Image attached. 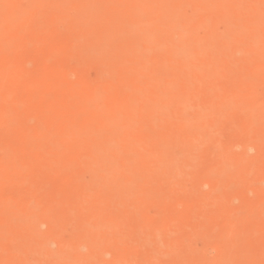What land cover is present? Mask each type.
I'll return each mask as SVG.
<instances>
[{
    "label": "rangeland",
    "instance_id": "obj_1",
    "mask_svg": "<svg viewBox=\"0 0 264 264\" xmlns=\"http://www.w3.org/2000/svg\"><path fill=\"white\" fill-rule=\"evenodd\" d=\"M1 1H3V0H1ZM7 1H9V0H7ZM7 1L6 0H4V2H3V4L2 3H0V16L2 15V14H4V15H9L10 16V18L11 17H13V20L14 19H16V20H14V22H13V20H11L9 17H6V19L4 20V18L3 19H1L4 15H2L1 17H0V43L3 41L4 43L3 44H0V92H1V97H0V107L1 108H3V106H2V103L1 102H3L2 100L3 99H5V101H10L11 103H9V105H10V107H8L9 105H6V106H4V109H6V110H1V108H0V110L3 112H1L0 111V118L3 116V114H4V111H5V114H7L5 117L8 119H6L5 117H2L1 119H0V121L2 122H0V165H1V163H3V168L5 167V166H7L8 167V169H6L5 168V171L4 172H0L1 174H0V191L2 192H0L1 194H0V198H1V202H2V200H3V203L5 204V207H4V204L2 203H0V211H1V213H0V217H3V215L7 218L6 220H5V218H3V221L5 220V225H3V224H1L0 223V225H2V226H5V228L4 227H2L1 228V226H0V233L3 235V233L4 234H7V235H1L0 234V237H3V238H0V259L3 257L4 258V260L3 259H1V262H0V264H18L23 258H31L32 256H29V254H31V252L30 251H32L33 250V247H36L37 246V243H42V241H43V244L42 245H46L47 247H49L53 252H57L58 250H59V248H60V245H61V242L63 243H65V240L63 241V239H62V233H66L67 232V234L65 235V238L67 237V235L69 236L70 235V237L68 238V239H66V243L65 244H67V246H66V250L63 252V255L61 256V257H63L64 258V260H66V258L67 257H71L72 256V254H73V249H71V247H69L70 246V244L71 243H69L68 244V242H67V240L68 241H70L71 239L70 238H72L73 236H75L76 235V233L75 234H73L72 235V233L74 232V230H75V232L77 231L76 229H72V227H74V226H80V224H82L81 225V227L83 226L84 228L86 227L87 228V232L85 231L84 232V234L83 233H81L82 231H83V227L81 228H79L80 230H82V231H80V232H78V233H80L81 234V236H82V234L85 236V233H87V235L85 236V238H87V240H89V239H92L93 237H94V235H93V237H91L92 235V233L94 232L95 233V230L91 227L90 229L92 230H89V228L87 227V226H89V224L92 222V220H94V218H96L97 219V217H99L100 215V219H103V221H100V219L98 218L97 220H99L98 221V225L97 224H94V225H97V228H98V226H99V228H101V229H99L98 228V230H96V233L95 234H97L96 235V237H97V239L99 238L98 236H100V235H102L101 234V230L103 229V227H101V226H103V224H104V227L105 226H107V228H112L113 229V231L112 232H114L115 233V231L114 230H116L117 232H120V233H118V235L120 236L119 237V239H118V236L116 235V233H115V235L117 236V239L118 240H120V238L123 236V238L125 239V241H126V239H127V242L128 243H126L124 240H120V241H118L119 242V244H120V242L122 243V244H120L121 246L120 247H122V245H125L126 246V244H127V246H130L129 248H131L132 247V249H134L135 247V249H137L138 248V250H137V254H135V249L132 251V249H130L129 250V248L126 246V247H124V248H120V252L117 250V252H116V248H119V247H116L115 249H112L111 250V246L115 243V241H116V239H115V237L116 236H114V239L112 240V239H107V237L108 236H110L109 238H112L111 237V235L112 234H110L111 233V229H106V231H109V234H108V236H105L106 234H104V236L106 237L105 238V241H109V243L108 242H106V244L108 245V247H105V248H108V250L107 251H105V255H103V256H100V255H98L99 253H100V251H102V249L101 250H99V253L97 254V255H95V257H96V259H94L95 257H93L94 255H92V253H91V251H90V246L88 245L89 243L87 242V240H85L84 239V242L81 240V244H79V246H78V248H79V250L80 251H84V253L86 252V253H91L90 255L88 254V256H89V262H90V260L92 259L91 257H93V260H92V264L94 263V262H96V263H98V264H100L99 262L103 259H105V261L106 260H108V262L109 261H116V259H118L117 261H116V263L115 264H119V259H120V264H122L123 262V264H132V263H130L131 261H129V263H128V260L130 259V260H133V258H136L135 260H134V263L133 264H210V262L212 261L213 262V264H264V222H263V220H264V177H261V179H259V177L260 176H262V174L260 175L259 173H263L264 174V152H260V149H262L263 147V145H264V142H262V139H264V138H262V139H260L261 140V142H262V145H261V148L259 147L258 148V146H257V142L258 141H260L259 140V137L261 138V136L263 137L264 136V132L262 133V134H259V131H260V128H259V123H260V125L262 124V123H264L263 121V119L261 120V118H262V116H260V120L262 121H258V120H256V119H258V118H256L255 120V122H259L258 123V127H257V129L256 128H253L254 126H257V123L256 124H254V123H252L253 121H252V118L254 117L255 118V115L256 114H258L259 112H263L264 110V105H263V107L262 106H260V105H262V104H264L263 102V100H264V72H263V70H264V52H263V49H262V51H259L260 50V48H262L261 47V45H262V42H263V44H264V41L262 40V39H264V25H262V24H264L263 22V20H264V10H263V8H264V0H249V2L248 1H245V0H242V2L244 3V1L246 2L245 4H247V6H243V5H245V4H243L242 2V4H240V0H237V1H233V0H199V2H201L200 4H201V6L199 5V7H200V11L198 12V1L197 0H177V2H176V0H174L175 1V3H177V4H179L178 2L180 1V2H182L183 3V7H185L184 9H186V7H187V9H188V12H187V10L185 11L184 9H182V4L180 5H177V6H179V7H177V10H176V8L174 7V6H176L175 5V3L173 2V0H167L166 2L164 1V0H157V1H159V4L161 5H159V4H154L153 3V5L152 4H150V3H152V2H149V0H140L141 1V4L139 3V0H127V1H129V3L126 1V0H100V2H99V0H90V2L91 3H89L90 4V6H89V4H85L86 6H88V7H84V8H88V9H90L89 11H90V13L88 14V12H87V9H83V10H86V12H87V14H88V16L85 14V13H83V12H81L82 10H80V9H82L83 7H80L79 8V6H83V5H80V4H84L83 2H85L86 1V3L87 2H89V0H67V1H65V0H18L19 2H21V3H17V2H13V4H15L16 6V8L19 10V13H21L20 14V16L22 15V13L24 12V14L23 15H25V13L28 11V12H30V14H28L27 13V16H25V17H22L21 16V18H16L17 16H15V14H17V13H12L11 11H9V9L10 10H13V12H15V9L16 8H14V9H12V8H10L9 6L11 5L10 4V2L9 3H7ZM11 2L13 1V0H10ZM35 1V2H34ZM94 1H96V2H94ZM103 1V2H102ZM107 1V2H106ZM150 1H152V0H150ZM156 1V0H155ZM161 1V2H160ZM164 1V2H163ZM169 1V2H168ZM173 2V4H172V2ZM228 1V2H227ZM30 2H32V4L30 3ZM45 2V3H44ZM60 2H62V3H60ZM67 2H68V6H66L67 5ZM79 2H81V3H79ZM94 2V3H93ZM196 2V3H195ZM227 2V3H226ZM230 2H232V3H230ZM234 2V3H233ZM252 2V3H251ZM256 2V3H255ZM258 2H259V4H258ZM24 3H25V5H24ZM29 3V4H28ZM36 3V4H35ZM47 3V4H46ZM69 3H72L71 5L69 4ZM99 3V4H98ZM107 3H108V5L109 6H107ZM144 3H145V5H144ZM155 3H157V2H155ZM219 3H220V5H219ZM229 3V4H228ZM238 5H237V4ZM1 4H2V6H1ZM9 6H8V5ZM18 4H22V5H18ZM27 4H28V9L25 7V6H27ZM30 4H31V6H32V8L34 7V10H33V12L31 13V11H29V9H31L32 10V8H31V6H30ZM66 4V5H65ZM168 4H170V8L172 9V11H170L171 9L169 8V11H165V9H166V7H167V9L166 10H168V5L166 6V5ZM205 4H207L206 5V7L204 6ZM210 4V5H209ZM231 4V5H230ZM236 4V5H235ZM256 4V5H255ZM34 5V6H33ZM52 5V6H51ZM55 5V6H54ZM62 5H64V7L62 6ZM84 5V6H85ZM94 5V6H93ZM143 7H142V6ZM150 5L152 6V8L150 7ZM159 7H158V6ZM165 7H164V6ZM171 5H173L172 7H171ZM191 5V6H190ZM197 5V6H196ZM212 5V6H211ZM225 5V6H224ZM258 5H259V7H258ZM6 6V7H5ZM7 6L9 7V9H8V13H7ZM36 6V7H35ZM51 6V7H50ZM71 6V7H70ZM72 6H75L74 8L76 9V10H74L73 9V7ZM95 6H97V7H95ZM110 6H112V7H110ZM136 6V7H135ZM153 6H154V11H153ZM190 6V7H189ZM204 7L203 9H201V7ZM209 6H210V8H209ZM230 6H236V10H235V12L233 11V9L230 7ZM239 6L241 7L240 9H242L241 11H238L239 10ZM256 6V7H255ZM12 7V6H11ZM23 7H25L26 9H23ZM39 9H38V8ZM53 7H57L56 9L55 8H53ZM58 7H60V8H58ZM148 7V9H145V8H147ZM156 7H158V8H160V11H161V8H164L163 10H164V12H162L161 11V13H160V11H159V9H155ZM196 7H197V12H196ZM220 7H222V10L225 12V14H224V12L221 10V8ZM242 7H244V8H242ZM246 7H248V8H250V9H248L247 8V10L246 11H244V9L246 8ZM258 7V8H257ZM2 8V9H1ZM64 8V9H63ZM68 8V9H67ZM140 8V9H139ZM179 8L180 9H182V11H183V13L182 12H180V10H179ZM190 8V9H189ZM207 8H209V10H205V9H207ZM211 8H216L217 9V11H219V13L215 10H211V12H210V9ZM220 8V10H218ZM229 8H230V10H231V12H230V10H229ZM237 8H238V10H237ZM259 8H261V9H259ZM16 9V10H17ZM37 11H36V10ZM144 9V10H143ZM152 9V10H151ZM192 9V10H191ZM252 9V13H253V15L255 14L256 15V17H255V15H254V17H253V15H250V14H252V13H247L248 15H246L245 13L249 10H251ZM258 9V10H257ZM3 10V11H2ZM20 10H21V12H20ZM25 10V11H24ZM27 10V11H26ZM39 10V11H38ZM127 10H129V11H127ZM136 10H137V12H136ZM139 10L141 11L140 13H139ZM145 10L147 11L148 10V12L149 13H147V14H149V15H151V17H157L158 19L160 18L159 16H161L162 15V17L163 18H160V20L161 21H158L157 19H155V18H153V19H155V20H157L156 22H152L151 23V27H153V24L154 23H156L157 24V26H155V29L154 30H156V28L158 27V26H160V25H158V24H161L162 26H160L159 28H166V29H164L163 30V28L162 29H160V30H162L161 32L159 31L158 32V30H159V28L157 29V33L155 32V34H157L158 35V33H159V35H160V38L164 41V38H165V35H167V34H165V33H167V31H169L168 32V34H169V36H171V37H169L168 35V38H170V40H172V41H176L174 44H173V42L170 44V43H167V41L168 42H170V40H165V42L163 43L162 41L160 42V40H159V42H158V40H156L155 41V39H157V38H155L154 40H152L151 42H150V39H153L154 38V36H155V34L153 33L154 32V30H153V28H152V31H149L150 29L148 28L149 26H150V24H148V22L150 23V21L149 20H151V17L150 18H148V16H147V18H146V20H144L143 18L145 17V14H144V12H145ZM175 10V12H176V14H174V13H172L173 11ZM259 10L261 11V12H259ZM263 10V11H262ZM23 11V12H22ZM76 11L78 12V11H80V12H78V13H76ZM107 11V12H106ZM132 12V14H131V12ZM156 11V12H155ZM157 11H159V13L161 14H157ZM180 12V14H179V12ZM184 11H185V13H184ZM223 12L222 14L223 15H221V16H219L218 14H220L221 12ZM236 11H238L237 13L238 14H240V15H244V16H242V19H240L239 21H238V19L236 20L235 19V16H233L232 17V15L231 16H229V17H227V14H229V13H232L233 14V12L234 13H236ZM11 12V13H10ZM18 12V11H17ZM66 12H67V15H66ZM85 12V11H84ZM101 12V13H100ZM111 12V13H110ZM155 12V13H154ZM172 13V14H174V15H171L172 16V19L173 20H175V21H172V19H171V16L170 17H168V15H167V13ZM186 12L187 13H189L188 14V16H190L188 19L186 18L187 16L185 15L186 14ZM243 12V14H241V13ZM245 12V13H244ZM251 12V11H250ZM84 14L85 15V17L87 16V19L84 17V15L82 16L81 14ZM105 13V14H104ZM128 13H130L131 14V16H132V18H133V16H135L134 17V19H136V20H133L131 17H128L127 18V16H128ZM191 13H193V14H191ZM217 13V14H216ZM236 13V14H237ZM15 16V18H14V16ZM70 14H72V15H70ZM80 14V15H79ZM155 14H157V15H155ZM182 14H184L185 16H183V17H185L186 19H184L181 15ZM194 14H195V17H194ZM215 14V15H214ZM235 14V15H236ZM236 15V17L237 16H239V15ZM12 15V16H11ZM17 15H19V14H17ZM74 15V16H73ZM77 17H76V16ZM109 15V16H108ZM126 15V16H125ZM138 15V16H137ZM144 15V16H143ZM159 15V16H158ZM170 15V14H169ZM217 15V16H216ZM225 15V16H224ZM75 17L74 19L72 18V17ZM92 16V17H91ZM126 17V19H128V20H130L129 18H131V21H128V20H126V19H124L123 17ZM136 16H137V18H136ZM174 16H175V18H174ZM179 16H181L182 17V19H181V17L179 18ZM201 16H205L204 18H206L207 17V19L205 20L203 17H201ZM253 17V21H257V23L256 24H254L251 20H249V19H251V18H249V19H246V17ZM262 16V17H261ZM42 17V18H41ZM105 17V18H104ZM109 17V18H108ZM139 17H141L140 18V21H138L139 20ZM166 17V18H165ZM217 17V18H216ZM232 17V18H231ZM240 17V16H239ZM239 17H237V18H239ZM260 17V18H259ZM23 18L25 19V20H23ZM40 18V19H39ZM67 18V19H66ZM70 18V19H69ZM78 18V19H77ZM90 18H91V21H89L90 20ZM103 18V19H102ZM124 20H123V19ZM179 18V19H178ZM193 20H192V19ZM196 20H199V21H195V19ZM203 18V19H202ZM241 18V17H240ZM8 19H10L12 22H10ZM20 21H19V20ZM73 19V20H72ZM111 19V20H110ZM122 19V20H121ZM141 19H143L142 21H141ZM166 19V21H164V20ZM202 19V20H201ZM218 19H220V21L218 20ZM245 20V22H243V23H246V24H250L249 26L247 25V27L249 28L248 30H251V29H253V27L252 26H254L255 27V29L256 30H258V29H260V31H258V33L256 34V36L255 37H253L254 35V33H256L257 31L256 30H251V32H249L250 33V35H246V36H244V35H240L241 34V32L239 31V33L237 32L236 33V31H238V29L240 28V30L242 29V27L243 26H241L242 24V21H244ZM5 22H4V21ZM29 20V21H28ZM36 20V21H35ZM66 20H67V22H66ZM81 20V21H80ZM98 20H99V22H98ZM163 20V21H162ZM180 21V22H178V21ZM181 20H182V23L184 24V21L186 20V21H189L190 22V24H188L187 22H185V24L183 25L182 23H181ZM203 20H205V22H207V21H209V24H208V22H207V25H204V24H206ZM211 20V21H210ZM225 20V21H224ZM226 20H227V22H226ZM262 20V23L260 24V21ZM40 21V22H39ZM89 21V22H88ZM135 21H138L137 22V24L138 25H136V22ZM151 21H154V20H151ZM193 21V22H192ZM230 21H232V22H230ZM241 21V22H240ZM259 21V22H258ZM8 22V23H7ZM70 22V23H69ZM84 22V23H83ZM92 22V23H91ZM119 22V23H118ZM124 22V23H123ZM134 22V23H133ZM175 22L177 23V24H175ZM192 22V23H191ZM194 22H197L196 24L194 23ZM202 22V23H201ZM203 22H204V24H203ZM210 22H211V24H210ZM220 22V23H219ZM230 22V23H229ZM237 22L238 23H240L239 25L240 26H238V24H237ZM10 23H11V25L13 24H17L16 26H15V28H11L12 26L10 25ZM83 23V24H82ZM108 23V24H107ZM130 23V24H129ZM140 23H143L142 25L140 24ZM218 23L219 24H222V26L220 25H218ZM223 23H224V26H226V24L225 23H227L228 25H231L230 26V29H229V26H227L228 28H226L225 29V27L223 26ZM10 25V27L8 26V28H7V25ZM85 24H86V26H85ZM91 24V25H90ZM114 24H118V25H120V26H115ZM144 24H148L149 26L147 27V25L145 26ZM156 24H154V25H156ZM165 24V25H164ZM181 24V25H180ZM187 24H188V26H187ZM197 24H199L200 25V28H202L201 26H204V27H208L207 28V30H212V31H215V35H217L219 32V30H221L222 32H223V30L225 29V31L224 32H226L227 31V29H229V30H233V27H236V29H235V31H231V33L232 34H234V32H235V37H236V39H237V37H238V35H239V37L242 39V37L244 36V39H246L247 40V38H249L248 36H250L251 37V39L249 38L248 40L250 41H247L248 42V46H246L247 45V42H245V40L244 39H240L239 37H238V39L237 40H240L241 42L242 41H244V46L242 45V43H240L241 44V46H243V49H245V50H242L241 51V49H242V47L241 48H237L238 46L235 44V43H238V42H235L234 41V39H233V35L229 32V31H227L226 33L227 34H225L226 36H223V38L224 37H226V38H224V41H221V39L222 38H220L222 35H224V33L223 34H220L221 36L220 37H218V35H217V38H219L220 40L218 41V39L216 38H214V34H213V38H214V40H216V42L217 43H214V44H218V45H220L219 47L217 46V45H215V46H217L218 47V49L219 48H221V47H223V42H224V45L226 46V44L225 43H228V42H230V41H234L235 43V45H233L232 44V50H230L231 48H226V49H228L227 51H225L224 52V50H226L224 47V50L221 48V49H219V51L217 50V48H214L213 46H210V44L209 45H207V43L209 42V40L207 41V43L205 42V39L207 40V38H208V35H210L211 34V32H209V31H207V33H210V34H207V36H206V30H205V28L203 27V29H197ZM235 24V25H234ZM262 25V26H260V25ZM79 25H81V27H82V30H81V28H80V26ZM113 25L116 27L115 29H116V32L114 31V27H113ZM130 25V26H129ZM167 25V26H166ZM177 25V26H176ZM194 25H196V26H194ZM209 25H211V26H209ZM244 26H245V24H243ZM26 26V27H25ZM97 26H99V27H97ZM126 26H127V28H126ZM143 26V28H141V29H144V31L143 30H139V29H137V28H140V27H142ZM177 28H176V27ZM182 26V28H183V26H184V28H183V33H185L186 35H184V36H186L185 38H184V36H183V33H182V37H181V34L179 35L178 33L177 34H173V32H181V27ZM193 26V28H195L196 27V30H194V29H192V31L194 30V32H191L190 30V28ZM94 27V28H93ZM122 27V28H121ZM137 27V28H136ZM148 28L147 30H146V28ZM150 27V28H151ZM176 28V30L175 31H173L175 28ZM239 27V28H238ZM247 27H246V32H248L247 31ZM250 27H252L251 29H250ZM11 28V29H10ZM28 28V29H27ZM79 28V29H78ZM98 28H100V30L98 29ZM103 28V29H102ZM118 28V29H117ZM187 28H189V30L188 31H190V33L189 34H191L192 33V37L190 38V40H191V43H189L188 44V42L190 41L189 40V37H190V35H189V37L187 36V32H186V30H187ZM198 28H199V26H198ZM238 28V29H237ZM10 29L11 31H9V32H7L8 30ZM39 29V30H38ZM107 29H108V31H109V35H107ZM120 29V34L117 32L118 30ZM130 29H131V31L132 32H130ZM170 29V30H169ZM184 29H186L185 31H184ZM98 30H99V32L101 31V32H103L102 30H104V37L102 36V35H100V33L98 32ZM112 30V31H111ZM201 30H203V32H205V36L207 37H204V34H203V32L201 31ZM115 32L114 33V35H117V33H118V35H119V40L118 39H116V40H118V41H116L115 40V36L113 35V33L112 32ZM140 31H143V32H139L140 34H138V32ZM172 31V33H170ZM195 31H196V34L198 33V35H201L203 38H204V42H203V39H202V41L199 39V37H198V35H194L193 33H195ZM200 31V32H199ZM242 31H244V30H242ZM254 31H256V32H254ZM36 32V33H35ZM87 32H88V34H87ZM165 32V33H164ZM175 32V33H176ZM218 32V33H217ZM221 32V33H222ZM228 32H229V35H228ZM260 32V33H259ZM261 32H263V33H261ZM78 33V34H77ZM85 33V34H84ZM92 33L93 34H96L97 35V38L98 39H96V35H92ZM99 33V34H98ZM129 33V34H128ZM147 33L148 34H150V36H149V38H148V36H147V38H145V36L147 35ZM164 33V34H163ZM212 33H214V32H212ZM243 33V32H242ZM244 33H245V31H244ZM88 36H87V35ZM102 34V33H101ZM133 34V35H132ZM134 34L137 36L138 35V37H136L135 38V36H134ZM117 35V36H118ZM124 35H125V37H124ZM130 36V37H133V39L136 41V42H134V40L132 39V41L134 42V43H132L131 42V40H129V39H131L130 37H128V36ZM143 36L144 35V39H142V38H139L140 36ZM151 35H153V36H151ZM77 36H79V37H77ZM85 36H87V37H85ZM101 36V37H100ZM116 36V37H117ZM174 36V37H173ZM175 36H176V38H178L179 37V39H176L175 38ZM211 37H212V35H210ZM229 36H230V38H231V40H230V38H229ZM242 36V37H241ZM81 37V38H80ZM91 37H92V41H91ZM197 37V39L200 41H198L197 43H194L195 41H197V39L195 40V38ZM234 37V38H235ZM259 37V38H258ZM80 38V39H79ZM86 38H88L89 39V42L91 41V44H89L88 43V41L86 42ZM94 38V39H93ZM122 38L124 39L125 38V40H124V43L125 42H127L128 44H130V48L133 46H135V48H137L135 51L133 50V48H131L130 49V51L133 53V54H138L137 55V57L135 56V55H133L132 53H129V51H126L127 50V48H123V46H126V45H124L123 43L120 45V42H122ZM140 39V43H145V45L144 44H142V45H144L145 47H146V49H147V51H150V53L149 52H147V51H144V50H146V49H143V50H141L142 48H144V46L143 47H141V45H140V43L137 41V39ZM160 38H158V39H160ZM167 38V37H166ZM167 38V39H168ZM181 38H182V40H181ZM194 40H193V39ZM201 38V37H200ZM210 38V37H209ZM213 38L211 39L210 38V40H213ZM229 38V39H228ZM87 39V40H88ZM147 39V40H146ZM176 39V40H175ZM15 40V41H14ZM78 40V41H77ZM101 40V41H100ZM129 40V41H128ZM143 40V41H142ZM177 40H179V41H181L180 43H184V40L185 41H187V42H185V44H182L181 46H180V43H179V41H177ZM189 40V41H188ZM226 40V41H225ZM227 40H229V41H227ZM259 40V41H258ZM7 41H8V45L9 46H7L6 44H7ZM114 41H115V43H114ZM142 41V42H141ZM149 41V45H148V48H149V46H150V49H148L147 48V42ZM233 41H232V43H233ZM253 43H252V42ZM262 41V42H261ZM84 42H86V43H88V44H86V46H81V45H83V43ZM94 42H95V44H94ZM103 42H104V45H103ZM131 42V43H130ZM157 43V44H159V46H155L157 49H159L158 47H160V48H162L160 51L158 50V51H156L157 49H155V47H154V43ZM203 44H202V43ZM210 42H212V41H210ZM218 42H221V44H222V46H221V44L220 43H218ZM261 42V43H260ZM80 43V44H79ZM99 43V44H98ZM110 43V44H109ZM127 43H125V44H127ZM179 43V44H178ZM5 44V47L6 48H3V45ZM78 44V45H77ZM84 44V45H85ZM116 44V45H115ZM153 45V47H151L152 45ZM160 44H162V46L160 45ZM165 44H167V45H171L172 46V48H169L168 50H170V51H172V52H167L166 50H167V48H165V47H167ZM177 44H178V48H177ZM197 44H199V45H207V46H204L205 48H206V50H207V52L206 51H203L202 49L204 48L203 46H202V49L200 48V46L199 45H197ZM213 44V42L211 43V45ZM239 44V45H240ZM253 44V45H252ZM257 44V45H256ZM80 45V46H79ZM97 45V46H96ZM104 46L105 47V50H104V47L102 48V47H100V46ZM176 45V46H175ZM184 45L186 46V47H184ZM187 45H188V47H187ZM194 47V49H192V50H190L191 48H192V46ZM77 46H79V47H77ZM90 46V47H89ZM128 46V45H127ZM126 46V47H127ZM140 47V48H138V47ZM171 46H169V47H171ZM197 46V47H196ZM199 46V47H198ZM209 46L211 47V50L209 49ZM230 46V44L228 45V47ZM254 46V47H253ZM259 46V47H258ZM264 46V45H263ZM85 47V48H84ZM120 47L122 48V51H120L121 49H120ZM164 47V48H163ZM174 47V48H173ZM181 47V48H180ZM249 47V48H248ZM14 48V49H13ZM77 48V49H76ZM98 48V54L95 56V55H93L94 53L96 54L97 52V49ZM99 48H101L104 52H107V53H110V54H106V53H104L101 49H99ZM110 48V49H109ZM114 48V49H113ZM129 48V47H128ZM153 48V49H152ZM177 48V49H176ZM183 48V49H182ZM186 48H188V49H185ZM205 48H204V50H205ZM215 49V53H212V52H214V49ZM234 48H237L236 49V51H234L233 49ZM3 49H4V51H3ZM89 49V50H88ZM120 49V50H119ZM155 49V50H154ZM180 49V50H179ZM182 49V50H181ZM196 49H197V51L198 50H202V51H200L201 53H198L197 51H196ZM238 49H240V51L237 53V50ZM85 50H86V54H83V52H85ZM107 50V51H106ZM110 50H112V52L110 51ZM129 50V49H128ZM143 51V53L141 52V51ZM152 50H154V51H152ZM163 50V51H162ZM174 50V51H173ZM176 50V51H175ZM186 52H185V51ZM187 50H190L189 52H187ZM196 51L195 53L193 52V51ZM218 52H220V53H218V55H217V51ZM230 50V51H229ZM10 51V52H9ZM115 51V52H114ZM131 56V58H130V56L128 57L127 55V53ZM137 51H140V53L138 52V53H134V52H137ZM164 51H165V56H169V57H171L172 58V55H173V59H169V57H168V59H169V61H171L172 60V62H170V63H168V61L166 62L165 61V59H166V57L165 56H161L163 53H164ZM180 51V52H179ZM192 51V52H191ZM208 51L210 52V53H208ZM212 51V52H211ZM82 52V53H81ZM93 52V54L91 55V53ZM100 52H101V54H100ZM118 52V53H117ZM120 52L121 53H124V55H123V57L125 58H123V63H121L122 64V66H123V68H122V66H121V64H120V62H118V60L116 59V58H119L120 57V55H122V54H120ZM146 52V53H145ZM152 52H156V53H154L155 54V57H157V59L160 61L161 60V57H164V61H158V60H156V61H158V62H153V61H151L150 59H152L153 57H154V54H153V57L151 58V56H152ZM163 52V53H162ZM176 52H177V54H176ZM191 52V53H190ZM230 52V53H229ZM262 52H263V54H262ZM157 53H159V56L158 55H156ZM162 53V54H161ZM167 53H169V54H171L172 53V55H168ZM175 53V54H174ZM179 53V54H178ZM186 53H189V54H186ZM104 54H106V55H104ZM120 54V55H119ZM140 54V55H139ZM146 54V55H145ZM151 54V55H150ZM167 54V55H166ZM182 54V55H181ZM185 54H186V56H185ZM190 54H191V56L193 57V58H195L196 59V57H198V59L200 60V62H201V64H204V62H205V64L207 65V71H209L208 70V68L209 67H211V65L208 67V65L209 64H213L214 63V66L217 68V69H215L216 70V72H214V73H216L215 75H217V74H220V70H219V73H218V69H220L221 67L223 68V66H220V68H218L219 66L218 65H220L221 63L219 62L220 61V59H224L225 60V58H226V56L227 57H229L231 60V63L230 64H228L229 66H224V70H226V69H228L229 68V70L227 71L228 72V74H227V72L226 73H224V71H223V69H222V71L223 72H221L223 75H219V78L221 79V76H222V82H221V84H220V82H218L219 81V79H214L215 81H217L218 83H216V84H213L215 81L213 80V78H212V81H210L206 76L208 75V73L206 72V66H203V65H200V66H203V68H201V67H199V65H197L198 67V69L196 68V66H195V64H193L192 65V62L195 60H193V58H190L191 56H190ZM193 54V55H192ZM219 54H221L220 55V57H219ZM223 54V55H222ZM244 54V55H243ZM248 54V55H247ZM4 55H6V56H4ZM85 55V56H84ZM100 57H99V56ZM119 55V56H118ZM164 55V54H163ZM205 55V56H204ZM226 55V56H225ZM233 55V56H232ZM91 56V57H90ZM95 56V57H94ZM102 56V57H101ZM105 56H106V58H105ZM118 56V57H117ZM145 56V58H147V59H145V58H143ZM176 56H179L180 58H179V60H174L175 58L174 57H176ZM209 56V57H208ZM215 57V61H213V60H211L210 61V58L211 57ZM225 56V57H224ZM248 56H250L249 58H248ZM122 57V56H121ZM120 57V58H121ZM127 57V58H126ZM134 57V58H133ZM140 57H141V59H140ZM160 57V58H159ZM181 57H182V59H181ZM186 57H188V60L187 59H185L184 60V58ZM205 57V58H204ZM206 57H208V59H206ZM219 58V61H217L216 59L217 58ZM263 57V58H262ZM97 58V59H96ZM102 58H104V59H102ZM150 58V59H149ZM192 59V60H190V59ZM81 59V60H80ZM101 59V60H100ZM122 59V58H121ZM128 60V59H131V63H132V65H131V63H130V61L128 60V62H126L125 63V65L127 66V64L129 65V63H130V65H131V67H128L127 69H129V68H133L132 66H133V62L136 60V65H137V67L135 68V66H134V68H135V71L134 70H132L131 71V69L129 70V71H131L132 73H134V74H138V73H142L143 74V76L141 77V76H139L138 77V80L141 78V79H145V81L144 80H139L140 82H141V84H140V82L136 79V80H134L133 78L134 77H136V75H134V74H132L131 72H127V69H124V62H125V60ZM133 59H135V60H133ZM149 59V60H148ZM154 59V58H153ZM152 59V60H153ZM156 59V58H155ZM167 59V60H168ZM198 59H197V61L195 62V63H197V62H199L198 61ZM202 59V60H201ZM212 59V58H211ZM214 59V58H213ZM228 59V58H227ZM227 59H226V62H227ZM261 59H263V60H261ZM46 60H47V63H46ZM116 61L115 63H113L112 61ZM120 60V59H119ZM139 60H141V61H139ZM163 60V59H162ZM178 61L177 63L179 64V65H175V64H177V63H175L174 61ZM187 60V61H186ZM229 60V59H228ZM3 61V62H2ZM48 61H50L49 62V64H48ZM82 61V62H81ZM84 61V62H83ZM100 61V62H99ZM104 61L106 62L105 64H104ZM148 61H150V62H153V65L150 63V62H148ZM183 61H186L187 63H182ZM192 61V62H191ZM204 61V62H203ZM230 61H228V63L230 62ZM236 62V63H239V64H236L235 65V63L234 62ZM261 61V63L260 64H262L263 65V70L260 68V72L259 71H257V70H259V69H257L258 67H260V66H262V65H259V62ZM30 62V63H29ZM93 64H92V63ZM111 62V64H112V67L113 68H115L114 70V72L117 74L116 76L114 75L115 73L114 72H110V69L112 70V68L110 67L109 69H106V68H108V65H110L109 63ZM122 62V61H121ZM138 62H139V64H138ZM140 62H143V63H140ZM145 62V63H144ZM190 62V63H189ZM199 62V63H200ZM220 64H219V63ZM225 62V61H224ZM224 62H222V63H224ZM10 63H11V65H10ZM29 63V64H28ZM117 63H119L120 64V66H118L120 69H118V67L116 66L117 65ZM146 63H147V65H146ZM168 63V64H167ZM173 64V65H175L176 67L177 66H179V68H182L181 66H184L183 67V69H180L181 71H176V70H178V67L177 68H172L171 67V69H170V65L169 64ZM183 64V65H181L180 66V64ZM207 63H209V64H207ZM32 64V65H31ZM86 64V65H85ZM104 64V66H102ZM115 64V65H114ZM118 64V65H119ZM187 64V65H186ZM190 64V65H189ZM226 64V63H225ZM13 65V66H12ZM30 65L32 66V67H30ZM81 65V66H80ZM106 65V66H105ZM139 65V66H138ZM165 65H167V66H165ZM231 65H233V66H231ZM259 65V66H258ZM8 66V67H7ZM11 66H12V68H11ZM97 66V67H96ZM125 66V67H126ZM144 66H145V68H144ZM148 66H153V67H155V68H153L152 67V69H154V71L156 72L157 71V73H156V75H155V77H153V79L154 78H157L158 76H160L161 75V77H158L157 79H155V80H157V82L155 81V80H153V79H151L152 78V76L155 74L154 72H151L150 73V70L149 69H151V67H148ZM157 66H158V68L160 69L159 71H158V69H157ZM193 66V67H192ZM256 66H257V68H256ZM28 67V68H27ZM105 67V68H104ZM117 67V68H116ZM140 67V68H139ZM141 67H143V68H141ZM163 67V68H162ZM167 69H166V68ZM188 67V68H187ZM142 70L141 72L140 71H138V73H137V70ZM162 68V69H161ZM191 68H195V69H197V73L198 74H200V72L202 73V75L200 74V75H197L196 73H195V71L193 70V69H191ZM199 68H201L200 70H199ZM235 68H238L237 70L235 69ZM254 68H256L257 70V72H259L258 74H257V77H256V71H252V69H254ZM9 69V70H8ZM12 69V70H11ZM14 69V70H13ZM16 69H17V71H16ZM137 69V70H136ZM144 69V70H143ZM156 69V70H155ZM167 71H166V70ZM173 69V71H174V69H175V71L173 72V71H171ZM203 69H204V71H203ZM251 69V70H250ZM6 70H8V71H6ZM94 70V71H93ZM104 70H106V71H104ZM148 70V71H147ZM192 70H193V74H192ZM211 70H213V67H212V69ZM210 70V77H212V76H214V74H212L213 72ZM214 70V71H215ZM255 70V69H254ZM261 70H262V72H261ZM2 71H4V72H2ZM21 71V72H20ZM147 71V72H146ZM151 71H153V70H151ZM182 71L184 72H186L187 73V75H186V73H182ZM8 72V73H7ZM12 72H15L14 74H16V75H13V73ZM109 72V73H108ZM124 72V73H123ZM145 73V75H144V73ZM150 73V75L148 74L147 75V73ZM161 72V73H160ZM162 72H163V74H162ZM164 72H166L165 74H164ZM173 73V75H172V73ZM175 72L179 75V77L178 76H175ZM189 72H191L190 73V75H188L189 74ZM244 72V73H243ZM253 72H255V73H253ZM91 73V74H90ZM101 73V74H100ZM106 73V74H105ZM111 73V74H110ZM127 73H129V74H127ZM153 73V74H152ZM168 73V74H167ZM207 73V74H206ZM262 73V74H261ZM100 74V75H99ZM109 74V75H108ZM122 74V75H121ZM141 74V75H142ZM176 74V75H177ZM182 74H184L185 75V77L182 75ZM194 74H196V75H194ZM211 74H212V76H211ZM224 74H226V76H224ZM232 74V75H231ZM251 74H254V76L253 75H251ZM8 76V77H6V78H4L5 76ZM11 75V76H10ZM75 75V76H74ZM106 75H108L109 76V78L108 79H112V77H111V75L113 76V79L115 80V78H116V80L117 81H121V80H123L122 82H124L123 84H119V82L117 83V82H113V83H111L112 81H110V83H109V81L107 80V77L108 76H106ZM125 75H129V76H127V77H125L126 78V82L124 81V79L125 78H123V76H125ZM139 75V74H138ZM147 75V77L148 78H150V79H147V77H145ZM152 75V76H151ZM167 77V78H171L172 76V78H174L175 80H174V82L171 84V82L173 81V79H172V81L170 82V78L169 79H165V76ZM169 75V76H168ZM191 75L193 76V79L194 78H196V81L194 80L193 81V79H192V77H191ZM206 75V76H205ZM249 75H251V76H249ZM259 75V76H258ZM2 76V77H1ZM13 76V77H12ZM98 76H100L101 78H98ZM106 78H105V77ZM134 76V77H133ZM183 76V77H182ZM189 76V77H188ZM194 76H196V77H194ZM201 76L202 77V79H201V77H200V79H199V77ZM209 76V75H208ZM218 76V75H217ZM226 77V79H224V77ZM244 76L245 77H247V78H244ZM71 77H74V78H71ZM117 77H119V78H117ZM164 77V78H163ZM197 77H198V80H197ZM11 78H13V79H11ZM62 78V79H61ZM103 78V79H102ZM107 80H105V79ZM137 78V77H136ZM160 78V79H159ZM178 79V81L176 82V80ZM183 78H185V79H183ZM188 78H189V80H188ZM213 84L212 86H217L218 85V87H217V89H216V92L217 91H221V90H223L222 91V93H220L219 92V94L218 93H216L215 94V96L214 97H217L218 95H220V101H216L217 100V98H214V97H212V99L213 100H215V102L213 101L212 102V99L210 98V97H208V98H205L204 99V97L205 96H203V95H206L207 96V94L209 95L210 93H212V92H206L205 90H207V91H209V89H210V87H212L211 86V84H209L210 82L208 81L207 82V84H208V87L207 88H205V86H207V85H204V84H206V80L207 79ZM216 78V77H215ZM248 78H249V80H248ZM251 78V79H250ZM255 78V79H254ZM259 78V79H258ZM112 79V80H113ZM120 79V80H119ZM162 79H163V81H162ZM206 79V80H205ZM231 79V80H230ZM6 80V81H5ZM50 80V81H49ZM104 80V81H103ZM150 80V81H149ZM180 80V81H179ZM187 80H188V82L189 83H193V85H191L190 84V86L188 85L187 87H185L186 85H185V83H187ZM192 80V81H191ZM200 80V83H202L200 86L201 87H198L197 86V84L196 83H194V82H198ZM203 80V81H202ZM225 80V81H224ZM252 80H255V82L254 81H252ZM260 80H261V82H260ZM263 80V81H262ZM3 81H5L4 83H3ZM103 81V83H105V81H106V83L109 85H107L106 84V86L105 85H102L101 84V82ZM153 81V82H152ZM160 81H162V82H160ZM166 81V82H165ZM186 81V82H185ZM224 81V82H223ZM236 81V82H235ZM238 81V82H237ZM250 81V82H249ZM135 82V83H134ZM145 82H146V84H145ZM147 82L150 84V83H154L153 85H151L150 84V86H149V84L147 85ZM156 82V83H155ZM163 82H165V83H163ZM177 84H176V83ZM235 82V84H237V83H239V85L237 84L236 86H235V84H233ZM252 82H253V84H252ZM96 83V84H95ZM121 83V82H120ZM161 83V84H160ZM169 83V84H168ZM174 83L176 84V85H174ZM199 83V84H200ZM223 83H224V85H223ZM13 84V85H12ZM75 84H76V87H77V89H76V87H75ZM77 84H78V86H77ZM100 84H101V86H104L103 88H101V86H100ZM140 84V85H139ZM145 85V87L144 86H142V85ZM161 85L160 87L159 86H157V87H159V88H156V85ZM166 84V85H165ZM169 86H168V85ZM170 84H171V86H170ZM188 84V83H187ZM196 84V85H195ZM243 84H245V85H243ZM257 84V85H256ZM54 85V86H53ZM115 86L114 88H110L111 90H113V91H111L110 89H108L109 87H111V86ZM117 85V86H116ZM131 85V86H130ZM147 85V86H146ZM165 85V86H164ZM173 85V86H172ZM219 85H220V88H219ZM234 85V86H233ZM254 85V86H253ZM1 86H2V88H1ZM5 88H4V87ZM83 86V87H82ZM153 86H155V89L157 90L158 89V91H160L159 93H158V91H153ZM167 86V87H166ZM177 86V87H176ZM181 86H183V87H181ZM191 86H195V87H191ZM221 86H223V88L224 89H221L222 87ZM244 86V87H243ZM252 86V87H251ZM13 87V88H12ZM141 87L144 89H141ZM147 87H149V88H147ZM162 87V88H161ZM172 87V88H171ZM174 87V88H173ZM188 87H191L192 89H196V91H197V93L198 92H201L200 93V97H202L201 99H198L197 97H195V94L196 95H198L196 92H195V89L194 90H192L191 88H189V90L191 89V93H190V91H188L187 89H188ZM204 87V88H203ZM253 87H255V88H253ZM98 88H99V90H98ZM126 88H129V89H126ZM167 88V89H166ZM169 88H170V90H169ZM185 88H186V90H185ZM201 88V89H200ZM216 88V87H215ZM237 88V89H236ZM2 89V90H1ZM126 89V90H125ZM139 89H141V90H143V91H146L148 94H146V92H145V95L143 96V97H141L142 95H143V91H142V95L140 94L141 93V91L140 92H138L139 91ZM152 91H151V90ZM163 89H165V90H162ZM175 89V90H174ZM245 89H247V91L245 90ZM71 90H74V91H71ZM105 90V91H104ZM109 90H110V92H109ZM129 90V91H128ZM134 90V91H133ZM136 90H138V91H136ZM167 90V91H166ZM181 90H182V93H181ZM186 92H185V91ZM214 90V88L212 89V91ZM253 90H254V92H253ZM69 91V92H68ZM78 91V92H77ZM102 92V95H103V97H102V95L101 94H96L95 92ZM103 91H104V93H103ZM132 91V92H131ZM165 91V94H162L163 92ZM174 91H175V93H174ZM240 91V92H239ZM255 91H256V93H255ZM36 92V93H35ZM70 92H72V93H70ZM76 92V93H75ZM100 92V93H101ZM105 92H107V93H105ZM112 92V93H111ZM131 92V93H130ZM153 92V93H152ZM155 92H157L158 94H156V95H153ZM162 92V93H161ZM187 92H188V95H187ZM9 93L11 94V95H9ZM35 93V94H34ZM65 93H67V94H65ZM82 93V95H80ZM135 93H137V95H138V97H137V99L134 97H132L133 96V94H135ZM149 93H152V95H153V97L151 96V94H150V97H149ZM180 93V95H178ZM207 93V94H206ZM213 93H215V92H213ZM212 93V94H213ZM234 93V94H233ZM253 93H255V94H253ZM262 93H263V95H262ZM6 94H8L7 96H6ZM38 94V95H37ZM52 94V95H51ZM74 94V95H73ZM79 94V95H78ZM94 94H95V96L96 95H101L100 97H101V99L103 100V101H101L100 100V97H98V96H96V97H94ZM106 94H108V95H106ZM169 94H171V95H169ZM212 94L210 95V96H212ZM237 94V95H236ZM257 94V96H255ZM260 95V97L261 98H257L259 95ZM58 95H61V97L60 96H58ZM63 95V96H62ZM85 95V96H84ZM88 95V96H87ZM90 95L92 96L93 95V97L95 98L94 100H96L95 102L96 103H94V100H93V98H91V100H90V102L91 101H93V104L92 103H90V104H87L86 106H85V101H88V103H89V100L88 99H90ZM130 95H132V96H130ZM136 95V94H135ZM148 95V96H147ZM162 95V96H161ZM166 95V96H165ZM176 95H177V97H176ZM217 95V96H216ZM78 96H80L79 98H78ZM87 96V99L85 98ZM127 96H129V97H131V103H130V101H128L127 102V100H130V98H128V99H126L125 100V98H127ZM145 96H147L148 98H150L151 100L152 99H156V98H158V102H160V104L162 105L163 103L162 102H164V99H165V104H168V103H171V102H173L171 99H173L172 97L174 96V99L173 100H175L173 103H174V108H173V111H171V114L169 113V109L167 110V108L166 107H163V108H161V105L160 104H158V102L156 101H154L153 102V100L151 101L150 99H148V98H146ZM158 96V97H157ZM164 96V97H163ZM171 96V97H170ZM182 96H184V98L182 97ZM189 97V98H186V97ZM12 97V98H11ZM34 97V98H33ZM77 98V100H76V98ZM144 97L146 98V104H143L144 102H142L141 104H143L144 106H142L139 102H140V99H142V100H144ZM160 97V98H159ZM161 97L162 98H164L163 100L161 99ZM193 97V98H192ZM197 98V102L196 101H194V100H196L195 98ZM198 97H199V95H198ZM199 97V98H200ZM9 98H10V100H9ZM53 98V99H52ZM60 100H59V99ZM70 98V99H69ZM75 98V99H74ZM82 98V99H81ZM97 98V99H96ZM169 98V100L167 101L166 99H168ZM232 98V99H231ZM255 98H257L258 99V101H257V99H255ZM7 99V100H6ZM73 101H72V100ZM78 99H79V102L81 103V106H80V103L78 104V102H76V101H78ZM81 99V100H80ZM86 99V100H85ZM98 99H99V101H98ZM132 99H133V101H132ZM160 99V100H159ZM187 99V100H186ZM190 101H189V100ZM226 99V100H225ZM254 99V100H253ZM85 100V101H84ZM141 100V101H142ZM192 100V101H191ZM207 100L209 101V100H211L210 102L211 103H209L210 104V106H212V107H208V105L209 104H207V105H205V107H204V105H203V107H204V109H203V107H202V104L204 103V104H206L207 103ZM84 102V104H82L83 102ZM145 101V100H144ZM151 101V102H150ZM184 101V102H183ZM204 101V102H203ZM227 102V103H229L231 106H229V108H230V110H231V112H230V110H228V109H226V108H223V106L225 105V107H227L226 105H228L227 103H224L223 105H222V102ZM230 101H232V103L230 102ZM254 102V101H257V102H259V104L257 105L256 103L255 104H251V102ZM260 101L262 102V103H260ZM73 102V103H72ZM100 103L99 104V106L98 107H100L98 110L99 111H101V109H104V106H107L105 109L107 110V111H101V113L99 112V111H97V106H96V108H95V110H94V112H99L102 116H105V114L106 115H110L111 114V112L113 113V111L111 110L110 112H109V110H108V108L110 107V108H112V109H116V107L115 106H117V109L115 110V112L119 115V114H121V113H123V112H126V113H128V110L132 113V114H134L135 116L134 117H131V119L129 120V122L127 123L128 125H126V126H123V127H125L126 129L128 128V129H130V131H128L129 132V134H130V136L129 137H131V138H129V139H127L126 137H127V135H125L124 137L123 136H119V138H120V141H119V138L118 139H116L117 137L115 136L114 137V139H115V141H114V143L118 140V143H119V146L121 145L122 146V144L124 145V146H122V149H123V147H125L124 149H126V150H123V152L122 151H119L120 149H118V148H116L117 147V145H118V143L116 142L115 144H113L112 143V146L111 147H113V146H115V147H113V148H111V149H113V150H118L120 153H122V155L118 152V151H116V153H114L111 149V151L109 150V149H107L106 150V152L105 151H102L101 152V159L105 162V164L104 165H106L109 161L106 159L107 158V156L106 155H108L107 154V151L109 150V155H108V159L110 160L111 159V157H112V162L114 163V167H115V165H117V164H119V165H117L116 166V168L118 169V167L120 166V162H122L123 160V162H122V164L123 165H126L127 166V169L129 168L128 166H129V164H130V167H132L133 169L136 167V170H137V168H138V170L136 171L135 169H134V171H132V170H130L129 169V171L125 168L126 166H122L121 168L122 169H120V170H123L124 169V175L126 176V175H129L126 179H128L129 180V182L131 181L132 183L133 182H136L137 180L139 181L138 183H139V185H140V183H142V184H144V185H138V184H135V185H137L136 187V189H133L134 187H135V185H130V183H126V184H129V185H126V184H124V185H126L127 186V188H128V190H129V188L131 187V186H134V187H131L134 191L135 190H137V191H135L133 194H132V196H131V193H129L128 191H126V192H128L130 195H128V193H126V195H128L130 198H129V200L132 202V205L130 204V201H128V199H126L125 201H127L128 202V204L127 203H125V204H127L128 206L130 205V207H132L133 206V201H132V199L134 200V198H135V201H137L138 203H137V205H136V203L134 204V206H136V207H139L138 205H140L141 204V200L143 201H145L146 200V198L147 199H149V196L150 197H152L153 195L152 194H154V192H155V194H158L159 192H161L162 194H163V198L161 197L160 199L158 198L159 196H161L160 194L158 195V197H157V195H155L154 197H152L151 199H149L148 201L146 200V203L145 204H143V202H142V204L141 205H143V206H141V207H139L140 209H142L143 208V210L141 211L140 209H138V208H135V210L133 209L134 208V206H133V208H131L130 209V207H129V209L130 210H134L135 211V214L136 213H138L137 215H132L130 212H129V210H128V206H126L124 203H122V202H119V201H117L116 199L118 198H113V196H111V198L112 199H114L115 201H116V206H113L114 204H115V201L114 200H112L111 198L110 199H108V200H112V201H114V203L112 202V201H108V204L107 205H109L108 207H106V204L103 202V200L105 201V197H104V199H103V197L101 198V193L99 194L98 193V191H100V190H97V192H96V185H98V184H101V181H102V179H98L97 177L100 175L99 173H96L95 171L92 173V170H86L85 171V169L83 168L84 166H85V162L83 161L84 159L83 158H85V160H86V158H87V156L89 155V153H90V148H92V149H94V148H96V146L98 145V142H99V140L103 137V135H105L106 133H104L103 131H106L107 132V130H105L106 128L104 127V129H103V131H102V127L103 126H99L100 125V123L101 122H91V123H93V124H96V125H94V129H92V126L91 125H93V124H91V125H89V127L88 126H86L85 124H83L85 121H84V119L89 115V116H91L92 115V113H93V115H94V112H93V109H94V107H95V105L97 104V103ZM102 102V103H101ZM106 103V105L104 104V103ZM135 102H137V104L135 103ZM152 102H153V105H152ZM187 102H189L190 104H187ZM192 102H196V106H194V104L192 103ZM220 102V103H219ZM234 102V103H233ZM249 102H250V105H249ZM16 105H15V104ZM87 103V102H86ZM156 103H157V105H156ZM185 103V104H184ZM217 103H218V105H217ZM5 104H7V103H5ZM20 104V105H19ZM92 104V105H91ZM139 104V105H138ZM18 105L20 106V107H18ZM21 105L23 106V107H21ZM25 105V106H24ZM49 105V106H48ZM61 105V106H60ZM64 105L66 106V107H64ZM69 105H70V107H69ZM78 105V106H77ZM101 105H104L103 107L101 106ZM126 105H127V107H126ZM136 105H137V107H136ZM160 105V106H159ZM254 105V106H253ZM58 106H60V107H62V108H60V107H58ZM82 106H85V107H83V108H87L88 107V109L90 108V110L92 111V113H90L89 114V112H91L90 110H88V109H86V110H88L87 111V114H84V113H86L85 112V110L82 108ZM94 106V107H93ZM133 106H135L134 108H133ZM153 106H154V108H153ZM189 106V107H188ZM213 106H215V108L217 109L218 108V110H219V108H221V110L222 109H224L225 110V112H224V110H222L221 112H224V113H221L220 111H218V110H216V112H215V108L211 111H209V110H207V111H204V110H206V107L207 108H213ZM217 106V107H216ZM246 106V107H245ZM8 107V108H7ZM44 107V108H43ZM53 107V108H52ZM73 109H72V108ZM75 107H77L76 109H75ZM92 107V108H91ZM120 107L122 108V109H120ZM142 107L145 109L144 110V112L142 111ZM158 107L160 108V109H158ZM178 107V109H176ZM195 107V108H194ZM202 107V108H201ZM243 107H245V109H243ZM253 107H255L256 108V111L254 110H252V108ZM20 108H23L22 110L20 109ZM188 108V110H185V109H187ZM194 108V109H193ZM201 110H200V109ZM251 108V109H250ZM259 108V109H258ZM21 111H20V110ZM51 109V110H50ZM139 109V110H138ZM149 109V110H148ZM174 109H176V111L174 110ZM260 110V111H258V110ZM25 110V111H24ZM82 110V111H81ZM119 110V111H118ZM140 110L143 112V114H142V112L140 113ZM147 110V111H146ZM153 110V111H152ZM155 110V111H154ZM160 110V111H159ZM252 110V111H251ZM263 110V111H262ZM50 112V113H48V114H45V112L47 113V112ZM76 111V112H75ZM162 111V112H161ZM182 111H187V113H191V114H193L194 113V111H196L194 114H195V117H196V123H199V124H202V123H204L205 121L207 122H209L208 123V127H204V128H202V131H204L205 130V132L206 133H208L209 131H211V129H212V134H210V132L208 133L209 135H215L218 139L220 138V140H221V143L219 142L220 140H218V142L217 143H215V144H217L216 146H214V148L216 147V149H213L212 150V148H213V146L212 145H204V143L203 144H196L197 146L195 147V146H193V145H189V146H184L185 148H183V150H185V151H187V154L189 155V158H191L190 156H192L191 155V151L193 152L194 150V152L196 153V152H201V149L202 148H204L205 147V149H204V152H202V154H207L205 157L207 158V161H206V163L208 164L209 162L211 163H209L210 165V167H212V168H214V169H212V168H209L208 167V165L207 164H205V161H203L204 162V165H203V162H199V163H202V167L201 166H199L198 168H197V164H195V162L197 163L198 161H200V160H198V157L199 156H201L202 154L201 153H199V154H201V155H199L198 157H197V155H195V153L193 154L194 156H193V158H191V159H189L188 158V156H187V154L184 156V157H186L185 159H184V157H183V159L184 160H186V162L184 163L185 164V166H188V163L192 160V159H194V160H192V162H194V166L197 168V170L198 171H194V169L193 168H191L190 167V163H189V166L188 167H184L183 169H185L186 171L185 172H187V171H190L191 169V172L192 171H194L195 173H194V177L192 176V175H189L188 176V174H190L189 172L185 175L184 173H182L183 171L182 170H180L181 169V167H182V165L178 168V169H176L175 170V172H172V174H171V172H169L170 173V175L172 176L173 174V176H175V175H177L178 174V172H179V174L177 175V178L178 177H180L181 178V180H179V181H181V183L182 182H184V181H182L183 179H185L186 178V176H187V180H188V183L186 182H184V183H182V184H184V185H186L187 184V186H181L180 185V191L178 192V191H176L175 190V192H172V197H170L171 195L169 194L168 195V192L170 191V193H171V190L173 191V189H171V188H173V184L174 183H179V181L178 180H176L175 178H173V176L172 177H170V178H172V179H169V177H168V179H167V177L165 178L164 176H166L167 174H164V170H166V168H167V166H168V164H166V162L169 160V158H168V160H167V157H171V146L172 145H169L170 143H166V142H168V141H166L165 140V145L166 146H164V145H162L163 144V141H164V138L165 139H167V135L169 134V133H167L168 131H170V135L172 134V131L173 132H175L176 131V129L175 128H177V127H175L174 129L173 128H171L172 126V124L174 123V124H176L175 122H176V119H178L179 117H182L183 118V115L184 116H187L186 114L187 113H183ZM7 112V113H6ZM36 112V113H35ZM73 112V113H72ZM79 112H80V114H84V115H87L86 117L83 115V118H82V115H81V117H78V115L80 116V114H79ZM104 112V113H103ZM207 112V113H206ZM213 112V113H212ZM219 112V114L222 116L221 118H220V116H217V118H216V114ZM230 112V113H229ZM254 112H255V115L253 116V114H254ZM32 113V114H31ZM36 114V115H33V114ZM59 113V114H58ZM98 113V114H99ZM108 113H110V114H108ZM149 113H151V115H150V117L148 116L149 115ZM152 113H155V114H152ZM160 113V114H159ZM198 113V114H197ZM207 114V115H205V114ZM231 116V114H232V118L231 117H229V116H227L228 114ZM260 113V114H261ZM264 113V112H263ZM263 113L261 114V115H263ZM50 114V115H49ZM75 114H76V118L78 117L79 119L80 118H82V119H80L81 120V124L79 123V121H75L76 120V118H74L75 117ZM78 114V115H77ZM97 114V113H96ZM97 114V115H98ZM114 114V113H113ZM116 114V115H117ZM139 114H142V116L141 115H139ZM219 114H217V115H219ZM9 115V116H8ZM59 117H58V116ZM71 115H73V117L72 118H70V116ZM101 115H98V118L101 116ZM159 115H162V118H163V121H164V118L166 119L167 118V123H166V125H165V123H164V125L163 126H166L165 128L164 127H162V118H161V116H159ZM166 115V116H165ZM189 115V114H188ZM202 115V116H201ZM209 115H210V118H209ZM212 115V116H211ZM23 116V117H22ZM55 116V117H54ZM67 116H69V118L68 119H70L71 120V122L73 121V118H74V121L75 122H78V124H80L81 125V127H82V124H83V126L85 125L86 127H88V128H86V130H85V126H84V128H82L81 129V127H80V125L78 126V128H77V130H76V128L71 124V122L69 121V120H66L67 119ZM112 116V115H111ZM139 116L140 117H142V120L141 119H139ZM151 116H152V118H151ZM161 118H159V117ZM173 116V117H172ZM176 117V119H174L175 117ZM189 116H194V115H189ZM215 116V117H214ZM226 116V117H225ZM253 116V117H252ZM257 117L259 116V114L258 115H256ZM264 116V115H263ZM14 117V118H13ZM64 117H66V118H64ZM97 117V116H96ZM147 117H148V119H147ZM208 117V118H207ZM218 117H219V120H218ZM4 118H5V120H4ZM13 118V119H12ZM32 118V119H31ZM55 118V119H54ZM57 118H60L59 120L57 119ZM91 118L92 119H94L95 117L94 116H91ZM110 118H112V117H110ZM109 117H108V119H110ZM133 118H135L136 120L134 121V119ZM169 118V119H168ZM203 118H205V119H203ZM228 118V119H227ZM229 118H231V119H229ZM253 118V119H254ZM22 119V120H21ZM28 119H30L29 121H28ZM57 119V120H56ZM79 119H77V120H79ZM87 119H88V117H87ZM86 119V120H87ZM89 119H90V117H89ZM88 119V120H89ZM132 119H133V121H132ZM146 119V120H145ZM150 119H152L151 121H150ZM158 119H160L159 121H160V124L161 125H159V124H157V123H159V121H158ZM171 119V120H170ZM209 119V120H208ZM213 119H217L218 121H215V120H213ZM227 119V121H229V125L227 124V123H225V124H223V122H227V121H224V120H226ZM33 120H35V122L33 121ZM48 120H54L52 123L50 122L49 123V121ZM64 121V123H63V121ZM95 120H96V118H95ZM141 120V121H140ZM144 120V121H143ZM156 120V121H155ZM170 120V121H169ZM173 120L175 121V122H173ZM212 120V121H211ZM233 120V121H232ZM33 121V123H31ZM47 121H48V123H47ZM61 121V122H60ZM74 121H73V124L75 125V124H77V123H74ZM82 121H84V122H82ZM96 121H98V120H96ZM132 121V122H131ZM148 121V122H147ZM230 121H232V123L230 124ZM12 122V123H11ZM45 122H46V124H45ZM55 122V123H54ZM57 122V123H56ZM65 122H66V124H65ZM152 122L155 124V125H153L152 124ZM217 122H219L220 124H222L221 126H222V128H224V126H225V130L224 129H220L219 128V131H218V129L216 128V125H217ZM28 123V124H27ZM42 125H47V124H52L53 125V123H54V125L52 126H46L45 128L47 129V128H49V127H54L53 129V131L54 132H57L58 134H56V133H54L55 135H53L52 137H51V135H50V142H49V146L51 145V147L49 148L48 147V142H46V144H47V149H48V152H45V153H49V152H51L52 151V149H53V147H52V145L54 144V143H56L57 142V139L59 140V142H57L56 144H60L61 143V145H56L55 146V144H54V148L56 149V152L54 153V152H52V154H53V156H52V154L50 153V155H47V154H44V151H47L46 150V148L45 147H43V145H45V142L43 141V140H45V139H48L49 137H48V135L51 133L50 131H49V133H48V135L46 134L47 132H48V129H47V131H46V129H42V130H45L46 131V133H45V131H44V134H46V135H43L42 137H41V132H40V134L38 133V135L40 136V140L41 141H43V143L42 142H39L40 140H38L39 139V137H37V136H35V135H37L36 133L38 132V128H40V126H41V124ZM63 124V125H61L62 126V128H59L60 129V132H61V134L58 132L59 131V129H57L58 127V125L59 124ZM86 123V122H85ZM141 123V124H140ZM212 123V127H214L215 126V128H216V131H214L215 130V128L213 129V128H211L210 127V124ZM218 123V126L217 127H219L220 126V124ZM2 124V125H1ZM26 124V125H25ZM57 124V125H56ZM64 124H65V126H64ZM87 125H88V123H86ZM90 124V123H89ZM97 124H99L98 126H99V128H100V130L98 129V126H97ZM144 125L145 126V128H144V130H145V133H144V130H143V128L141 129V130H143L142 132H141V134L140 135H138L139 133H138V129L140 128V126L141 125ZM146 124H147V126H146ZM173 124V125H174ZM249 124H252V125H250V126H248ZM9 125V126H8ZM101 125H103V124H101ZM138 125H140L139 126V128H138ZM143 125H142V127H143ZM148 125H149V127H148ZM11 126V127H10ZM17 126V127H16ZM60 126V125H59ZM60 126V127H61ZM69 127V129H70V132L68 131L69 129H68V127ZM77 126V125H76ZM151 126L153 127V128H151ZM155 126H158V127H155ZM159 126H161L162 128H164L165 129V131H166V133H164L166 136H164V134H163V129L162 128H160ZM177 126V125H176ZM236 126V127H235ZM135 127V128H134ZM149 129H148V128ZM210 127V128H209ZM227 127V128H226ZM249 127V128H248ZM251 127V128H250ZM262 127H263V130H264V126L262 125ZM28 128H30L29 130L30 131H32L33 129H37V130H33L32 132H34V133H32V132H29L30 134H28L27 132L29 131L28 130ZM33 128V129H32ZM41 128H42V126H41ZM65 128V129H64ZM75 131H73L74 132V134L73 135H71L72 134V129ZM137 128V129H136ZM147 128V129H146ZM208 128H209V131H208ZM11 129V130H10ZM18 129H19V131H18ZM27 129V130H26ZM32 129V130H31ZM55 129H57L56 131H55ZM81 131H80V130ZM90 129H92V130H90ZM127 129V130H128ZM131 129H132V131H133V134H134V138H132L133 137V134H131ZM136 131H135V130ZM153 129V131H151V130ZM158 129V130H157ZM173 129V130H172ZM247 129H248V131H249V129H250V131H252L250 134H249V132H246L247 131ZM253 129H256L257 130V132L255 133V131L256 130H253ZM262 129V128H261ZM41 129H40V131H42ZM50 130L52 131V129L50 128ZM83 130V131H82ZM89 130V133H92V135L90 134V135H88L86 132ZM140 129H139V131H141ZM147 130H149V131H147ZM162 130V131H161ZM168 130V131H167ZM178 130H180V132H181V134L182 135H180V137H178L177 135H178V133H177V131ZM177 131H176V134H175V136L178 138V139H180V140H182V141H184L186 138L184 137V135H186V132L187 131H184V132H182V130L181 129H178ZM207 130V131H206ZM240 130V131H239ZM37 131V132H36ZM53 131H52V133H53ZM77 131L79 132L80 131V133H77ZM94 131V132H93ZM102 131V132H101ZM135 131V132H134ZM158 132V135L156 134V132ZM224 131V132H223ZM82 132H83V134H84V136L82 135ZM96 132L98 133V134H96ZM100 132L103 134H101L100 135ZM127 132V133H128ZM148 132V133H147ZM205 132H202L203 134H205ZM222 132H223V134H222ZM228 132V133H227ZM238 132H239V134H241V133H243L244 132V135L242 134V135H240V137H241V139L242 140H240V138L238 137L239 135H238ZM245 132H246V134L248 133V136L249 135H251V136H253V137H251L253 140L251 141L252 143H253V145H252V143L250 144V143H248L249 145H251L249 148H250V152H249V150H246L244 147H246V146H241L242 145V143L243 142H241V141H244L243 140V136H245ZM254 132V133H253ZM69 135H68V134ZM77 134V139L75 138V136H76V134ZM108 133V132H107ZM147 133V134H146ZM185 133V134H184ZM253 133V134H252ZM88 135V136H86V135ZM138 136H137V135ZM145 134V135H144ZM149 134H154V135H152L153 136V138H155L156 137V135H157V137L155 138L157 141H158V137H159V145L158 144H156V145H158V147H157V152L158 153H160V154H156V151L154 152V155L156 154V157L155 156H153V152L151 153V151H153V149H154V147L152 146V144H153V142L152 141H154V140H152L153 138H151V142H150V137H152V136H147V135H149ZM174 134V133H173ZM172 134V135H173ZM226 134L228 135H230L232 138V140L230 141L229 140V138H230V136H228V137H226ZM28 135V136H27ZM132 135V136H131ZM143 135V136H142ZM261 135V136H260ZM29 136H31V137H29ZM33 136H35V139H34V137ZM45 136V137H44ZM54 136L56 137V139H55V141L53 142V140L51 139V138H53L54 139ZM90 136H92V142L90 141V139H91V137ZM102 136V137H101ZM169 136V135H168ZM181 136H183V138H181ZM205 136H207V134L205 135ZM204 136V137H205ZM256 136V137H255ZM5 137V138H4ZM83 137V138H82ZM84 137H85V139H87V138H90V139H87V141H88V144H87V141L84 139ZM122 137H123V140L121 141V139H122ZM136 137V138H135ZM208 137H211V136H207L206 138H208ZM222 137V138H221ZM226 137V139H224ZM255 137V138H254ZM30 138V139H29ZM42 138H44L43 140H42ZM185 138V139H184ZM245 139H246V136L244 137ZM249 138V137H248ZM247 138V140L249 141V139H251V138H249L248 139ZM32 139H34V141H32ZM37 139V140H36ZM66 139V140H65ZM127 139V141H125ZM134 139H135V143H134ZM184 139V140H183ZM209 139V138H208ZM37 142H36V141ZM224 140H229L228 142H230L229 144L227 143H224L223 144V142L222 141H224ZM247 140H245V141H247ZM33 143H32V142ZM47 141H49V140H47ZM63 141V142H62ZM85 141V142H84ZM124 141V142H123ZM225 141V142H226ZM240 141V142H239ZM264 141V140H263ZM77 142H79L78 144H77ZM92 143V147H90L89 148V144H91ZM122 142V143H121ZM126 142H127V144H126ZM146 142H149L150 143V146L148 145V143H147V145H148V147L147 148H145V146H147L146 145ZM155 142V141H154ZM236 142L237 143H239L238 144V147H237V145H236ZM2 143V144H1ZM51 143V144H50ZM53 143V144H52ZM75 143L77 144V146L75 145ZM138 143V144H137ZM152 143V144H151ZM219 143V144H218ZM259 143V142H258ZM27 144H29V145H27ZM35 144V145H34ZM81 144V148H82V150L84 149V151H82L80 148H79V146L78 145H80ZM117 144V145H116ZM131 144V145H130ZM132 144H134L133 146H132ZM136 144V145H135ZM215 144H213V145H215ZM244 144L246 145V143L244 142ZM243 144V145H244ZM1 145H3V146H1ZM62 145H65V146H62ZM82 145H83V147H82ZM140 145V146H139ZM154 145V144H153ZM164 146L163 148H162V146ZM220 145V146H219ZM223 145H225V146H223ZM231 145V146H230ZM46 146V145H45ZM61 146L63 147V148H65V152H63V150H61L62 148H61ZM66 146H68L67 148H70V150L68 149V151L70 152V153H67L68 151H66L67 149H66ZM121 146L119 147V148H121ZM131 146V148L132 149H130L129 147ZM135 146V147H134ZM136 146H139V147H142L143 148V146H144V150H141L139 147V149H140V151L142 152V153H140L137 149V147ZM152 146V149H150L149 150V147H151ZM155 146V145H154ZM200 146V148H198ZM201 146H204V147H202L201 148ZM206 146H208V147H210L209 149L210 150H207L208 149V147H207V149H206ZM257 146V151H256V149H255V147ZM35 147V148H34ZM76 147L78 148V150H76V152H75V150L74 149H76ZM127 147L129 148V149H127ZM168 149L169 147H170V149H168V151H169V156H167L168 154L166 153L167 152V150H166V148ZM251 147H253V148H251ZM5 148V151H3V149ZM40 148H42V150L45 148V150H43V151H41L40 150ZM52 148V149H51ZM61 148V149H60ZM115 148V149H114ZM134 148H135V150L137 151V154L135 153L136 151L134 150ZM165 148V149H164ZM224 148H226V149H228V151L226 150V149H224ZM235 148V149H234ZM238 150H241L242 152H240L239 151V153H237V149ZM241 148H243V149H241ZM247 149H249L248 148V145H247V147H246ZM51 149V151H49ZM79 149L83 152V154L86 156H84L83 154V157L81 156L80 157V160L81 159H83V160H79V157H77V155H81V154H77L78 152H79ZM121 149V150H122ZM162 149H164L166 152L165 153H163L164 152V150H163V152L161 151ZM192 149V150H191ZM196 149H197V151H196ZM219 149H221L220 150V152H219ZM54 150V149H53ZM59 151V154L61 153V151L65 154V153H67L65 156H66V158H64L65 156L63 155V154H61L62 155V157H60V155H58L57 154V152ZM72 150H73V154L71 155V153H72ZM225 150V151H224ZM231 150V151H230ZM232 150H234V151H232ZM235 150H237V151H235ZM244 150H246V151H244ZM262 150H264V149H262ZM78 151V152H77ZM128 151V152H127ZM145 151H147V152H145ZM206 151V152H205ZM225 152V154H223V155H225V156H220L222 153L221 152ZM226 151H227V153H226ZM255 151V152H254ZM82 152H79V153H82ZM105 152V153H104ZM110 152H113V153H110ZM130 152H132V153H130ZM143 152L145 153L144 155L146 156V157H144L143 155H142V158L144 157V159H143V163L145 162V164L147 165V163H149V161L150 160H148V162H147V159H149L148 158V155H149V157H150V159H152V161L153 160H155L154 162H151V164H149V165H147V166H145V164H141V166H138V165H134V162H133V160L135 161V160H137L136 158H135V156L136 155H138V156H140V154H143ZM238 154V158L236 159L235 158V155L237 156V154ZM253 152V153H252ZM2 153L3 154H9L10 156V158L11 159H9V157H8V154L6 155L5 154V156H3L2 155ZM11 153V154H10ZM118 153V154H117ZM125 153V154H124ZM134 153L136 154L135 156H134ZM139 153V154H138ZM234 155H232V154ZM248 153V154H247ZM252 155V154H254L255 155V158H256V160H255V162H253L254 160V158H251V156L249 157V155L250 154ZM57 154V155H56ZM74 154H75V156L78 158H76L75 156H74ZM117 154V155H116ZM152 154V155H151ZM167 154V155H166ZM197 154V153H196ZM217 154V155H216ZM231 154V155H230ZM244 154V155H243ZM3 157H2V156ZM47 157H46V156ZM56 155V156H55ZM119 155V156H118ZM125 155V156H124ZM214 155V156H213ZM242 155H243V157H242ZM7 156V157H6ZM67 156H69V158L67 157ZM71 156L73 157L70 161H69V159L71 158ZM133 157V158H135V159H130L131 157ZM138 156H136L137 158H138ZM217 156V157H216ZM218 156H220V157H222V159H224V170L223 171H221V170H219V169H217V166L220 164V165H223V161H221V163L219 162L218 163V161H216L217 160V158H218ZM244 156H245V158H244ZM6 157V158H5ZM16 157H17V161L15 160L16 159ZM58 157V158H57ZM104 157H105V159H104ZM116 157V159H118V157H119V159H120V161H118V163L116 164V161L117 160H115L114 158ZM141 157V156H140ZM139 157V158H140ZM152 157V158H151ZM218 158V159H220L221 160V158ZM227 157H228V161L229 162H227V163H225V159L227 160ZM230 157H233L232 159L230 158ZM253 157V156H252ZM3 158V159H2ZM76 158V159H75ZM128 158V159H127ZM138 158V159H139ZM200 158V157H199ZM201 158H204V156L202 157L201 156ZM200 158V159H201ZM230 158V159H229ZM243 158V160L244 161H242V160H239V159H242ZM248 158H251V160H252V162L250 161H248L249 159ZM5 159H9L10 161H8L7 162V160H5ZM19 159V160H18ZM51 159V160H50ZM123 159V160H122ZM190 161H189V160ZM198 161H197V160ZM205 159V158H204ZM77 160H78V162H77ZM107 160V161H106ZM126 160V161H125ZM129 160H131L130 162H132V163H130V162H128ZM142 160V159H141ZM144 160H146V161H144ZM159 160V161H158ZM162 160V161H161ZM203 160V159H202ZM206 160V159H205ZM238 160L240 161V163L238 162ZM2 161H6V165L4 164V162H2ZM16 163H15V162ZM79 161L80 162H82V165H80V163H79ZM110 161V162H111ZM115 161V162H114ZM214 161L215 162H217V164L215 163L214 164ZM258 161V162H257ZM51 162H53V163H51ZM70 162V163H69ZM104 162H102V163H104ZM111 162V163H112ZM129 163V164H126V163ZM147 162V163H146ZM169 162H170V160H169ZM168 162V163H169ZM191 162V163H192ZM236 162H238V164L236 163ZM247 162H248V167L250 166L249 164L251 163V165H252V163H254V164H256V168L254 167V164L252 165V167H251V169L253 170L254 169V171H253V173H252V171H250L248 168H245V164L247 165ZM8 163H10V164H8ZM13 163H15V165L13 164ZM51 163V164H50ZM84 163V164H83ZM111 163H108V167L107 168H109V169H107L108 171L107 172H109V170L113 167L112 166V164ZM156 163H159L160 164V166L158 165V164H156ZM198 163V164H199ZM236 163V164H235ZM245 163V164H244ZM21 165V166H17V165ZM41 164V165H40ZM72 164V165H71ZM75 164V165H74ZM77 164H78V166H77ZM109 164H111V168L109 167ZM156 164V166H154ZM182 164H183V162H182ZM183 164V165H184ZM234 164V165H233ZM13 165V166H12ZM69 165V166H68ZM71 165V166H70ZM135 167H134V166ZM165 165V166H164ZM191 165H193V163L191 164ZM205 165H207V166H205ZM212 165V166H211ZM236 165V167H233V166H235ZM243 165V166H242ZM26 166V167H25ZM138 166V167H137ZM257 166H258V169H257ZM261 166H263V167H261ZM57 167V168H56ZM70 167V168H69ZM76 167H78V169H75ZM114 167L112 168V170H114ZM124 167V168H123ZM142 167V168H141ZM158 167V168H157ZM193 167V166H192ZM204 167V168H203ZM208 167V168H207ZM247 167V166H246ZM2 168V167H1ZM2 168V169H3ZM16 168H18V170L21 172L20 174L21 175H24V178L22 179L23 180V182H21V183H19V182H17L16 183V179H17V181H20V176L18 175V177L16 176L17 175V173H19V171L18 172H16ZM21 168V169H20ZM120 168V167H119ZM189 168H191V169H189ZM228 168V169H227ZM230 168V169H229ZM232 168H234V169H232ZM250 168V167H249ZM260 168L262 169V172H260L261 170H260ZM1 169V170H2ZM27 169V170H26ZM73 169H75L76 171H77V173H79V174H82L81 175V177L84 179V181H83V183L85 184V183H88L87 181H89V180H91L92 179V181L94 180V181H97L98 182V184L96 183L95 184V186L93 185V184H90L91 182L89 181V183H88V185L87 184H85L86 185V189L87 190H89V188L91 187L90 185H92V187H91V189L89 190V192H87L85 189H84V187L82 186V188H81V185H83V183L81 182H79L80 180H81V178L80 177H78L79 175H77V176H75V177H78L77 178V180L75 179V177H74V175H71V174H73ZM158 169H160V170H158ZM207 169H212L213 171L211 172V174H210V179H208L207 177H205L204 179L203 178H201L202 176H203V174L204 175H206L205 173H207L206 171H208ZM7 170V171H6ZM8 170H10L11 171V173H10V171L8 172ZM71 170V171H70ZM73 170V171H72ZM78 170H80V172L78 171ZM126 170L128 171V172H126ZM139 170H140V172H139ZM158 170V171H157ZM196 170V169H195ZM214 170H216V173H215V171ZM230 170V171H229ZM231 170H234L233 172L231 171ZM237 170V171H236ZM256 170H257V172H256ZM63 173H62V172ZM69 171V172H68ZM111 171V170H110ZM119 171V170H118ZM134 172V173H132L133 174V176H132V174L131 173H129V172ZM182 171V172H181ZM259 171V172H258ZM22 172L24 173V174H22ZM91 173V174H94V173H96L97 175H92V177H91V175L89 174V173ZM125 172L126 173H128V174H125ZM137 172V173H136ZM146 172V173H145ZM151 172V173H150ZM158 172H160L159 173V175H157L158 174ZM168 171L166 170L165 171V173H167ZM209 172V171H208ZM230 172L232 173V176L231 177H229L231 174H230ZM235 172V173H234ZM239 172V173H238ZM8 173V174H7ZM12 174L13 173V176L12 175H10V174ZM64 173H66V174H64ZM75 173V172H74ZM76 173V174H77ZM106 173V172H105ZM119 173H121V172H119ZM218 173V174H217ZM224 173V174H223ZM250 175H249V174ZM251 173H252V175H251ZM257 173V174H256ZM85 174V175H84ZM162 174H164V176L161 175ZM191 174H193V173H191ZM209 174V173H208ZM208 174H207V176H208ZM228 174V175H227ZM230 174V175H229ZM233 174L234 175H236V176H233ZM256 174V175H255ZM260 176H259V175ZM9 175V176H8ZM121 175H122V177L120 176V179L122 180V179H124V177L125 176H123V172L121 173ZM136 175V176H135ZM169 175V176H170ZM201 175V176H200ZM238 175V176H237ZM257 175H258V177H257ZM8 176V177H7ZM13 177V179L11 178V177ZM72 176L74 177V179H72ZM93 176L96 178V179H93ZM132 176V178H130ZM140 176V177H139ZM150 176V177H149ZM161 176V177H160ZM190 176H192V178H191V180L189 181V179H190ZM214 176H217V178L216 177H214ZM223 176H224V180H223ZM241 177V178H238V177ZM264 176V175H263ZM16 179H15V178ZM91 177V178H90ZM99 177H101V176H99ZM133 177H135V179L133 178ZM149 177V178H148ZM176 177V176H175ZM183 177V178H182ZM185 177V178H184ZM204 177V176H203ZM232 177H236V179L237 180H240V179H243V180H247L246 182L245 181H243L242 182V184H241V182H239V181H237L236 179H234V178H232ZM20 178V179H19ZM85 178H86V181H85ZM137 178V179H136ZM151 178V179H150ZM180 178H178V179H180ZM244 178H246V179H244ZM248 178H249V180H248ZM79 179V180H78ZM119 179V180H120ZM125 179V182L127 181ZM141 179V180H140ZM144 181H143V180ZM150 179V180H149ZM153 179V180H152ZM173 179H175V181L173 180ZM216 179H218V181L216 180ZM227 179H228V182H227ZM21 180V181H22ZM74 180H76L77 182H79V184H81V185H79V188L77 187L78 186V184H77V186H76V184H74L73 182H75ZM209 180L211 181V183L209 184ZM93 181V182H94ZM123 181V180H122ZM141 181V182H140ZM147 181V182H146ZM174 181V182H173ZM224 181H226L227 182V184H226V182H224ZM229 181L231 182V185H229ZM241 181V180H240ZM76 182V183H77ZM125 182H123V183H125ZM172 182V183H171ZM205 182V183H204ZM233 182H234V184H236L235 185V187L237 188H235L234 187V184H233ZM254 182V183H253ZM37 183H41V185H39V184H37ZM137 183V182H136ZM146 183V184H145ZM176 183V184H177ZM181 183H179V184H181ZM222 183V184H221ZM258 183V184H257ZM14 184V185H13ZM19 184H21V185H19ZM29 184V185H28ZM36 184V186L38 187V186H41L40 188H37V190L39 189V191H36L34 188H33V185H35ZM72 184H74V187L76 186L77 188H74V190L76 189H78L77 191H78V193L79 194H81V195H79L78 194V197L80 198H78V197H74V195L71 193V189H72V187H73V185ZM122 183L120 182V184L119 185H121ZM134 184V183H133ZM175 184V185H176ZM207 184V185H206ZM233 184V185H232ZM241 184V185H240ZM254 184V185H253ZM84 185V186H85ZM178 185V184H177ZM206 185V186H205ZM215 185H217L216 186V188H215ZM218 185H223V188H222V186H221V188L222 189H220L221 190V192H223L224 191V193L225 192H227L228 190H230V191H228L225 195H224V197L226 198V199H223L224 197L222 196V194H221V192L219 193V188H218ZM36 186H34V187H36ZM130 186V187H129ZM172 186V187H171ZM208 186V187H207ZM226 186H228V187H230V189H227L228 187H226ZM231 186H232V188H231ZM259 186V187H258ZM87 187H89V188H87ZM94 187H95V189H94ZM175 187H178V188H176L177 190L179 189V185L178 186H175ZM175 187H174V189H175ZM205 189H204V188ZM126 188V189H127ZM131 188H130V190H131ZM201 188V189H200ZM206 188H207V190H209V189H213L214 191H216V192H213V194H212V192H210V190L209 191H207L206 190ZM235 188V189H234ZM28 189V192H29V194H31V196L32 197H34L36 194V196L33 198L34 200H32L31 198L32 197H30L29 199L30 200H26V203H23V202H25V201H23L22 200V198H24V197H29L30 195L28 194L27 196H24V194H26V190ZM79 189L80 190H83L82 192L83 193H81V192H79ZM189 189V190H188ZM202 189H204L205 191H207V192H210V193H207L206 194V192L205 193H201L203 190ZM33 190H35L36 192L34 193V194H32V191ZM43 190V191H42ZM74 190H72L73 192H74ZM129 190V191H130ZM132 190V191H133ZM194 190V191H193ZM231 190L233 191V193L231 192ZM249 190V191H248ZM259 190H261V191H259ZM84 191H86L85 193H84ZM131 191V192H132ZM152 191V192H151ZM257 191L258 192H260V194H258L257 193ZM190 192V193H189ZM199 192L201 193V194H205V195H207L208 196V198H207V196H206V198L208 199V200H204L205 198H204V195L203 196H201V195H199V197L201 196V198H199L198 197V194H199ZM238 192H239V194H238ZM240 192L242 193V196H243V194L245 193L246 194V198H247V200H246V198H242V199H240L241 197L239 196L238 198H237V196L238 195H241L240 194ZM74 193H76L77 194V192H74ZM165 193H167V195H165ZM176 193H178V194H176ZM190 194V197H194V198H197L196 200H193V202H190V204H189V207L188 208H191V207H195V205H196V207H195V209L197 210V207L198 208H202L201 210L202 211H200L199 209L197 210L198 212H196V211H194L193 209H190V211L189 210H187L188 208H187V204L189 203V200H187V199H184V197H185V195L187 196V197H189V194ZM193 195H192V194ZM216 193H218V197H216L217 199H219V200H212L213 198L215 199V195L214 194H216ZM96 194H98L99 195V197H98V195H96ZM173 194H175V195H173ZM208 194H212V195H210V196H212V198L208 195ZM220 194H221V197H220ZM236 194H238L236 197H235V195ZM249 194H251V195H249ZM256 194H258V195H256ZM192 195V196H191ZM76 196V195H75ZM217 196V195H216ZM228 196H230V197H228ZM245 196V195H244ZM251 196V197H250ZM76 199V201L74 200H71V198L72 199H74V198ZM155 197H157L158 198V200L157 201H154L155 199H157V198H155ZM209 197L211 198L210 199V202H211V205L209 204ZM234 198L235 200H230L232 203H230V204H228L227 202L229 201V199L230 198ZM19 198H21V200L19 199ZM26 198H24V199H26ZM97 198V199H96ZM100 198V200H101V202H103V204L105 205L104 206V208L102 207V209L99 207V206H103L102 204L100 205V200H98ZM136 198H137V200H136ZM155 198V199H154ZM186 198V197H185ZM229 198V199H228ZM250 198V199H249ZM18 199H19V201H18ZM28 199V198H27ZM83 199L85 200V201H83ZM190 200H191V198H189ZM240 201H239V200ZM13 200H17V205H13L14 204V202H13ZM80 200V201H79ZM97 200L100 202H98L99 203V205L98 204H96V202H97ZM220 200H223L224 202H225V200H226V203L228 204V206L227 207H229V205H231V207H232V209L233 208H235V207H239V206H242V207H239L238 209H235V212H234V209L233 210H231V209H229V208H231V207H229L228 209L226 208V203L224 204L222 201H220ZM246 200V201H245ZM10 201V203H8ZM23 201V202H22ZM94 201H96L95 203H93ZM106 201H107V199H106ZM105 201V202H106ZM134 201V202H135ZM192 201V200H191ZM213 201H215V203L212 205V203H213ZM245 201V202H244ZM88 202V203H87ZM109 202L112 204V206H111V204H109ZM238 203V204H236V205H234V203ZM240 202V203H239ZM13 203V204H12ZM19 203V204H18ZM78 203V204H77ZM85 203V204H84ZM119 203V204H118ZM193 203V205L191 206V204ZM223 203V204H222ZM15 204H16V202H15ZM30 204H32V206H30ZM118 204V205H117ZM125 205L126 207L125 208H123L122 206H120V205ZM241 204V205H240ZM95 205H96V207H97V205H98V207L96 208L95 207ZM3 206V207H2ZM31 207V208H28V207ZM111 206V207H110ZM120 206V207H119ZM205 206V207H204ZM215 208H214V207ZM225 206V207H224ZM244 206V207H243ZM10 207V208H9ZM113 207H116V209L115 208H113ZM193 207V208H194ZM204 207V208H203ZM208 207V208H207ZM247 207V208H246ZM12 208V209H11ZM33 208H36V210H38L37 208H39L40 210L39 211H35V209H33ZM92 208V209H91ZM95 208V209H94ZM117 208H118V210H117ZM123 208V209H122ZM207 208V209H206ZM212 208V209H211ZM17 209H18V211H17ZM31 209L33 210V212H38L36 215H31L30 217L32 218H30V217H28L29 215H30V213H32V212H29L28 213V216H27V219L26 220H28V221H26L25 220V216L27 215L26 213H27V211L26 210H30L31 211ZM80 209H82V210H80ZM119 209H120V211H119ZM127 209V210H126ZM136 209H138L139 211L137 212V210ZM219 209V210H218ZM239 209H241V211H239ZM5 212H4V211ZM49 210V211H48ZM68 210H70V212H69V214H67V212H68ZM76 210H80V211H77V212H74V214L77 216V213L78 212H90L89 214L90 215H87V214H85V215H87V217H86V220H85V217L83 218V214L84 213H78V214H81L82 215V220L80 219L81 218V216L80 215H78V217H80L79 219L82 221L81 223H80V221H78L79 222V224L77 225V222H75L76 223V225H72V223L76 220L77 221V219H75L76 217H74V221L72 222V220L73 219H71V221H70V223L69 222H67L66 220H68V218L67 217H73V211H76ZM83 210H85V211H83ZM101 210V211H100ZM117 210V212L118 213H116L115 211ZM132 210V211H133ZM192 210L195 212V213H193L192 212ZM237 210L240 212H238V214L239 215H237ZM242 210L244 211V212H242ZM248 210V211H247ZM65 211H66V213H65ZM231 211H233V212H231ZM262 211V212H261ZM15 212V213H14ZM41 212H46V214L44 213H42V216L44 217V218H47V217H45L46 215L48 216V218H50V216L49 215H52L53 217H51L50 218V220H55V222H56V220H59V222H61V223H64V224H61V227L59 226L60 225V223L58 222L57 223V225H56V223H53V221H52V223H51V221H48L49 223H47V222H45V221H43L44 220V218H42V216L40 215L41 214ZM49 212V213H48ZM52 212V213H51ZM203 212V213H202ZM222 212V213H221ZM257 212V213H256ZM4 213V214H3ZM21 213H24L25 215H23V214H21ZM40 213V214H39ZM49 215H48V214ZM65 213V214H64ZM70 213H72L73 215H70ZM133 213V212H132ZM230 213V214H229ZM244 213V214H243ZM3 214V215H2ZM22 216H21V215ZM193 214V215H192ZM228 214V215H227ZM237 215V217H236V215ZM64 216V219H63V216ZM67 215V216H66ZM70 215V216H69ZM84 215V216H85ZM231 215V216H230ZM11 216H13V218L11 217ZM19 216V217H18ZM33 216H35V217H33ZM40 216H41V218L43 219H41L40 218ZM54 216H56V218H54ZM182 216V217H181ZM11 217V218H10ZM71 217V218H72ZM102 217V218H101ZM243 217V218H242ZM18 218H20L19 220H18ZM23 218V219H22ZM54 218V219H53ZM62 218V219H61ZM240 218V219H239ZM78 219V220H79ZM88 219V220H87ZM118 219V220H117ZM123 219V220H122ZM8 220V221H7ZM12 220V221H11ZM46 220V219H45ZM47 220H49V219H47ZM61 220H63V221H61ZM70 220V219H69ZM68 220V221H69ZM122 220V221H121ZM2 221V220H1ZM0 221V222H1ZM21 221V222H20ZM24 221H25V223H26V225L24 224ZM33 221H35V222H37V224L39 225V227L37 226V224L35 223V222H33ZM85 221V222H84ZM95 221V223H97L96 222V220H94ZM93 221V222H94ZM109 221V222H108ZM174 221V222H173ZM206 221V222H205ZM229 221H231L230 222V224L232 223V225H230L229 226ZM14 222H15V224H14ZM72 222V223H71ZM84 222V223H83ZM93 222H92V224L91 225H93ZM228 222V223H227ZM40 223V224H39ZM69 223V224H68ZM74 223V224H75ZM111 225H110V224ZM226 225V226H229V227H226V226H224V224ZM227 223V224H226ZM7 224V225H6ZM23 224V225H22ZM37 226V228H38V230H39V234H40V236H42V238L43 237H45V238H43L42 240H38V239H41V237L39 236V237H37L38 239H37V241H35L34 240V238H36V236L35 237H32L33 239V241L31 240V239H29L31 242H29V240H28V238L26 239V237L27 236H30V232H29V234H27L28 232H25V230L27 229L28 230V225H29V229H31L33 226ZM67 224V225H66ZM119 224V225H118ZM25 225V226H24ZM173 225V226H172ZM223 225V226H222ZM42 228H41V227ZM62 226H64L63 228H62ZM108 226H111V227H108ZM220 226H222V227H220ZM235 226H238V227H236V229L234 228ZM24 227V228H23ZM27 227V228H26ZM45 227V228H44ZM48 227H50V229L48 228ZM115 227H117V228H115ZM189 227V228H188ZM231 227V228H230ZM10 228H11V230H10ZM26 228V229H25ZM57 229V231L56 230H54V231H56L57 233V237H56V235H55V237L54 236H52V234H51V232L49 233L48 231H50L51 229ZM62 230H61V229ZM106 228V227H105ZM222 228V229H221ZM223 228H225V229H227L226 231H228V229L229 230H231L230 232L228 231V233H231L232 234V232H234V230H236L235 232V234H234V236L236 235V237H233V235H231V234H229V235H231L232 236V238L231 237H227L226 235H228V233L226 232V234H222V233H224L223 232ZM5 229H8V230H6L8 233H6V231L5 232H3ZM25 229V230H24ZM40 229H41V231H42V233H41V231H40ZM49 229V230H48ZM59 229H60V232H59ZM63 229L65 230V231H63ZM131 231H130V230ZM141 229V230H140ZM159 229V230H158ZM218 231H217V230ZM255 229V230H254ZM22 230H24V231H22ZM46 232H45V231ZM69 230H73V231H69ZM119 230V231H118ZM128 230L130 231V233H128ZM141 232H140V231ZM216 230V231H215ZM220 230H222V232H219ZM30 231V230H29ZM52 231V230H51ZM54 231H53V233H54ZM103 231H105V230H102V232ZM124 231H126L125 232V234L123 233V235H122V233L121 232H124ZM167 231H168V234H167ZM173 233H172V232ZM51 235V237L52 238H54L53 240H51V241H49V242H45V240L48 238L49 239V236L50 235H48V233ZM92 232V233H91ZM100 234H99V233ZM134 233V234H131V233ZM170 232V233H169ZM177 232V234H175V233ZM211 232H212V237L210 238V234H211ZM214 232H219L218 234L217 233H215V234H213ZM13 233V234H12ZM69 233V234H68ZM105 233V232H104ZM106 233H108V232H106ZM114 233H113V235H114ZM158 233H160V234H158ZM210 233V234H209ZM126 234L129 236L130 234L131 235H133L132 236V239H131V235L129 236V237H127L126 236ZM173 234V235H172ZM206 234H208V235H206ZM217 234V235H216ZM25 235H27V236H25ZM122 235V236H121ZM160 236V237H158V236ZM168 235H170V236H168ZM15 236H16V238H15ZM104 236L102 237V236H100V237H102V238H104ZM157 236V237H156ZM5 237V238H4ZM50 237V238H51ZM64 237V236H63ZM127 237V238H126ZM206 237V238H205ZM225 237V238H224ZM51 238V239H52ZM61 238V239H60ZM95 238V237H94ZM130 238V239H129ZM157 238V239H156ZM158 238H160L159 240H160V242H159V240H158ZM227 238H231L232 240L233 239H235V242H237L236 244H233V246H231L232 247V249L231 250H234V253H233V255L231 254V250L229 249V248H231V247H229L227 250L225 249L224 250V245L226 246V245H229L230 244V239H228L227 240ZM236 238H237V240H236ZM48 239H47V241H48ZM56 239V243L54 244V240ZM100 239V238H99ZM98 239V240H99ZM150 239V240H149ZM11 240V241H10ZM19 240V244L17 243V241ZM26 240H27V242H26ZM102 240V239H101ZM104 240V239H103ZM110 240L111 241H113L114 243H112V242H110ZM161 240H163V242L161 243ZM169 242H168V241ZM34 241H35V243H34ZM60 242V244H58V242ZM100 241V240H99ZM105 241H102V242H105ZM170 241L173 243H171V247L173 246L174 247V244H176L178 247L177 248H180V250L178 249L177 251L179 252H181V255H180V252L178 253L179 254V256L180 257H177V256H175L173 253H175V251H173L172 252V250H173V248L172 249H170ZM228 241H229V244H227L228 243ZM234 241V240H233ZM233 241H231V244L232 243H234ZM13 244H12V243ZM33 242V243H32ZM52 242V243H51ZM102 242H101V244H102ZM117 242V243H118ZM31 245H30V244ZM40 243V244H41ZM46 243V244H45ZM47 243H48V245H47ZM112 245H111V244ZM123 243H125V244H123ZM135 243V244H134ZM160 243V245H158ZM168 243V244H167ZM51 244V245H50ZM116 244V243H115ZM114 244V245H115ZM119 244H116L117 246L119 245ZM152 246H151V245ZM163 244H165V245H169V246H167V249H165V247L164 246H161V245H163ZM14 245V246H13ZM19 245V246H18ZM27 245V246H26ZM36 245V246H35ZM39 245V244H38ZM58 245H59V248H58ZM86 245H87V247L89 246V248L87 249V247H86ZM102 245H104V243L102 244ZM101 245V246H102ZM107 245H104V246H107ZM111 245V246H110ZM157 247H156V246ZM180 245V246H179ZM6 246V247H5ZM40 246V245H39ZM103 246V247H104ZM145 246V247H144ZM154 246H155V248H154ZM159 246H161V247H159ZM221 246H222V248H221ZM230 246V245H229ZM53 247H54V249H53ZM163 247V249H161L160 251H159V249L158 248H162ZM236 247V248H235ZM15 248H16V250H15ZM58 248V249H57ZM104 248V249H105ZM113 248H114V246H113ZM128 248V249H127ZM176 247H174V249H175ZM220 248H221V250H220ZM18 249V250H17ZM27 249L29 250V251H27ZM71 249V250H70ZM81 249H83V250H81ZM85 249H87L88 251H86ZM104 249H103V252H101V253H104ZM124 249H127V250H125L124 251ZM155 249V250H154ZM156 249H157V252L158 253H156ZM197 250L196 252H198V253H191V251L192 250ZM13 250V251H12ZM68 250H70V252H69V254H67L66 252H68ZM115 250V254H117V255H115L114 253L112 254V253H110V255L107 253V255H106V252H111V251H114ZM169 250V251H168ZM170 250H171V252H170ZM3 251H4V253H3ZM19 251V252H18ZM24 252V253H22V252ZM154 251H155V253H154ZM168 251V252H167ZM176 251V252H177ZM5 252H6V255H4L5 254ZM21 252V253H20ZM119 252V253H118ZM139 252V253H138ZM211 252V253H210ZM228 252V253H227ZM236 252V253H235ZM2 253V254H1ZM66 253V254H65ZM94 253V252H93ZM167 253V254H166ZM184 253L186 254V253H188V254H186L187 256L189 255V254H191V257L193 256V255H195V254H197V256H195V258H194V260L193 259H187V256H185L184 255ZM13 254V255H12ZM64 254L65 255H67V256H65L64 257ZM95 254V253H94ZM122 254V255H121ZM132 254H134L135 256H133ZM165 256H164V255ZM184 256H183V255ZM227 254H228V256H227ZM237 254V255H236ZM74 255V254H73ZM92 255V256H91ZM132 255V256H131ZM154 255H156V257L154 256ZM168 255V256H167ZM226 255V256H225ZM55 256H57L56 254H55ZM85 256H86V254H85ZM105 256V258H103ZM130 256H131V258H130ZM155 258H154V257ZM214 256V257H213ZM217 256V257H216ZM61 257H59V256H57V257H55V259L54 260H49V259H46V260H44V261H42V262H40V263H36V264H59V263H63L62 261H64L63 260V258H61ZM87 257V256H86ZM86 257H84V260L85 261H87V262H84V260L82 259V260H79V261H77L76 262V264H86V263H88V264H91V263H89L88 262V258H86ZM151 257H153V259H151ZM184 257H185V259H184ZM139 258V259H138ZM142 258V259H141ZM149 258V259H148ZM222 258V259H221ZM12 259V260H11ZM121 259H124V261H121ZM207 259H208V261H210V262H208L207 261ZM58 260V261H57ZM98 260V261H97ZM151 260V261H150ZM228 260H231V261H228ZM51 262V263H48V262ZM53 261H57V263H55V262H53ZM138 262V263H135V262ZM183 261H184V263H183ZM188 261V262H187ZM53 262V263H52ZM64 262H66V261H64ZM70 262V261H69ZM68 262V263H69ZM107 262V261H106ZM106 262H101L102 264H105ZM122 262V263H121ZM133 262V261H132ZM186 262V263H185ZM215 262V263H214ZM112 263V262H111ZM28 264H30V262L28 263ZM32 264H35L33 261H32ZM70 264V263H69ZM71 264H72V262H71ZM73 264H75V263H73ZM95 264V263H94ZM108 264V263H107ZM113 264H114V262H113Z\"/></svg>",
    "mask_w": 264,
    "mask_h": 264
},
{
    "label": "bare ground",
    "instance_id": "obj_2",
    "mask_svg": "<svg viewBox=\"0 0 264 264\" xmlns=\"http://www.w3.org/2000/svg\"><path fill=\"white\" fill-rule=\"evenodd\" d=\"M6 1H7V0H6ZM14 1L17 2V3L19 2L18 0H13L12 2H11L10 0L7 1V3L10 2V4H11L10 6H9L8 4H7V5H8L10 8H12V9L16 8V7H15L16 5L13 4ZM29 1H30V0H29ZM44 1H45V0H44ZM47 1H48V0H47ZM65 1H67V0H65ZM68 1H69V0H68ZM84 1H85V0H84ZM107 1H108V0H107ZM107 1H106V2H107ZM126 1H127V0H126ZM161 1H162V0H161ZM161 1H160V2H161ZM164 1L166 2L167 0H164ZM164 1H163V2H164ZM184 1H185V0H184ZM197 1H198V4H197L198 6H197V5H196V6L198 7L199 10H198L197 7H196V12H197V10H198V12H199V11H200V7H199V5L201 6L202 3L199 2V0H197ZM205 1H206V0H205ZM211 1H212V0H211ZM233 1L235 2V1H237V0H233ZM245 1H248V2H249V0H245ZM245 1H244V3L242 2V0H240L239 2H240V4H242V3L245 4V3H246ZM3 2H4V0H3V1L0 0V3L3 4ZM15 2H14V3H15ZM34 2H35V1H34ZM94 2H96V1H94ZM94 2H93V3H94ZM99 2H100V0H99ZM102 2H103V1H102ZM127 2L129 3V1H127ZM149 2H152V3H150V4H152V5H153V3H154L155 5H156V4H159V1H157V0H156V1H155V0H152V1L149 0ZM155 2H157V3H155ZM168 2H169V1H168ZM171 2H172V1H171ZM173 2L175 3L174 0H173ZM173 2H172V4H173ZM176 2H177V0H176ZM227 2H228V1H227ZM227 2H226V3H227ZM234 2H233V3H234ZM237 2H238V1H237ZM239 2H238V3H239ZM241 2H242V3H241ZM19 3H21V2H19ZM30 3L32 4V2H30ZM44 3H45V2H44ZM60 3H62V2H60ZM79 3H81V2H79ZM83 3H84V4H80V5H83V6H79V8H80V7H83L82 9H80V10H82L81 12L85 13V14L88 16V14L90 13V11H89L90 9H88V8H84V7H88V6H86L85 4H89V3H91V2H90V0H89V2L86 3V1H85V2H83ZM139 3L141 4V1H140V0H139ZM178 3H179L180 5L182 4V5H181V6H182V9L185 8V7H183L184 5H183L182 2L179 1ZM195 3H196V2H195ZM200 3H201V4H200ZM230 3H232V2H230ZM251 3H252V2H251ZM255 3H256V2H255ZM2 4H1V6H2ZM28 4H29V3H28ZM28 4H27V6H25L27 9H28ZM31 4H30V6H31ZM35 4H36V3H35ZM46 4H47V3H46ZM69 4L71 5L72 3H69ZM98 4H99V3H98ZM179 4L175 3L176 6H174V7L176 8V10H177V7H179V6H177V5H179ZM228 4H229V3H228ZM236 4H237V3H236ZM236 4H235V5H236ZM258 4H259V2H258ZM263 4H264V3H263ZM18 5L20 6V5H22V4H18ZM24 5H25V3H24ZM65 5H66V4H65ZM84 5H85V6H84ZM144 5H145V3H144ZM159 5H160V4H159ZM165 5H166V4H165ZM167 5H168V4H167ZM167 5H166V6H167ZM203 5H204V4H203ZM206 5H207V4H205L204 6L206 7ZM209 5H210V4H209ZM219 5H220V3H219ZM230 5H231V4H230ZM237 5H238V4H237ZM255 5H256V4H255ZM8 6H7V9H6V10H7V13H8L9 11H11L12 13H17V14H19V15L15 14V16H17L16 18H18V17L21 18V16H22V17H25V16H27V13L30 14V12H28V11L26 10L27 12L25 13V15H23L24 12L22 11L23 13H22V15L20 16L21 13H19V10H18L19 8H18V9L16 8L17 10L15 9V12H13V10H10ZM11 6H12V7H11ZM22 6H23V5H22ZM33 6H34V5H33ZM51 6H52V5H51ZM51 6H50V7H51ZM54 6H55V5H54ZM62 6L64 7V5H62ZM66 6H68V2H67V5H66ZM89 6H90V4H89ZM93 6H94V5H93ZM107 6H109L108 3H107ZM141 6H142V5H141ZM157 6H158V5H157ZM160 6H161V5H160ZM163 6H164V5H163ZM172 6H173V5H171V7H172ZM190 6H191V5H190ZM190 6H189V7H190ZM211 6H212V5H211ZM224 6H225V5H224ZM243 6L245 7V6H247V4H245V5H243ZM5 7H6V6H5ZM13 7H14V8H13ZM25 7H23V9H26ZM35 7H36V6H35ZM70 7H71V6H70ZM72 7H73L74 10H76V9L74 8L75 6H72ZM95 7H97V6H95ZM110 7H112V6H110ZM135 7H136V6H135ZM142 7H143V6H142ZM150 7L152 8L151 5H150ZM158 7H159V6H158ZM158 7H156L155 9H159V11H160V8H158ZM164 7H165V6H164ZM230 7H231V8L233 9V11L235 12V10H236V6H235V7H234V6H233V7L230 6ZM244 7H242V8H244ZM255 7H256V6H255ZM258 7H259V5H258ZM258 7H257V8H258ZM31 8H32V6H31ZM37 8H38V7H37ZM53 8L56 9L57 7H53ZM58 8H60V7H58ZM169 8H170V4L168 5V10H166V9H167V7H166L165 11H169ZM203 8H204V7L202 6L201 9H203ZM209 8H210V6H209ZM209 8H207V9H205V10L207 11V10H209ZM220 8H221V10H222V7H220ZM220 8H219L218 10H220ZM240 8H241V7L239 6V10H238V8H237V10H238V11H241L242 9H240ZM247 8H248V7H246V8L244 9V11H246ZM1 9H2V8H1ZM8 9H9V11H8ZM38 9H39V8H38ZM63 9H64V8H63ZM67 9H68V8H67ZM83 9H87L88 14H87L86 10H83ZM139 9H140V8H139ZM145 9H148V7L145 8ZM163 9H164V8H161V11H162ZM170 9H171V8H170ZM182 9L179 8L180 12L183 13ZM189 9H190V8H189ZM212 9H213L214 11H215V10L217 11L216 8H211V9H210V12H211ZM232 9H231V10H232ZM248 9H250V8H248ZM259 9H261V8H259ZM33 10H34V7L32 8V10L29 9V11H31V13L33 12ZM35 10H36V9H35ZM143 10H144V9H143ZM151 10H152V9H151ZM184 10H185V11L187 10V12H188L187 7H186V9H184ZM191 10H192V9H191ZM203 10H204V9H203ZM223 10H224V9H223ZM223 10H222V11H223ZM229 10H230V8H229ZM231 10H230V12H231ZM257 10H258V9H257ZM263 10H264V8H263ZM263 10H262V11H263ZM2 11H3V10H2ZM17 11H18V12H17ZM24 11H25V10H24ZM36 11H37V10H36ZM38 11H39V10H38ZM84 11H85V12H84ZM127 11H129V10H127ZM153 11H154V6H153ZM159 11H157V14H160V13H161V11H160V13H159ZM170 11H172V9H171ZM185 11H184V13H185ZM238 11H236V13H237ZM250 11H251V12H250ZM250 11L248 10L246 13H245V12H244V13H245L246 15H248L249 13H252V9H251ZM11 12H10V13H11ZM20 12H21V10H20ZM78 12H80V11H78ZM78 12L76 11V13H78ZM106 12H107V11H106ZM130 12H131V11H130ZM136 12H137V10H136ZM140 12H141V11L139 10V13H140ZM146 12L149 13L148 10H147V11L145 10L144 14H145ZM155 12H156V11H155ZM155 12H154V13H155ZM162 12H164V10H163ZM174 12H175V10H174L172 13H174ZM178 12H179V11H178ZM180 12H179V14H180ZM187 12H186L185 15L187 16L186 18L188 19L191 15L188 16L189 13H187ZM217 12L219 13V11H217ZM220 12H221V11H220ZM223 12H224V11H223ZM223 12H221V13L218 14V15H219V16L223 15V14H222ZM234 12H233V14H232V13L227 14V17H229V16L232 15V17L235 16V19H236V20L238 19V21H239L240 19H242V16H244V15H240V14H238V13H239V12H238L237 14H238L241 18H240L239 16H237V17H239V18H237V17H236L237 14L234 13ZM259 12H261V11L259 10ZM83 13L81 14L82 16L84 15ZM100 13H101V12H100ZM110 13H111V12H110ZM147 13L145 14V17L143 18L144 20H146L147 16H148V18L151 17V15H149V14H147ZM164 13H165V12H164ZM172 13H171V12H170V13H167L168 17H170L171 15L176 14V12H175L174 14H172ZM240 13H241V12H240ZM247 13H248V14H247ZM104 14H105V13H104ZM131 14H132V12H131ZM131 14L128 13L127 18H128V17H131V18H132ZM157 14H155V15H157ZM161 14H162V13H161ZM161 14H160V15H161ZM169 14H170V15H169ZM191 14H193V13H191ZM216 14H217V13H216ZM224 14H225V12H224ZM230 14H231V15H230ZM235 14H236V15H235ZM241 14H243V12H242ZM2 15H4V14H2ZM2 15H1V16H2ZM12 15H13V14H12ZM12 15H11V16H12ZM30 15H31V14H30ZM66 15H67V12H66ZM70 15H72V14H70ZM79 15H80V14H79ZM185 15L182 14L181 16L183 17V16H185ZM214 15H215V14H214ZM250 15H253V13L250 14ZM254 15H255V14H254ZM254 15H253V17H254ZM1 16H0V17H1ZM5 16L10 18L9 15H4L1 19L4 18V20H5V19H6ZM13 16H14V15H13ZM15 16H14V18H15ZM73 16H74V15H73ZM75 16H76V15H75ZM87 16L85 17V15H84V17H85L86 19H87ZM108 16H109V15H108ZM125 16H126V15H125ZM125 16L123 17L124 19H126ZM137 16H138V15H137ZM137 16H136V18H137ZM143 16H144V15H143ZM158 16H159V15H158ZM181 16H179V18H180ZM216 16H217V15H216ZM224 16H225V15H224ZM71 17H72V16H71ZM76 17H77V16H76ZM91 17H92V16H91ZM134 17H135V16H133L132 19H133V20H136V19H134ZM159 17H160V18H163L164 16L162 17V15H161V16H159ZM182 17H181V19H182ZM194 17H195V14H194ZM201 17L204 18L205 16H201ZM232 17H231V18H232ZM253 17L251 18V17H248V16H247L246 19L251 18V19H249V20H251L254 24H256L257 21H253V20L255 19V18L253 19ZM255 17H256V15H255ZM261 17H262V16H261ZM41 18H42V17H41ZM72 18L74 19L75 17H72ZM104 18H105V17H104ZM108 18H109V17H108ZM123 18H122V19H123ZM131 18H129L130 20H128V19H126V20L131 21ZM140 18H141V17H139V20H138V21H140ZM153 18L157 19L158 21H161L160 18L158 19L156 16H155V17H151V20H154V21L149 20L150 23L148 22V24H150V26H149L148 24H144L145 26L147 25V27L149 26V27H148V28L150 29L149 31H152V28H153V27H154V28H153V30H154V29H155V26H157V24L154 23V24H156V25L153 24V27H151V23L157 21V20H155V19H153ZM165 18H166V17H165ZM174 18H175V16H174ZM179 18H178V19H179ZM183 18L186 19L185 17H183ZM195 18H196V17H195ZM195 18H194V19H195ZM203 18H202V19H203ZM216 18H217V17H216ZM259 18H260V17H259ZM1 19H0V20H1ZM10 19L13 20V17H11ZM10 19H8V20H9L10 22H12ZM39 19H40V18H39ZM66 19H67V18H66ZM69 19H70V18H69ZM73 19H72V20H73ZM77 19H78V18H77ZM102 19H103V18H102ZM122 19H121V20H122ZM124 19H123V20H124ZM137 19H138V18H137ZM143 19H141V21H142ZM171 19H172V16H171ZM191 19H192V18H191ZM202 19H201V20H202ZM204 19L206 20L207 17L204 18ZM252 19H253V20H252ZM4 20H3V21H4ZM14 20H16V19H14ZM14 20H13V22H14ZM18 20H19V19H18ZM23 20H25V19L23 18ZM110 20H111V19H110ZM163 20H164V19H163ZM163 20H162V21H163ZM192 20H193V19H192ZM205 20H203V21L205 22ZM207 20H208V19H207ZM218 20L220 21V19H218ZM243 20H244V19H243ZM19 21H20V20H19ZM28 21H29V20H28ZM35 21H36V20H35ZM80 21H81V20H80ZM89 21H91V18H90ZM89 21H88V22H89ZM138 21H135V22H136V25H138V24H137ZM158 21H157V22H158ZM164 21H166V19H165ZM172 21H175V20L172 19ZM177 21H178V20H177ZM195 21H199V20H196V19H195ZM210 21H211V20H210ZM224 21H225V20H224ZM263 21H264V20H263ZM4 22H5V21H4ZM39 22H40V21H39ZM66 22H67V20H66ZM98 22H99V20H98ZM178 22H180V21H178ZM185 22L188 23L189 21H186V20H185V21H184V24H185ZM192 22H193V21H192ZM192 22H191V23H192ZM204 22H203V24H204ZM207 22H208V24H209V21H207ZM207 22H205L206 24H204V25H207ZM226 22H227V20H226ZM230 22H232V21H230ZM230 22H229V23H230ZM240 22H241V21H240ZM243 22H245V20L242 21V23H241L242 25H241L240 23H238V22H237V24H238V26L241 25V26H243V27L246 29V27H247L248 24L243 23ZM255 22H256V23H255ZM258 22H259V21H258ZM7 23H8V22H7ZM69 23H70V22H69ZM83 23H84V22H83ZM83 23H82V24H83ZM91 23H92V22H91ZM118 23H119V22H118ZM123 23H124V22H123ZM133 23H134V22H133ZM138 23H139V22H138ZM181 23H182V20H181ZM194 23L196 24L197 22H194ZM201 23H202V22H201ZM219 23H220V22H219ZM219 23H218V25H219V26H220V25L222 26V24H219ZM227 23H228V22H227ZM227 23H225L226 26H224V23H223V26L225 27V29L228 28L227 26H229V29H230V26H231L232 24H231V25H228ZM261 23H262V20L260 21V24H261ZM263 23H264V22H263ZM107 24H108V23H107ZM129 24H130V23H129ZM140 24L142 25L143 23H140ZM175 24H177V23L175 22ZM182 24H183V23H182ZM184 24H183V25H184ZM188 24H190V22H189ZM188 24H187V26H188ZM210 24H211V22H210ZM239 24H240V25H239ZM243 24H245V26H244ZM260 24H259V25H260ZM10 25H11V23H10ZM10 25L8 24V25H7V28H8V26L10 27ZM14 25L16 26L17 24H14ZM14 25L12 24V25H11V26H12L11 28H15ZM90 25H91V24H90ZM114 25L117 26V27L120 26V25H118V24H117V25L114 24ZM114 25H113V27H114V31L116 32V29H115L116 27H115ZM158 25L162 26L161 24H158ZM164 25H165V24H164ZM180 25H181V24H180ZM234 25H235V24H234ZM249 25H250V24H249ZM249 25H248V26H249ZM262 25H264V24H262ZM262 25H260V26H262ZM79 26H80V28H81V30H82L81 25H79ZM85 26H86V24H85ZM129 26H130V25H129ZM160 26H158V27L156 28V30H154V32H153L154 34H155V32L157 31V29H158ZM166 26H167V25H166ZM176 26H177V25H176ZM176 26H175V27H176ZM194 26H196V25H194ZM198 26H199V28H198ZM209 26H211V25H209ZM232 26H233V25H232ZM250 26H251V25H250ZM25 27H26V26H25ZM97 27H99V26H97ZM150 27H151V28H150ZM175 27H174V28H175ZM196 27H197V29H203L204 26H201L202 28H200V25L197 24ZM196 27L193 28V26H192V27L190 28V29H191L190 31H191V32H194V30H196ZM243 27H242L241 30H240V28L238 27L239 29L237 28L238 31H236V33H237V32L239 33V31H240V32H241L240 35H244V36H246L247 34L250 35L249 32H251V30H253V29L256 30L255 27L252 26L253 29H251L252 27H250L251 30H248L249 28L247 27V31H248V32H246V30H245ZM11 28H10V29H11ZM93 28H94V27H93ZM118 28H119V27H118ZM118 28H117V29H118ZM121 28H122V27H121ZM126 28H127V26H126ZM136 28H137V27H136ZM141 28H143V26L140 27V28H137V29H139V30H143V31H144V29H141ZM145 28H146V27H145ZM148 28H146V30H147ZM162 28H163V27H162ZM162 28H159L158 32H159V31L161 32L162 30H160V29H162ZM176 28H177V27H176ZM176 28H175L173 31H175ZM180 28H181V32H178V31L176 32V31H175L176 33L173 32V34H177V33H178L179 35L181 34V37H182V33H183L182 31H183L184 26H183V28H182V26H181ZM204 28H205V30H206V36H207V34H210V33H207V31L211 32L212 30H211V29H210V30H207V28H208L207 26L204 27ZM234 28L236 29V27H233V30H232V29H231V30L227 29V31H229V32L231 33V31H235ZM10 29H9V30L7 29V30H8L7 32L11 31ZM27 29H28V28H27ZM78 29H79V28H78ZM98 29L100 30V28H98ZM102 29H103V28H102ZM164 29H166V28H163V30H164ZM192 29H194V30L192 31ZM225 29L223 30V32H222L221 30L218 31L219 33L217 32V33H218V34H217L218 37L221 36L220 34H223V33H224V35H222V36L220 37V38H222L221 41H224V38H226V37L223 38V36H226L225 34H227V33H226L227 31L224 32ZM38 30H39V29H38ZM99 30H98V32H99ZM169 30H170V29H169ZM185 30H186V29H184V31H185ZM188 30H189V28H187L186 32H187V36H188V37H189V35H190V37H189V40H190V38L192 37V36H191L192 33L189 34L190 31H188ZM242 30H244L245 33H244V31H242ZM102 31L104 32V30H102ZM111 31H112V30H111ZM114 31L112 32L113 35H114V33H115ZM143 31H141V32H143ZM164 31H165V30H164ZM201 31L203 32V30H201ZM256 31H257V32H256ZM256 31H254V32H256V33L253 34V35H254L253 37L256 36V34L258 33V31H260V29H258V30H256ZM100 32H101V31H100ZM100 32H99V33H100ZM103 32H101L102 34L100 33V35H102V36L104 37V33H103ZM117 32L120 34V32H121L120 29H119ZM130 32H132L131 29H130ZM137 32H138V31H137ZM139 32H140V31H139ZM139 32H138V34L141 33V32H140V33H139ZM144 32H145V31H144ZM168 32H169V31H167V33H165V32H164V33L167 34V35L169 36ZM188 32H189V33H188ZM199 32H200V31H199ZM212 32H214V33H212ZM212 32H211V34H210V35H212V37H211L210 35H208V38L205 36V32H203L204 37L207 38V40L205 39V42L207 43V41L209 40V42L207 43V45L210 44V46H213L214 48H217V50L219 51V49H221V48L224 50L225 47H226V48H231L230 50H232V47H231L232 44H233V45L236 44V45L238 46L237 48H241V47H242L241 51H242V50H245V49H243V46H244L246 43L244 44V41L241 42L240 40H237L238 37H239V35H238V37H237V39H236V37H235V35H236L235 32H234V34H232L233 32H232L231 34L233 35V39H234V41H235V42H238V43H235V42L232 40L233 43H232V41H230V42H228V43H225V44H226V46H225V45H224V42H223L222 44H223V47H224V48L221 47V48L218 49V47H219L220 45H218V44H214V43H217L216 40H214L215 37L217 38V35H215V34H216L215 31H212ZM221 32H222V33H221ZM229 32H228V35H229ZM242 32H243V33H242ZM35 33H36V32H35ZM99 33H98V34H99ZM106 33H107V35L110 34L109 31H108V29H107V32H106ZM118 33H117V35H118ZM156 33H157V32H156ZM161 33H162V32H161ZM164 33H163V34H164ZM170 33H172V31H171ZM251 33H252V32H251ZM259 33H260V32H259ZM261 33H263V32H261ZM77 34H78V33H77ZM84 34H85V33H84ZM87 34H88V32H87ZM87 34H86V35H87ZM128 34H129V33H128ZM193 34H194V35H198V33L196 34V31H195V33H193ZM213 34L215 35L214 38H213ZM0 35H1V34H0ZM92 35H96V34H93V33H92ZM117 35H114V36H115V40H116V39L119 40V35H118V36H117ZM132 35H133V34H132ZM148 35L150 36V34L147 33V35L145 36V38H147ZM167 35H165L164 41L162 40L163 38H162V39L160 38L159 33H158V35L155 34V36H154L153 39H150L151 37L149 38V36H148V38L150 39V42H151L152 40H154L155 38L158 37V38H160V39L157 38V39H155V41L158 40V42H159V40H160V42L162 41V42L164 43L165 40H170V38H168ZM184 35H186V34L183 33V36H184ZM87 36H88V35H87ZM87 36H85V37H87ZM116 36H117V37H116ZM127 36H128V35H127ZM134 36H135V38L138 37V35L136 36L135 34H134ZM151 36H153V35H151ZM156 36H157V37H156ZM244 36H243V37L241 36L242 39H244ZM250 36H251V35H250ZM250 36H248V37L251 39ZM77 37H79V36H77ZM100 37H101V36H100ZM124 37H125V35H124ZM128 37H130V36H128ZM166 37H167L168 39H167ZM169 37H171V36H169ZM173 37H174V36H173ZM185 37H186V36H184V38H185ZM198 37H199V39H200L201 41H202V39H203V42H204V38H203L201 35H198ZM200 37H201V38H200ZM209 37H210L211 39L213 38V40H210ZM234 37H235V38H234ZM80 38H81V37H80ZM80 38H79V39H80ZM125 38H126V37H125ZM125 38H124V39L122 38V42H120V45H121L122 43H123L124 45H126V46L128 45L127 47H126V46H123V48H124V49L127 48L126 51H129V53H132V52L130 51V49L133 48V50L135 51L137 48H135V46H134V47L132 46V47L130 48V44H128L127 42H125V43H127V44H125V43H124ZM130 38H131V39H129V40H131L132 43L136 42V41L134 40L135 38H134V39H133V37H130ZM139 38L144 39V35H143V36L141 35ZM139 38L137 39L138 42L140 41ZM148 38H147V39H148ZM175 38H176V36H175ZM186 38H187V37H186ZM194 38H195V37H194ZM216 38H215V39H216ZM229 38H230V36H229ZM229 38H228V39H229ZM239 38H240V37H239ZM249 38H247V40L244 39L245 42L249 41V40H248ZM258 38H259V37H258ZM87 39H88V38H86V42L88 41V43L91 44L92 37H91V41H90V42H89V39H88V40H87ZM93 39H94V38H93ZM96 39H98V38H97V35H96ZM132 39L134 40V42L132 41ZM147 39H146V40H147ZM176 39H179V37L176 38ZM176 39H175V40H176ZM187 39H188V38H187ZM192 39H193V38H192ZM196 39H197V37L195 38V40H196ZM217 39H218V41L220 40L219 38H217ZM226 39H227V38H226ZM240 39H241V38H240ZM242 39H241V40H242ZM118 40H116V41H118ZM129 40H128V41H129ZM181 40H182V38H181ZM189 40H188V41H189ZM193 40H194V39H193ZM230 40H231V38H230ZM262 40L264 41V39H262ZM14 41H15V40H14ZM77 41H78V40H77ZM100 41H101V40H100ZM125 41H126V40H125ZM142 41H143V40H142ZM142 41H141V42H142ZM177 41H179V40H177ZM198 41H199V40L197 39V41H195L194 43H197ZM210 41L213 42L212 45H211L212 42H210ZM225 41H226V40H225ZM227 41H229V40H227ZM258 41H259V40H258ZM86 42H84L83 45H81V46H86V44H88V43H86ZM131 42H130V43H131ZM172 42H173V44H174L176 41H172V40H170V42L167 41V43H170V44H171ZM180 42H181V41H179V43H180ZM185 42H187V41L184 40V43H180V46H181L182 44H185ZM199 42H200V41H199ZM249 42H250V41H249ZM251 42H252V41H251ZM253 42H254V41H253ZM253 42H252V43H253ZM261 42H262V41H261ZM261 42H260V43H261ZM3 43H4V42L2 41L0 44H3ZM85 43H86V44H85ZM114 43H115V41H114ZM139 43H140V42H139ZM148 43H149V41L146 43V44H147V48H148V45H149ZM153 43H154V42H153ZM179 43H178V44H179ZM189 43H191V40L188 42V44H189ZM201 43H202V42H201ZM218 43L221 44V42H218ZM234 43H235V44H234ZM240 43H242V45H243V44H244V45L241 46ZM79 44H80V43H79ZM84 44H85V45H84ZM89 44H88V45H89ZM94 44H95V42H94ZM98 44H99V43H98ZM109 44H110V43H109ZM142 44L145 45V43H140L141 47L144 46V45H142ZM170 44H169V45L165 44V45L167 46V47H165V48H167V50H166L167 52H168V51H169V52H172V51L168 50L169 48H172V46H171ZM175 44H176V43H175ZM178 44H177V48H178ZM186 44H187V43H186ZM186 44H185V45H186ZM202 44H203V43H202ZM222 44H221V46H222ZM229 44H230V46L228 47ZM239 44H240V45H239ZM6 45L9 46V45H8V41H7V44H6ZM77 45H78V44H77ZM103 45H104V42H103ZM115 45H116V44H115ZM151 45H152V44H151ZM153 45H154V47H155V46H159V44H157V43H154ZM153 45H152L151 47H153ZM160 45L162 46V44H160ZM185 45H184V47H186ZM197 45H199V44H197ZM207 45L205 44V45H199V46H200V48L202 49V46L204 47V46H207ZM215 45H217L218 47L215 46ZM252 45H253V44H252ZM256 45H257V44H256ZM263 45H264V44H263V42H262V45H261L262 48H260L259 51H262V49H263V52H264V46H263ZM1 46H2V45H1ZM1 46H0V47H1ZM7 46H6V47H7ZM79 46H80V45H79ZM79 46H77V47H79ZM96 46H97V45H96ZM99 46H100V45H99ZM145 46H146V45H145ZM145 46H144V48H142V49H141L140 47H138V46H137V47L140 48L141 50H143V49H146ZM169 46H171V47H169ZM175 46H176V45H175ZM191 46H192V45H191ZM193 46H194V45H193ZM193 46H192V48H191L190 50L194 49ZM199 46H198V47H199ZM210 46H209V49L211 50V47H210ZM246 46H248V42H247V45H246ZM6 47H5V44H4V45H3V48H6ZM89 47H90V46H89ZM100 47L103 48L104 46H100ZM128 47H129V48H128ZM154 47H153V48H154ZM187 47H188V45H187ZM196 47H197V46H196ZM253 47H254V46H253ZM258 47H259V46H258ZM7 48H8V47H7ZM84 48H85V47H84ZM153 48H152V49H153ZM158 48H159L160 50L162 49V48H160V47H158ZM163 48H164V47H163ZM173 48H174V47H173ZM177 48H176V49H177ZM180 48H181V47H180ZM204 48H205V47H204ZM204 48H203L202 50L207 52L206 48H205V50H204ZM214 48H213V49H214ZM226 48H225V49H226ZM237 48H234L233 50L236 51ZM248 48H249V47H248ZM0 49H1V48H0ZM13 49H14V48H13ZM76 49H77V48H76ZM99 49H101V48H99ZM109 49H110V48H109ZM113 49H114V48H113ZM120 49H121V50H120ZM120 49H119V50L122 51V48H121V47H120ZM128 49H129V50H128ZM148 49H150V46H149ZM155 49H157V48L155 47ZM155 49H154V50H155ZM159 49H157L156 51H158ZM182 49H183V48H182ZM182 49H181V50H182ZM184 49H185V48H184ZM186 49H188V48H186ZM186 49H185V50H186ZM6 50H7V49H6ZM6 50H5V51H6ZM88 50H89V49H88ZM96 50H97V51H96L97 53H96V54H95V53L93 54V52H92V53L90 52L91 55L93 54V55L96 56V55L99 53V52H98V51H99L98 48H97ZM101 50H102V49H101ZM104 50H105V47H104ZM131 50H132V49H131ZM137 50H138V49H137ZM141 50H140V51H141ZM154 50H152V51H154ZM160 50H159V51H160ZM179 50H180V49H179ZM185 50H184V51H185ZM190 50H187V52H189ZM202 50H198V51H199V52H198L197 49H196V51H197L198 53H201L200 51H202ZM217 50H216V51H217ZM227 50H228V49L224 50V52L227 51ZM230 50H229V51H230ZM3 51H4V49H3ZM5 51H4V52H5ZM102 51H103V50H102ZM106 51H107V50H106ZM110 51L112 52V50H110ZM126 51H125V52H126ZM140 51H137V52H134V53H138V52L140 53ZM144 51H147V49L144 50ZM162 51H163V50H162ZM173 51H174V50H173ZM175 51H176V50H175ZM196 51L194 50L193 52L195 53ZM203 51H202V52H203ZM218 51L216 52L217 55H218V53H220V52H218ZM239 51H240V49L237 50V53H238ZM9 52H10V51H9ZM103 52H104V51H103ZM114 52H115V51H114ZM141 52L143 53V51H141ZM147 52L150 53V51H147ZM179 52H180V51H179ZM185 52H186V51H185ZM191 52H192V51H191ZM191 52H190V53H191ZM197 52H196V53H197ZM211 52H212V51H211ZM227 52H228V51H227ZM263 52H262V54H263ZM81 53H82V52H81ZM104 53H106V54H110V53H107V52H104ZM117 53H118V52H117ZM126 53H127V52H126ZM145 53H146V52H145ZM154 53H156V52H152V53H151V54H152L151 58L153 57V54H154ZM162 53H163V52H162ZM162 53H161V54H162ZM172 53H173V52H172ZM172 53H171V54L167 53V54H168V55H172ZM203 53H204V52H203ZM208 53H210V52L208 51ZM212 53H215V49H214V52H212ZM225 53H226V52H225ZM229 53H230V52H229ZM83 54H86V50H85V52H83ZM100 54H101V52H100ZM106 54H104V55H106ZM120 54H122V55H120ZM120 54H119V55H120V57L122 56V57H121L122 59H121L120 57H119V58H116V59H117L118 62H120V64H121V63H123V58H124L123 55H124V53H121V52H120ZM127 54H128V53H127ZM132 54H133V53H132ZM143 54H144V53H143ZM151 54H150V55H151ZM163 54H164V55H163ZM163 54H162L161 56H165V51H164ZM167 54H166V55H167ZM174 54H175V53H174ZM176 54H177V52H176ZM178 54H179V53H178ZM186 54H189V53H186ZM186 54H185V56H186ZM226 54H227V53H226ZM101 55H102V54H101ZM119 55H118V56H119ZM130 55H131V54H130ZM130 55L128 54L127 56L129 57ZM133 55H135V56L137 57L138 54H137V55H136V54H133ZM139 55H140V54H139ZM145 55H146V54H145ZM156 55L159 56V53H157ZM181 55H182V54H181ZM192 55H193V54H192ZM220 55H221V54H219V57H220ZM222 55H223V54H222ZM243 55H244V54H243ZM247 55H248V54H247ZM4 56H6V55H4ZM84 56H85V55H84ZM95 56H94V57H95ZM98 56H99V55H98ZM118 56H117V57H118ZM190 56H191V54H190ZM204 56H205V55H204ZM225 56H226V55H225ZM225 56H224V57H225ZM227 56H228V55H227ZM227 56H226L225 60H224V59H220V61H219V58L216 57V58H217L216 60L219 61V62L221 63V64H220V63L218 62V63L220 64V65H218V66H219L218 68H220V66H223V68H224V66H226V65L229 66L228 64H230L231 61H232L233 59L231 60V59H230L229 57H227ZM232 56H233V55H232ZM90 57H91V56H90ZM99 57H100V56H99ZM101 57H102V56H101ZM165 57H166V59H165L166 62H167V61H168V63L172 62V60L169 61V59H170L171 57H169V56H165ZM168 57H169V59H168ZM193 57H194V56H193ZM193 57L191 56L190 58H193ZM208 57H209V56H208ZM208 57H206V59H208ZM210 57H211V56H210ZM249 57H250V56H248V58H249ZM105 58H106V56H105ZM126 58H127V57H126ZM130 58H131V56H130ZM133 58H134V57H133ZM143 58H145V56H144ZM153 58H154V59H153ZM153 58H152L153 60L150 59V58H149V59H150L151 61H153L154 63L159 61V60L157 59V57H155V54H154V57H153ZM155 58H156V59H155ZM159 58H160V57H159ZM174 58H175L174 60H179L180 57H179V56H176V57H174ZM183 58H184V57H183ZM190 58H189V59H190ZM204 58H205V57H204ZM211 58H212V59H211ZM211 58H210V61H211V60L215 61V57H214V56L211 57ZM213 58H214V59H213ZM220 58H221V57H220ZM227 58H228L229 60H228ZM262 58H263V57H262ZM96 59H97V58H96ZM102 59H104V58H102ZM119 59H120V60H119ZM124 59H125V58H124ZM140 59H141V57H140ZM145 59H147V58H145ZM149 59H148V60H149ZM162 59H163V60H162ZM167 59H168V60H167ZM171 59H173V55H172V58H171ZM181 59H182V57H181ZM185 59L188 60V57H187V58L185 57L184 60H185ZM194 59H195V58H193V60H194ZM197 59H198V57H196V59H195L194 61L196 62ZM199 59H200V58H199ZM199 59H198V61L200 62ZM226 59H227V62H226ZM80 60H81V59H80ZM100 60H101V59H100ZM117 60H116V61H117ZM128 60H129L130 63H131V59H128ZM128 60H127V59L125 60L124 65H125L126 62H128ZM133 60H135V59H133ZM136 60H137V59H136ZM136 60L133 62V66H132L133 68H132V69H131V68L127 69L128 67H131L132 63H131V65H130V63H129V65L127 64V66L125 65L126 67L124 66V69H127V72H131L132 70L135 71V68L137 67V65H136ZM156 60H158V61H156ZM174 60H173V61H174ZM187 60H186V61H187ZM190 60H192V59H190ZM201 60H202V59H201ZM230 60H231V61H230ZM261 60H263V59H261ZM116 61L113 60L112 62L115 63ZM121 61H122V62H121ZM137 61H138V60H137ZM139 61H141V60H139ZM160 61H164V57H161V60H160ZM160 61H159V62H160ZM165 61H164V62H165ZM186 61H183L182 63H184V62L187 63ZM188 61H189V60H188ZM194 61H193V62L191 61V62H192V65L195 64L196 68L198 67L197 65H199V67H201V68H203V66H206V72H207V73H208V72L210 73V70H211L212 67H213V70H211V71L213 72L212 74H214V76H212V74H211L212 77H210V74H209V73H208L209 76H208V75H207V76L205 75L207 78L209 77V78H208L209 80L211 79L210 81H212V78L214 77L213 80H214V79H215V80H216V79H219L218 82H220V81L222 82V76H221V79H220V78H219V75H223L221 72L224 71V73H226V72L229 70V68L226 69V70H224L225 68L223 69V68L221 67V68L223 69V71H222L221 68L218 69V73H219V70H220V74H217V75H218V76H217V75H215V74L217 73L216 70H215V69H217V68H216L217 66L215 67V66H214V63H213V64H209V63H207V64H209L208 67L211 65V67L208 68L209 71H207V65L205 64L204 61H203L204 64H201V62H200V63H199V62L195 63ZM224 61H225V62H224ZM228 61H230V62L228 63ZM2 62H3V61H2ZM49 62H50V61H48V64H49ZM81 62H82V61H81ZM83 62H84V61H83ZM99 62H100V61H99ZM148 62H150V61H148ZM153 62H150V63L153 65ZM174 62L177 63L178 61H177V62L174 61ZM222 62H224V63H222ZM233 62H234V61H233ZM263 62H264V61H263ZM29 63H30V62H29ZM29 63H28V64H29ZM46 63H47V60H46ZM91 63H92V62H91ZM105 63H106V62L104 61V64H105ZM140 63H143V62H140ZM144 63H145V62H144ZM168 63H167V64H168ZM178 63H179V62H178ZM178 63L175 64V65H179ZM182 63L180 64V66L183 65ZM189 63H190V62H189ZM225 63H226V64H225ZM234 63H235V65H236V64H239V63H236V62H234ZM260 63H261V61L259 62V65H262V64H260ZM92 64H93V63H92ZM104 64H103L102 66H104ZM109 64H110V65H108V68H106V69H109V68L111 67L112 70L110 69V72H114L116 69L112 67L111 62H110ZM115 64H116V63H115ZM115 64H114V65H115ZM118 64H119V63H117V65H116L117 67L120 66V64H119V65H118ZM138 64H139V62H138ZM10 65H11V63H10ZM31 65H32V64H31ZM31 65H30V67H32ZM85 65H86V64H85ZM139 65H140V64H139ZM139 65H138V66H139ZM146 65H147V63H146ZM169 65H170V69H171L172 66H173L172 68H177V67H178V70H176V71H181L180 69H183V67L185 66V65H184V66H181L182 68H179V66L176 67V66L173 65L172 63L169 64ZM171 65H172V66H171ZM186 65H187V64H186ZM189 65H190V64H189ZM200 65H203V66H200ZM259 65H258V66H259ZM263 65H264V64H263ZM263 65L260 66V67H258V68H257V66H256V68L259 69V70H257L256 68H254L255 70L252 69V71H256V70H257V71L260 72V68L262 69V68H263ZM12 66H13V65H12ZM12 66H11V68H12ZM80 66H81V65H80ZM105 66H106V65H105ZM121 66H122V64H121ZM134 66H135V68H134ZM165 66H167V65H165ZM193 66H194V65H193ZM193 66H192V67H193ZM195 66H194V67H195ZM231 66H233V65H231ZM236 66H237V65H236ZM7 67H8V66H7ZM96 67H97V66H96ZM117 67H116V68H117ZM148 67H151V69H149V70H150V73H151V72H154V73H155L153 76L151 75V76H152L151 79H153V77H155L157 71L155 72L154 69H152L153 66H148ZM27 68H28V67H27ZM104 68H105V67H104ZM120 68H121V67H120ZM120 68L118 67V69H120ZM122 68H123V66H122ZM139 68H140V67H139ZM139 68H138V69H139ZM141 68H143V67H141ZM144 68H145V66H144ZM153 68H155V67H153ZM162 68H163V67H162ZM162 68H161V69H162ZM165 68H166V67H165ZM187 68H188V67H187ZM201 68H199V70H200ZM114 69H115V70H114ZM130 69H131V71H129ZM157 69H158V71L160 70V69L158 68V66H157ZM166 69H167V68H166ZM166 69H165V70H166ZM191 69H193L197 75H200V74L202 75L201 72H200V74H198V73L196 72L198 68H197V69H195V68H191ZM235 69L237 70L238 68H235ZM8 70H9V69H8ZM8 70H6V71H8ZM11 70H12V69H11ZM13 70H14V69H13ZM136 70H137V69H136ZM143 70H144V69H143ZM151 70H153V71H151ZM155 70H156V69H155ZM183 70H184V69H183ZM193 70H192V74H193ZM214 70H215V71H214ZM250 70H251V69H250ZM262 70H263V69H262ZM262 70H261V72H262ZM16 71H17V69H16ZM93 71H94V70H93ZM104 71H106V70H104ZM116 71H117V70H116ZM138 71L141 72L142 70H140V69L137 70V73H138ZM147 71H148V70H147ZM147 71H146V72H147ZM166 71H167V70H166ZM171 71H173V69H172ZM174 71H175V69H174ZM174 71H173V72H174ZM203 71H204V69H203ZM257 71H256V72H257ZM2 72H4V71H2ZM20 72H21V71H20ZM186 72H187V71H186ZM186 72H185V71H184V72L182 71V73H186ZM214 72H216V73H214ZM259 72L256 73V77H257V74H258ZM263 72H264V70H263ZM7 73H8V72H7ZM12 73H13V75H16V74H14L15 72H12ZM108 73H109V72H108ZM114 73H115V72H114ZM123 73H124V72H123ZM131 73H132V72H131ZM143 73H144V72H143ZM150 73L148 72L147 75H148V74L150 75ZM160 73H161V72H160ZM165 73H166V72H164V74H165ZM171 73H172V72H171ZM177 73H178V72H177ZM177 73L175 72V76H178V77H179V75H178ZM190 73H191V72H189L188 75H190ZM207 73H206V74H207ZM243 73H244V72H243ZM253 73H255V72H253ZM0 74H1V73H0ZM90 74H91V73H90ZM100 74H101V73H100ZM100 74H99V75H100ZM105 74H106V73H105ZM110 74H111V73H110ZM127 74H129V73H127ZM132 74H134V73H132ZM138 74H139V75H138ZM138 74H137V75L134 74V75H136V77H137V78H136V77L133 76V77H134V78H133L134 80H136V79L138 80V77H139V76H141V77L143 76L142 73H138ZM141 74H142V75H141ZM152 74H153V73H152ZM157 74H158V73H157ZM162 74H163V72H162ZM167 74H168V73H167ZM176 74H177V75H176ZM196 74H194V75H196ZM227 74H228V72H227ZM261 74H262V73H261ZM108 75H109V74H108ZM108 75H106V76H108ZM114 75L116 76L117 74L115 73ZM121 75H122V74H121ZM129 75H130V74H129ZM129 75H125V76H123V78H125V77H127V76H129ZM144 75H145V73H144ZM147 75H146L145 77H147ZM172 75H173V73H172ZM182 75L185 77L184 74H182ZM186 75H187V73H186ZM231 75H232V74H231ZM251 75L254 76V74H251ZM251 75H249V76H251ZM10 76H11V75H10ZM74 76H75V75H74ZM164 76H165V75H164ZM168 76H169V75H168ZM183 76H182V77H183ZM224 76H226V74H224ZM224 76H223V77H224ZM227 76H228V75H227ZM227 76H226V77H227ZM258 76H259V75H258ZM1 77H2V76H1ZM6 77H8V76L6 75L4 78H6ZM12 77H13V76H12ZM104 77H105V76H104ZM111 77H112V79H113V76H112V75H111ZM143 77H144V76H143ZM148 77H149V76H148ZM148 77H147V79H150V78H148ZM158 77H161V75L158 76ZM158 77H157V78H158ZM172 77H173V76H172ZM172 77H171V78L169 77V78H170V82H171L172 79H173V81L171 82V84H172V83L174 82V80H175V79L172 78ZM188 77H189V76H188ZM191 77H192V79H193V76H192V75H191ZM194 77H196V76H194ZM198 77H199V76H198ZM198 77H197V80H198ZM200 77H201V76H200ZM200 77H199V79H200ZM215 77H216V78H215ZM226 77H224V79H226ZM71 78H74V77H71ZM98 78H101V77L98 76ZM105 78H106V77H105ZM105 78H104V79H105ZM108 78H109V76L107 77V80L109 81V83H110V81H112L111 83H113L114 81L117 82V83L119 82L120 85L124 83V82H122L123 80H121V81H117L116 78H115V80H114V79H113V80H112V79H108ZM117 78H119V77H117ZM127 78H128V77H127ZM157 78H154L153 80H155V79H157ZM163 78H164V77H163ZM166 78H167V77L165 76V79H166ZM169 78H167V79H169ZM207 78H206V79H207ZM244 78H247V77L244 76ZM0 79H1V78H0ZM11 79H13V78H11ZM61 79H62V78H61ZM102 79H103V78H102ZM145 79H146V78H145ZM145 79H141V78H140L139 80H144V81H145ZM159 79H160V78H159ZM176 79H177V78H176ZM183 79H185V78H183ZM201 79H202V77H201ZM206 79H205V80H206ZM208 79L206 80V84H204V85H207V86H205V88L208 87V84H207V82L209 81ZM250 79H251V78H250ZM254 79H255V78H254ZM258 79H259V78H258ZM13 80H14V79H13ZM105 80H106V79H105ZM107 80H106V81H107ZM119 80H120V79H119ZM139 80H138V81H139ZM157 80H158V79H157ZM157 80H155V81L157 82ZM188 80H189V78H188ZM188 80H187V83H188V84L185 83V85H186L185 87H187L188 85L190 86V84L193 85V83H189ZM194 80L196 81V78H194L193 81H194ZM215 80H214V81H215ZM230 80H231V79H230ZM248 80H249V78H248ZM5 81H6V80H5ZM5 81H3V83H4ZM49 81H50V80H49ZM103 81H104V80H103ZM103 81L101 82V84L103 83ZM106 81H105V83H103L102 85H105V86H106V84H107ZM124 81L126 82V78L124 79ZM149 81H150V80H149ZM162 81H163V79H162ZM162 81H160V82H162ZM177 81H178V79L176 80V82H177ZM179 81H180V80H179ZM189 81H190V80H189ZM191 81H192V80H191ZM202 81H203V80H202ZM210 81H209V82H210ZM224 81H225V80H224ZM224 81H223V82H224ZM252 81L255 82V80H252ZM262 81H263V80H262ZM120 82H121V83H120ZM139 82H140V81H139ZM141 82H142V81H141ZM141 82H140V84H141ZM152 82H153V81H152ZM156 82H155V83H156ZM165 82H166V81H165ZM165 82H163V83H165ZM176 82H175V83H176ZM185 82H186V81H185ZM218 82L215 81L213 84H216V83H218ZM221 82H220V84H221ZM235 82H236V81H235ZM235 82H234L233 84H235ZM237 82H238V81H237ZM249 82H250V81H249ZM260 82H261V80H260ZM109 83H108V84H109ZM134 83H135V82H134ZM142 83H143V82H142ZM175 83H174V85L177 84V83H176V84H175ZM194 83H196V84L198 83V84H197L198 87H201V86H202V85H201L202 83H200V80H199L198 82H194ZM199 83H200V84H199ZM239 83H240V82H239ZM239 83H237V84L239 85ZM95 84H96V83H95ZM101 84H100V86H101ZM108 84H107V85H108ZM113 84H114V83H113ZM124 84H125V83H124ZM140 84H139V85H140ZM145 84H146V82H145ZM148 84H149V83L147 82V85H148ZM150 84L153 85L154 83H153V84L150 83ZM150 84H149V86H150ZM160 84H161V83H160ZM160 84H159V85H156V88H159V87L161 86ZM168 84H169V83H168ZM168 84H167V85H168ZM171 84H170V86H171ZM196 84H195V85H196ZM209 84H211V86L213 85L211 82H210ZM237 84H235V86H236ZM240 84H241V83H240ZM252 84H253V82H252ZM12 85H13V84H12ZM147 85H146V86H147ZM154 85H155V84H154ZM165 85H166V84H165ZM165 85H164V86H165ZM200 85H201V86H200ZM223 85H224V83H223ZM243 85H245V84H243ZM256 85H257V84H256ZM53 86H54V85H53ZM77 86H78V84H77ZM108 86H109V85H108ZM110 86H111V85H110ZM116 86H117V85H116ZM130 86H131V85H130ZM142 86L145 87L144 84H143ZM157 86H159V87H157ZM168 86H169V85H168ZM172 86H173V85H172ZM233 86H234V85H233ZM253 86H254V85H253ZM3 87H4V86H3ZM75 87H76V84H75ZM82 87H83V86H82ZM103 87H104V86H101V88H103ZM114 87H115V86H114ZM114 87L111 86V87H109L108 89H110V88H114ZM150 87H151V86H150ZM166 87H167V86H166ZM176 87H177V86H176ZM181 87H183V86H181ZM191 87L193 88V87H195V86H191ZM191 87H188V89H187L188 91H190V93H191V89H192ZM215 87H216V88H215ZM217 87H218V85H217V86L215 85V86L210 87L209 91H207L208 89L205 90L207 93H208V92H212V93L215 92V93H213V94L210 93L209 95L206 93L207 96H206V95H203V96H205L204 99H205V98H208V97H210V98L212 99V97H214L216 93H218V94H219V92L222 93L223 90H221V91H217V92H216ZM221 87H222L221 89H224V88H225V87L223 88V86H221ZM243 87H244V86H243ZM251 87H252V86H251ZM1 88H2V86H1ZM4 88H5V87H4ZM12 88H13V87H12ZM147 88H149V87H147ZM161 88H162V87H161ZM171 88H172V87H171ZM173 88H174V87H173ZM189 88H191V89L189 90ZM203 88H204V87H203ZM213 88H214V90L212 91ZM219 88H220V85H219ZM253 88H255V87H253ZM76 89H77V87H76ZM78 89H79V88H78ZM78 89H77V90H78ZM126 89H129V88H126ZM126 89H125V90H126ZM141 89H143V88L141 87ZM141 89H139V91H138V90H136V91H138V92L141 91L140 94L142 95V91H143L144 89H143V90H141ZM159 89H160V88H159ZM166 89H167V88H166ZM194 89H195V88H194ZM194 89H192V90H194ZM200 89H201V88H200ZM236 89H237V88H236ZM1 90H2V89H1ZM98 90H99V88H98ZM110 90H111V89H110ZM110 90H109V92H110ZM129 90H130V89H129ZM129 90H128V91H129ZM150 90H151V89H150ZM154 90H155V91H158V89H157V90L155 89V86H153V91H154ZM161 90H162V89H161ZM163 90H165V89H163ZM163 90H162V91H163ZM169 90H170V88H169ZM174 90H175V89H174ZM185 90H186V88H185ZM185 90H184V91H185ZM187 90H186V91H187ZM245 90L247 91V89H245ZM71 91H74V90H71ZM104 91H105V90H104ZM104 91H103V93H104ZM111 91H113V90H111ZM133 91H134V90H133ZM151 91H152V90H151ZM166 91H167V90H166ZM186 91H185V92H186ZM1 92H2V91H1ZM1 92H0V94H1ZM68 92H69V91H68ZM77 92H78V91H77ZM100 92H101V91H100ZM100 92L97 91V92H95V93H96V94L99 93V94L102 95V92H101V93H100ZM131 92H132V91H131ZM131 92H130V93H131ZM145 92H146V91H143V95H142L141 97H143V96L145 95ZM159 92H160V91H158V93H159ZM195 92L197 93L196 89H195ZM239 92H240V91H239ZM253 92H254V90H253ZM35 93H36V92H35ZM35 93H34V94H35ZM70 93H72V92H70ZM75 93H76V92H75ZM105 93H107V92H105ZM111 93H112V92H111ZM152 93H153V92H152ZM152 93H149V97H150V94H151L152 97H153V95L158 94L157 92H155V93L152 95ZM161 93H162V92H161ZM174 93H175V91H174ZM181 93H182V90H181ZM198 93H199V94H198ZM198 93H197V94H198L199 97H200V96H201V95H200L201 92H198ZM255 93H256V91H255ZM255 93H253V94H255ZM65 94H67V93H65ZM135 94H136V95H135ZM135 94H133V96H132V95H130V96H132L133 98L135 97V98L137 99L138 95H137V93H135ZM146 94H148V93L146 92ZM162 94H165V91H164ZM201 94H202V93H201ZM211 94H212V96H210ZM233 94H234V93H233ZM7 95H8V94H6V96H7ZM9 95H11V94L9 93ZM37 95H38V94H37ZM51 95H52V94H51ZM73 95H74V94H73ZM78 95H79V94H78ZM80 95H82V93H81ZM101 95H99V96L96 95V96L100 97ZM103 95H104V94H103ZM103 95H102V97H103ZM106 95H108V94H106ZM169 95H171V94H169ZM178 95H180V93H179ZM187 95H188V92H187ZM198 95L195 94V97H197L198 99H201L202 97L199 98ZM236 95H237V94H236ZM258 95H259V94H258ZM262 95H263V93H262ZM58 96L61 97V95H58ZM62 96H63V95H62ZM84 96H85V95H84ZM87 96H88V95H87ZM87 96L85 97L86 99H87ZM96 96H95V94H94V97H96ZM104 96H105V95H104ZM136 96H137V97H136ZM147 96H148V95H147ZM147 96H145V97L148 98ZM161 96H162V95H161ZM165 96H166V95H165ZM216 96H217V95H216ZM218 96L220 97V95H218ZM218 96H217V97H214V98H217L216 101H220V100H221V99H220L221 97L219 98ZM255 96H257V94H256ZM0 97H1V95H0ZM79 97H80V96H78V98H79ZM94 97H93V95H92V96L90 95V99H88V100H89V103H88V101H85V100H86V99H85V100H84V101H85V106H86L87 104H90V103L93 104V101L90 102V100H91V98H93V100H94V99H95ZM145 97H144V100H145V101L142 100V99H140V102H139L140 104H141L142 102H144L143 104H146V103L148 102V101L146 102V98H145ZM157 97H158V96H157ZM163 97H164V96H163ZM170 97H171V96H170ZM176 97H177V95H176ZM182 97L184 98V96H182ZM195 97H194V98H195ZM11 98H12V97H11ZM33 98H34V97H33ZM75 98H76V97H75ZM75 98H74V99H75ZM128 98H130V100H127V102L130 101V103H131V97L127 96V98H125V100L128 99ZM159 98H160V97H159ZM172 98L174 99V96H173ZM186 98H189V97L187 96ZM192 98H193V97H192ZM197 98H195L196 100H194V101L197 102ZM214 98H213V99H214ZM257 98H258V99L261 98L260 95H259ZM257 98H255V99H257ZM263 98H264V97H263ZM52 99H53V98H52ZM58 99H59V98H58ZM69 99H70V98H69ZM81 99H82V98H81ZM81 99H80V100H81ZM96 99H97V98H96ZM148 99H150V98H148ZM161 99L163 100L164 98L161 97ZM173 99H171V100L174 102L175 100H173ZM208 99H209V98H208ZM213 99H212V102H213V101L215 102V100H213ZM231 99H232V98H231ZM258 99H257V101H258ZM6 100H7V99H6ZM9 100H10V98H9ZM59 100H60V99H59ZM71 100H72V99H71ZM76 100H77V98H76ZM100 100L103 101V100L101 99V97H100ZM141 100H142V101H141ZM150 100H151V99H150ZM152 100H153V102H154L155 100L158 102V98H156V99H152ZM152 100H151V101H152ZM159 100H160V99H159ZM166 100L168 101L169 98L166 99ZM186 100H187V99H186ZM188 100H189V99H188ZM205 100H206V99H205ZM225 100H226V99H225ZM253 100H254V99H253ZM2 101H3V102H1V103H2L3 108H1V107H0V108H1V110H6V109H4V106L9 105V103H11V102H10V101H5V99H3ZM72 101H73V100H72ZM95 101H96V100H94V103H96ZM98 101H99V99H98ZM132 101H133V99H132ZM151 101H150V102H151ZM156 101H155V102H156ZM189 101H190V100H189ZM191 101H192V100H191ZM210 101H211V100H209V101L207 100V103H206V104H204L205 102L203 101L204 103L202 104V107H203V105H204V107H205V105L211 103ZM257 101H254V102L252 101L251 104H252V103L255 104ZM263 101H264V100H263ZM8 102H9V103H8ZM76 102H78V104H79V103H80V102H79V99H78V101H76ZM82 102H83V101H82ZM86 102H87V103H86ZM99 102H100V101H99ZM99 102L95 105V107L93 106V107H94L93 112H94L96 106H97V107L99 106V104H100ZM153 102H152V105H153ZM155 102H154V103H155ZM164 102H165V99H164ZM164 102H162V103H163L162 105L160 104V102H158V104L161 105V108L166 107L167 110L169 109V113L171 114V111H173V108H174V106H173L174 103L171 102V103L165 104L166 102H165V103H164ZM183 102H184V101H183ZM196 102H192L193 104L195 103L194 106H196ZM230 102L232 103V101H230ZM5 103H7V104H5ZM72 103H73V102H72ZM101 103H102V102H101ZM103 103H104V102H103ZM135 103L137 104V102H135ZM219 103H220V102H219ZM224 103H227V102H226V101H225V102H222V105H223ZM233 103H234V102H233ZM260 103H262V102L260 101ZM263 103H264V102H263ZM14 104H15V103H14ZM82 104H84V102H83ZM92 104H91V105H92ZM104 104L106 105V103H104ZM143 104H141V105L144 106ZM184 104H185V103H184ZM187 104H190V103L187 102ZM227 104H228V105H226L227 107H225V105H224L223 108L228 109L229 106H231L229 103H227ZM256 104L258 105L259 102H257ZM0 105H1V104H0ZM10 105H11V104H10ZM10 105H9L8 107H10ZM15 105H16V104H15ZM19 105H20V104H19ZM19 105H18V107H20ZM93 105H94V104H93ZM138 105H139V104H138ZM156 105H157V103H156ZM160 105H159V106H160ZM217 105H218V103H217ZM249 105H250V102H249ZM263 105H264V104H262V105H260V106L263 107ZM24 106H25V105H24ZM48 106H49V105H48ZM60 106H61V105H60ZM60 106H58V107H60ZM77 106H78V105H77ZM80 106H81V103H80ZM85 106H82V108L85 107ZM87 106H88V105H87ZM101 106L103 107L104 105H101ZM253 106H254V105H253ZM8 107H7V108H8ZM21 107H23V106L21 105ZM64 107H66V106L64 105ZM69 107H70V105H69ZM106 107H107V106H104V109H101V111H107V110H106V109H107ZM115 107H116V109H117V106H115ZM126 107H127V105H126ZM134 107H135V106H133V108H134ZM136 107H137V105H136ZM144 107H145V106H144ZM188 107H189V106H188ZM202 107H201V108H202ZM204 107H203V109H204ZM208 107H212V106H210V104H209ZM216 107H217V106H216ZM245 107H246V106H245ZM245 107H243V109H245ZM43 108H44V107H43ZM52 108H53V107H52ZM60 108H62V107H60ZM71 108H72V107H71ZM76 108H77V107H75V109H76ZM91 108H92V107H91ZM99 108H100V107L97 108V111H99V110H98ZM105 108H106V109H105ZM145 108H146V107H145ZM153 108H154V106H153ZM194 108H195V107H194ZM194 108H193V109H194ZM214 108H215V106H213V108H211V109L206 107V110H204V111H207V110H209V111L211 110V111H212ZM20 109L22 110L23 108H20ZM20 109H19V110H20ZM72 109H73V108H72ZM83 109H84L85 112H86V113H84V114H87V111L90 110V108L88 109V107H87V108H83ZM86 109H88V110H86ZM110 109H111L112 111L114 110V111H113L114 114L111 112V114L108 113V114H110V115H106V114H105V116H102V115H101V114H102L101 111H99L101 114H100L99 112H94V115H93V113H92L91 110H90L91 112L88 111L89 114L92 113L91 116H94V117L96 118V120H98V121H96L95 118L92 119L91 116H89L88 114H87L88 116H87V115H84V114H80V112H79L80 116L77 114L78 117H81V115H82V118H83V115H84L85 117L87 116L88 119H89V117H90L89 120L87 119V117H86L85 119L83 118L84 121H85L86 123H88V125H87L84 121H82V122H84L83 124H85L86 126L89 127V125L93 124L94 122H96V123H97V122H101L100 125L97 124V126H98V125H99V126H103V127H102V131H103L104 127H105V128H106L105 130H107V132H108V133H107L106 131H103L104 133H106L105 135H103L104 133H103V134L101 133L102 131L100 132V135L102 134L103 137L101 136L102 138L99 140L98 145H97L96 148H94V149L90 148V147L93 146L92 143H91V142H92V136H90L91 139H90V138H87V139H90V141H91V142H90L91 144H89V148H90L91 150H90L89 155H88V156L86 155V156H87L86 160H85V158H83L84 160H83V159H81V160H83V161L85 162V166L83 167V168L85 169V171H86V170H89V171L92 170V173L95 171L96 173H99V174H100L99 176H101V177L98 176L97 178H98V179H102L101 184H98V182H97L98 180H97V181H94V180H93V181H94V182H93L92 179H91V180H89V181L91 182L90 184H93V183H94V184H93L94 186H95L96 183L98 184V185H96V186H97V187H96V188H97V189H96V192H97V190H100V191H98V193H99V192L101 193V195H100L101 198L103 197V199H104V197H105V201H106V199H107L106 202L103 200V202H104L105 204H106V203L108 204V201H112V200H114V199L111 198V196H113V198H115V199L118 197V198L116 199L117 201L122 202V203L125 202V203L128 204V202L125 201V200L128 199V201H130V200H129L130 197H129L128 195H130L129 193H131V196H132V194H133L135 191H137V190L134 191L133 189H136V188H137V187H136L137 185H135V184H138V185H139V183H138L139 181L137 180V181H136L137 183H136V182H133L134 184L130 181V182H131V183H130L129 180L126 179L129 175H126V176H125V175H124V169H123V170H120V169H122V168H121L122 166H126V165H123V164H122V162H123L124 160L122 159L123 161L120 162V166H119L120 168L118 167V169H117L116 166L119 165V164H117V163H118V161H120L119 157H118V159H116V157L114 158L115 160H117V161H116V164H117V165H115V167H114V166H113L114 163L111 161V160H112V157H111L110 160L108 159V155H109L108 152H109V150H110L111 148L115 147V146L111 147V146H112V143H113V144H115L116 142L118 143V140L114 143V141H115L114 137H115V136L117 137L116 139H118L119 136H123V137H124L125 135H127V137L125 136L127 139L131 138V137H129L130 134H129V132H128V131H130V129L127 128V129H128V130H127V129H126L125 127H123V126L128 125L127 123L129 122V120L131 119V117H134L135 115L132 114L129 110H128V113L123 112V113H121V114L118 115V114L116 113L117 111L115 112L116 109H112V108L109 107V108H108L109 112L111 111ZM120 109H122V108L120 107ZM158 109H160V108L158 107ZM176 109H178V107H177ZM176 109H174V110L176 111ZM199 109H200V108H199ZM250 109H251V108H250ZM253 109L256 111V108H255V107H253L252 110H253ZM258 109H259V108H258ZM258 109H257V110H258ZM1 110H0V111H1ZM21 110H20V111H21ZM50 110H51V109H50ZM138 110H139V109H138ZM144 110H145V109L142 107V111H143V112H144ZM148 110H149V109H148ZM185 110H188V108L185 109ZM200 110H201V109H200ZM216 110H218V108H217V109L215 108V112H216ZM222 110H224V109H222ZM222 110H221V108H219L218 111L221 112ZM228 110H230V108H229ZM252 110H251V111H252ZM254 110H253V111H254ZM263 110H264V109H263ZM263 110H262V111H263ZM24 111H25V110H24ZM81 111H82V110H81ZM95 111H96V110H95ZM118 111H119V110H118ZM142 111L140 110V113H141ZM146 111H147V110H146ZM152 111H153V110H152ZM154 111H155V110H154ZM159 111H160V110H159ZM177 111H178V110H177ZM177 111H176V112H177ZM258 111H260V110H258ZM1 112H2V111H1ZM75 112H76V111H75ZM143 112H142V114H143ZM161 112H162V111H161ZM182 112L184 113L185 111H182ZM195 112H196V111H194V113H195ZM224 112H225V110H224ZM224 112H221V113H224ZM230 112H231V110H230ZM230 112H229V113H230ZM263 112H264V111H263ZM263 112H262V113H263ZM2 113H3V112H2ZM6 113H7V112H6ZM35 113H36V112H35ZM35 113H34L33 115H36ZM48 113H50V112H49V111H48L47 113L45 112V114H48ZM72 113H73V112H72ZM96 113H97V114L99 113L98 115H101V116L98 118V115H97ZM103 113H104V112H103ZM185 113H187V111H186ZM194 113H193V114H191V113H187V114H186L187 116H184V115H183V118H182V117H179L178 119H176V117L174 116V117H175L174 119H176V122H175L174 120H173V122H175L176 124L173 123L174 125L172 124V125H171V126H172L171 128L174 129L175 127H177V128H175L176 131H177L178 129H181L182 132L187 131V132H186V135H184V137L186 138V139L184 138L185 140L183 139L184 141L178 139V138L175 136L176 131L173 132V131H174L173 129H172V130H173V131H172V134L174 133L173 135H172V134L170 135V131L167 130V131H168L167 133H169V134H168L169 136L166 134V135H167V139H165V138H166V137H165V138H164V141H163V144H162V145L166 146L167 144L165 145V143H164L165 140H166V141H168V142H166V143H170L169 145H172V146H171V157H167V160H168V158H169L170 162H169V160L166 162V164H168V166H167V168H166V170H167L168 172L165 173L166 170L163 171L164 174H167V175L164 176V174H162L165 178L167 177V179H168V177H169V179H172V178H170V177H172L174 174L171 176L169 172H171V174H172V172H175V170L178 169L181 165H182V167H181L180 170H182L183 172H182V171H181V172L184 173V174L186 175L188 172H189V173L191 172V170H192L191 168H193L194 171H198L199 169L197 170V168H198L199 166L202 165V163H199V162H203V161H205V164H207V163H206L207 158L205 157L207 154H205V155L202 154V152H204V149H205L204 146H201V148L204 147V148L201 149V152L198 151V152L201 153L202 155L199 154L198 152H196V153H197V154H196V153L194 152L195 150H194L193 152L191 151V155H192V156H190L191 158H193V156H194L193 154L195 153V155H197V157H198L199 155H201L202 157L204 156V158L206 159V160H205L204 158H201V156H199L201 159L198 157V160H200V161H198V160L196 159L198 162H197V163L195 162V164H197V168L195 167L196 165L194 166V162H192V160H194L195 158L192 159L191 161L189 160V159H191V158H189V155H190V154L188 155V154H187V151L183 150V148H185L184 146L193 145V146L196 147V146H197L196 144L199 145V144H203V143H204V145H206V144L208 143L207 145H212V146H213V148H212V150H213V149H216V147L214 148V146L217 145V144H215V143H217L218 140H220V138L218 139L215 135L213 136V135H209V134H208L209 132H210V134H212V132H213L212 129H211V131H209V128H210V127L213 128V129L215 128V126H214V127L211 126L212 123L210 124V127L208 128V131H209L208 133H206L205 130L202 131V128H204L205 126L208 127L207 125H208L209 122H208V121H207V122L205 121V122L202 123V124L196 123V117H195V114H194ZM206 113H207V112H206ZM212 113H213V112H212ZM260 113H261V112L258 113L259 116L257 117L256 115H258V114L255 115V112H254L253 116L255 115V118L252 116V117L254 118V119L252 118V121L254 120L252 123H254L256 120L259 121V120H260V116H262L261 120L264 118V116H263L264 113H263V115H261L262 113H261V114H260ZM0 114H1V113H0ZM31 114H32V113H31ZM58 114H59V113H58ZM116 114H117V115H116ZM142 114H139V115L142 116ZM152 114H155V113H152ZM159 114H160V113H159ZM188 114H189V115H194V116H189ZM197 114H198V113H197ZM204 114H205V113H204ZM217 114H219V112H218ZM217 114H216V118H217V116H220V118L222 117V116H221L222 114H221V115H220V114L217 115ZM227 114H228V113H227ZM4 115H5V116L7 115V114H5V111H4V114H3L2 117H5ZM49 115H50V114H49ZM111 115H112V116H111ZM150 115H151V113H149L148 116L150 117ZM205 115H207V114H205ZM8 116H9V115H8ZM57 116H58V115H57ZM96 116H97V117H96ZM159 116H161V118H162V115H159ZM159 116H158V117H159ZM165 116H166V115H165ZM201 116H202V115H201ZM211 116H212V115H211ZM227 116H229V117H231V118L233 117L232 114H231V116H230L229 114H228ZM2 117H1V118H2ZM22 117H23V116H22ZM54 117H55V116H54ZM58 117H59V116H58ZM72 117H73V115L70 116V118H72ZM78 117L76 118V114H75V117H74V118H76L75 121H79V123L81 124V120H80V119H82V118L79 119ZM108 117H109V118L112 117V118L108 119ZM142 117H143V116H142ZM142 117L139 116V119L142 120ZM172 117H173V116H172ZM214 117H215V116H214ZM225 117H226V116H225ZM1 118H0V119H1ZM5 118H6V117H5ZM5 118H4V120H5ZM7 118H8V117H7ZM7 118H6V119H7ZM13 118H14V117H13ZM13 118H12V119H13ZM64 118H66V117H64ZM68 118H69V116H67V119H66V120H69V121L71 122V120L68 119ZM74 118H73V121H74ZM151 118H152V116H151ZM159 118H160V117H159ZM161 118H160V119H161ZM207 118H208V117H207ZM209 118H210V115H209ZM231 118H229V119H231ZM256 118H258V119H256ZM31 119H32V118H31ZM54 119H55V118H54ZM57 119L59 120L60 118H57ZM57 119H56V120H57ZM77 119H79V120H77ZM86 119H87V120H86ZM133 119H134V121L136 120L135 118H133ZM133 119H132V121H133ZM147 119H148V117H147ZM152 119H153V118H152ZM152 119H150V121H151ZM160 119H158V121H159ZM168 119H169V118H168ZM203 119H205V118H203ZM227 119H228V118H227ZM227 119L224 120V121H227ZM255 119H256V120H255ZM7 120H8V119H7ZM21 120H22V119H21ZM29 120H30V119H28V121H29ZM141 120H140V121H141ZM145 120H146V119H145ZM166 120H167V118H166V119L164 118V121H163V118H162V127H164V128L167 126V125H166V123H167ZM170 120H171V119H170ZM170 120H169V121H170ZM208 120H209V119H208ZM213 120H215V119H213ZM218 120H219V117H218ZM218 120L216 119L215 121H218ZM261 120H260V121H261ZM263 120H264V119H263ZM33 121L35 122V120H33ZM33 121H32L31 123H33ZM48 121H49V123H50L51 121L53 122L54 120H51V121L48 120ZM48 121H47V123H48ZM62 121H63V120H62ZM73 121L71 122V124H72V125L76 128V130H77V128H78V126H79L80 124H78V122H75V121H74V123H77V124L74 125V124H73ZM93 121H94V122H93ZM132 121H131V122H132ZM143 121H144V120H143ZM155 121H156V120H155ZM160 121H161V120H160ZM160 121H159V123H157V124L161 125V124H160ZM211 121H212V120H211ZM232 121H233V120H232ZM232 121H230V124L232 123ZM258 121L254 123V124L257 123V126H254L253 128H256V129H257V127H258V123H259ZM0 122H1V121H0ZM52 122H51V123H52ZM60 122H61V121H60ZM91 122H93V123H91ZM147 122H148V121H147ZM163 122L165 123L166 126H163V125H164ZM261 122H262V121H261ZM263 122H264V121H263ZM1 123H2V122H1ZM11 123H12V122H11ZM54 123H55V122H54ZM54 123H53V125H54ZM56 123H57V122H56ZM63 123H64V121H63ZM89 123H90V124H89ZM218 123H219V122H217L216 128H217L218 131H219V128H220V129L222 128V126H221L222 124L219 123L220 126L217 127V126H218ZM225 123H227V124L229 125V121H227V122H223V124H225ZM27 124H28V123H27ZM40 124H41V123H40ZM45 124H46V122H45ZM45 124H44V125L41 124L42 128H41V126H40V128H38L39 130H38V132L36 131V132H37V133H36L37 135H35V136L39 137L38 140H40V136L38 135V133L40 134V132H41V137H42L43 135H46V134L48 135V133H49V131H50L51 133L48 135V137H49L48 139L43 140L44 138H42V140H43L44 142H45V141L48 142L47 144H48V147L50 148V147H51V145L49 146L50 135H51V137H52L53 135H55L54 133H56V134H58V133L53 131V130H54V129H53L54 127H53V128H52V127L47 128V129H48V132L46 133L47 129H46L45 127L48 126V125L51 126L52 124H47V125H45ZM65 124H66V122H65ZM65 124H64V126H65ZM83 124H82V127H81V125H80L81 129L84 128V126H85V125L83 126ZM101 124H103V125H101ZM140 124H141V123H140ZM152 124L155 125L153 122H152ZM1 125H2V124H1ZM25 125H26V124H25ZM53 125H52V126H53ZM56 125H57V124H56ZM59 125L61 126V125H63V124L61 123V124H59ZM59 125L57 126V127H58L57 129L62 128V126L60 127ZM76 125H77V126H76ZM94 125H96V124L91 125V126H92V129H94ZM142 125H143V124H142ZM142 125H141V126L138 125V128H139V126H140V128H139L140 130H141L142 128H143V130H144V128H145V126L143 125V127H142ZM176 125H177V126H176ZM250 125H252V124H249L248 126H250ZM262 125L264 126V123H262L261 125H260V123H259V128H260L259 134H262V133L264 132ZM8 126H9V125H8ZM86 126H85V130H86V128H88V127H86ZM99 126H98V129L100 130L101 127L99 128ZM146 126H147V124H146ZM174 126H175V127H174ZM10 127H11V126H10ZM16 127H17V126H16ZM67 127H68V126H67ZM126 127H127V126H126ZM148 127H149V125H148ZM148 127H147V128H148ZM155 127H158V126H155ZM159 127L162 128L161 126H159ZM235 127H236V126H235ZM50 128L52 129L53 133H52V131L50 130ZM134 128H135V127H134ZM147 128H146V129H147ZM149 128H150V127H149ZM149 128H148V129H149ZM151 128H153V127L151 126ZM164 128H162V129L164 130V131H163V134L166 133V131H165L166 128H165V129H164ZM216 128H215L214 131H216ZM224 128H225V126H224ZM224 128H222V129H224ZM226 128H227V127H226ZM248 128H249V127H248ZM250 128H251V127H250ZM261 128H262V129H261ZM29 129H30V128H28V130H29ZM32 129H33V128H32ZM32 129H31V130H32ZM40 129H41V130H42V129H46V131H45V130L40 131ZM57 129H55V131H56ZM64 129H65V128H64ZM68 129H69V127H68ZM71 129H72V128H71ZM88 129H89V128H88ZM92 129H90V130H92ZM95 129H96V128H95ZM95 129H94V130H95ZM136 129H137V128H136ZM139 129H138V133H139V132H140V133H139L138 135H140L141 132L143 131V130L139 131ZM256 129H253V130H256ZM10 130H11V129H10ZM26 130H27V129H26ZM33 130H37V129L35 128V129H33ZM33 130H32V131H33ZM79 130H80V129H79ZM134 130H135V129H134ZM150 130H151V129H150ZM157 130H158V129H157ZM224 130H225V129H224ZM18 131H19V129H18ZM32 131L29 130L27 133L30 134L29 132H32ZM44 131H45L46 134H44ZM57 131H58V130H57ZM68 131L70 132V129H69ZM73 131H74V130L72 129V134H71V135L74 134L75 131H74V132H73ZM80 131H81V130H80ZM80 131H79V132L77 131V133H80ZM82 131H83V130H82ZM135 131H136V130H135ZM135 131H134V132H135ZM147 131H149V130H147ZM151 131H153V129H152ZM161 131H162V130H161ZM161 131H160V132H161ZM206 131H207V130H206ZM239 131H240V130H239ZM58 132L61 134L60 129H59ZM93 132H94V131H93ZM127 132H128V133H127ZM155 132H156V131H155ZM158 132H159V131H158ZM158 132H156L157 135H158ZM160 132H159V133H160ZM202 132H205V134H203ZM223 132H224V131H223ZM223 132H222V134H223ZM246 132H249V134H250L252 131H250V129H249V131H248V129H247ZM246 132H245L246 139L244 138L245 136H243V140H244V141H241V142H243L241 146H246V147H247V145H248V148H249L251 145H249L248 143H250V144L252 143L251 141H252L253 139H252L251 137H253V136H251V135L248 136V133L246 134ZM256 132H257V130L255 131V133H256ZM261 132H262V133H261ZM32 133H34V132H32ZM86 133L88 134V133H89V130H88ZM144 133H145V130H144ZM147 133H148V132H147ZM147 133H146V134H147ZM177 133H178V135H177V134H176V135H177L178 137H180V135H182L181 132H180V130H178ZM227 133H228V132H227ZM253 133H254V132H253ZM253 133H252V134H253ZM42 134H43V135H42ZM52 134H53V135H52ZM67 134H68V133H67ZM75 134H76V133H75ZM90 134L92 135V133H89L88 135H90ZM96 134H98V133L96 132ZM131 134H133L132 129H131ZM184 134H185V133H184ZM206 134H207V136H211V137H208L209 139L206 138V137H207V136H205ZM242 134L244 135V132L241 133V134H239V132H238V135H239L238 137L240 138V140H242L241 137H240V135H242ZM263 134H264V133H263ZM263 134H262V135H263ZM47 135H46V136H47ZM68 135H69V134H68ZM82 135L84 136L83 132H82ZM85 135H86V134H85ZM88 135H86V136H88ZM128 135H129V136H128ZM136 135H137V134H136ZM138 135H137V136H138ZM144 135H145V134H144ZM152 135H154V134H152ZM152 135L149 134V135H147V136H152ZM157 135H156V137H157ZM166 135L164 134V136H166ZM230 135H231V134H230ZM230 135H229V134H228V135L226 134V137H228V136H230ZM27 136H28V135H27ZM35 136H33L34 139H35ZM55 136H56V135H55ZM55 136H54V139L51 138V139L53 140V142H54L55 139H56ZM131 136H132V135H131ZM142 136H143V135H142ZM204 136H205V137H204ZM231 136H232V135H231ZM231 136H230V138H229L230 141L232 140V139H231V138H232ZM260 136H261V135H260ZM29 137H31V136H29ZM44 137H45V136H44ZM123 137H122L121 141L123 140ZM156 137H155V138H156ZM226 137H225L224 139H226ZM248 137L251 138V139H249ZM255 137H256V136H255ZM255 137H254V138H255ZM4 138H5V137H4ZM75 138H76V139L78 138V137H77V134H76ZM82 138H83V137H82ZM120 138H121V137H120ZM120 138H119V141H120ZM132 138H134V134H133V137H132ZM135 138H136V137H135ZM151 138H153V136L150 137V142H151L152 140H154L155 142H154V141H152V142H153V144H154L155 146L151 143L152 146L154 147V149H153V151H151V150H150V149H152V146H151V147H149V150L151 151V153L153 152V153H152L153 156L156 157V154L158 153L157 151L159 150V149L157 150V147H158V145H159V137L157 138L158 141H157L155 138H153V139L151 140ZM181 138H183V136H181ZM221 138H222V137H221ZM247 138L249 139V141L247 140ZM262 138H264V136H263V137L261 136V138L259 137V140L262 139ZM29 139H30V138H29ZM34 139H32V141H34ZM84 139H85V137H84ZM87 139H85V140L87 141ZM127 139H126L125 141H127ZM217 139H218V140H217ZM36 140H37V139H36ZM36 140H35V141H36ZM47 140H49V141H47ZM65 140H66V139H65ZM229 140H227V141L224 140V141H222V142H223V144H224V143H226V144L228 143V144H229V143H230V142H228ZM245 140H247V141H245ZM263 140H264V139H262V142H264ZM32 141H31V142H32ZM43 141L40 140L39 142H42V143H43ZM88 141H89V140H88ZM88 141H87V144H88ZM225 141H226V142H225ZM36 142H37V141H36ZM46 142H45V145H46V146L43 145V147H45L46 150H47V151H44V154H47V153H45V152H48ZM57 142H59L58 139H57ZM57 142H56V143H57ZM62 142H63V141H62ZM84 142H85V141H84ZM123 142H124V141H123ZM135 142H136V141H135V139H134V143H135ZM219 142L221 143V140H220ZM239 142H240V141H239ZM244 142L246 143V145L244 144ZM247 142H248V143H247ZM258 142H259V143H258ZM258 142H257V146H258V148H259V147L261 148V145H262L261 140L258 141ZM32 143H33V142H32ZM56 143H54L55 146H56V145H58V146L61 145V143H60V144H59V143L56 144ZM78 143H79V142H77V144H78ZM119 143H120V142H119ZM119 143H118V145L116 144V145H117L116 148L120 149L119 151H122V152H123V150H126V149H124L125 147H123V149H122V146H124V145H123L124 143L122 144V146L120 145L121 148H119V147H120V146H119ZM121 143H122V142H121ZM147 143H148V145L150 146V143H149V142H146V145H147ZM1 144H2V143H1ZM50 144H51V143H50ZM52 144H53V143H52ZM54 144L52 145V147H53L54 150L51 148L52 151H51V149H50L49 151H51V152H49L47 155H50V153L52 154V152H54V153L56 152V149H57V148H56V149L54 148V147H55ZM77 144L75 143L76 146H77ZM126 144H127V142H126ZM137 144H138V143H137ZM156 144H158V145H156ZM213 144H215V145H213ZM218 144H219V143H218ZM238 144H239V143L236 142L237 147H238ZM243 144H244V145H243ZM27 145H29V144H27ZM34 145H35V144H34ZM130 145H131V144H130ZM133 145H134V144H132V146H133ZM135 145H136V144H135ZM148 145L145 146V148H147ZM162 145H161V146H162ZM252 145H253V143H252ZM1 146H3V145H1ZM62 146H65V145H62ZM62 146H61L62 149H61V148H60V149L63 150V152H65V151H64L65 148H63ZM78 146H79V148L82 150V148L80 147L81 144L78 145ZM139 146H140V145H139ZM139 146H136V147L138 148ZM164 146H162V148H163ZM219 146H220V145H219ZM223 146H225V145H223ZM230 146H231V145H230ZM257 146H256V147L254 146L255 149L257 148ZM59 147H60V146H59ZM67 147H68V146H66V149H67L66 151H68V149L70 150L71 147H70V148H67ZM82 147H83V145H82ZM134 147H135V146H134ZM207 147H208V146H206V149H207ZM210 147H211V146H210ZM210 147H208L207 150H210V149H209ZM246 147H244V148H245L246 150H249V152H250V148L247 149ZM262 147H263L262 149H264V145H263ZM34 148H35V147H34ZM45 148H44L43 150H45ZM129 148L132 149L131 146H130ZM129 148L127 147V149H129ZM139 148H140L141 150H144V149H143L144 146H143V148H142V147H139ZM139 148H138L137 150H138L140 153H142V152L140 151ZM165 148H166V147H165ZM165 148H164V149H165ZM198 148H200V146H199ZM238 148H239V147H238ZM251 148H253V147H251ZM80 149H79V152L84 151V149H83L82 151H81ZM107 149H109V150L107 151V154H108V155H106V156H107L106 159L109 161L108 163H111V162H112L111 164H112V166L114 167V170H112L113 167L111 168V167H110L111 164H109V167L111 168V169H110L111 171L109 170V172H107V171H108L107 169H109V168H107V167H108V163H107L106 165H104L105 162L101 159V152H102V151H105V152H106ZM114 149H115V148H114ZM121 149H122V150H121ZM164 149H162L161 151L163 152ZM168 149H170V147H169ZM168 149L166 148L167 152H166L165 150H164V152H163V153L166 152V153L168 154V155L166 154L167 156H169V151H170V150L168 151ZM224 149H226V148H224ZM228 149H229V148H228ZM228 149H226V150L228 151ZM234 149H235V148H234ZM236 149H237V148H236ZM241 149H243V148H241ZM262 149H260V152H264V150H262ZM40 150L43 151L42 148H40ZM74 150H75V152H76V150H78V148L76 147V149H74ZM111 150H112L113 152L115 151L114 153H116V151H118L117 149H116V150L111 149ZM111 150H110V151H111ZM134 150H135V148H134ZM191 150H192V149H191ZM220 150H221V149H219V152H220ZM237 150H238V149H237ZM237 150H235V151H237ZM246 150H244V151H246ZM3 151H5V148L3 149ZM57 151H58V150H57ZM119 151H118V152H119ZM135 151H136V150H135ZM155 151H156V154L154 155V152H155ZM196 151H197V149H196ZM213 151H214V150H213ZM224 151H225V150H224ZM224 151L221 152L222 154H221L220 156H225V155H223V154H225ZM227 151H226V153H227ZM230 151H231V150H230ZM232 151H234V150H232ZM239 151L242 152L241 150H238L237 153H239ZM256 151H257V149H256ZM63 152L61 151V153L59 154V151H58L57 154L60 155V157H62L61 154H63V155L65 156L67 153H70L69 151H68L67 153H65V154H64ZM77 152H78V151H77ZM79 152H78L77 154H81V155H80V156L77 155V157H79V160H80V157H81V156L83 157L84 154H83V152H82V153H79ZM105 152H104V153H105ZM113 152H110V153H113ZM127 152H128V151H127ZM145 152H147V151H145ZM184 152L187 154V156H188V158H189L188 160L190 161L189 163H190V167H191V168H189V169H191V170H190V171H187V172H185L186 170L183 169L184 167L186 168V167L189 166V163H188V166H185V164H184V163L186 162V160H184V159L186 158V157H184V156L186 155ZM205 152H206V151H205ZM214 152H215V151H214ZM254 152H255V151H254ZM102 153H103V152H102ZM119 153H120V152H119ZM130 153H132V152H130ZM135 153L137 154V151H136ZM135 153H134V156L136 155ZM235 153H236V152H235ZM237 153H236V154H237ZM252 153H253V152H252ZM5 154H6V153H5ZM5 154L2 153L3 156H5ZM7 154H8V153H7ZM7 154H6V155H7ZM10 154H11V153H10ZM57 154H56V155H57ZM72 154H73V150H72L71 155H72ZM82 154H83V155H82ZM117 154H118V153H117ZM117 154H116V155H117ZM120 154L122 155V153H120ZM124 154H125V153H124ZM138 154H139V153H138ZM144 154H145L144 152H143V154H140L141 157L138 156V155H136V156H138V158H139V157H140V158L138 159V158L135 156V158L137 159V160H135V161L133 160V159H135V158H133L134 156H133V157L130 156V157H131L130 159L133 158L132 160H133V162H134V165H135V164L138 165V164L140 163L138 166H141V164L143 163L142 161H143L144 157H146ZM152 154H151V155H152ZM158 154H160V153H158ZM198 154H199V155H198ZM231 154H232V153H231ZM231 154H230V155H231ZM247 154H248V153H247ZM249 154H250V153H249ZM2 155H1V156H2ZM56 155H55V156H56ZM142 155L144 156L143 158H142ZM160 155H161V154H160ZM216 155H217V154H216ZM232 155H233V154H232ZM243 155H244V154H243ZM243 155H242V157H243ZM3 156H2V157H3ZM9 156H10V155L8 154V157H9ZM45 156H46V155H45ZM52 156H53V154H52ZM74 156H75V154H74ZM84 156H85V155H84ZM86 156H85V157H86ZM118 156H119V155H118ZM124 156H125V155H124ZM213 156H214V155H213ZM220 156H218V158H219ZM233 156H234V155H233ZM250 156H251V158H254V159H253V160H254L253 162H255V160H256L255 155H254V154H252V155L250 154L249 157H250ZM252 156H253V157H252ZM6 157H7V156H6ZM6 157H5V158H6ZM46 157H47V156H46ZM67 157L69 158V156H67ZM75 157H76V156H75ZM77 157H76V158H77ZM183 157H184V159H183ZM194 157H195V156H194ZM216 157H217V156H216ZM238 157H239L238 154H237V156L235 155V158H236V159H237ZM57 158H58V157H57ZM64 158H66V156H65ZM72 158H73V157L71 156V158L69 159V161H70ZM76 158H75V159H76ZM148 158H149V159H147V162H148V160H150V161H149V163L146 162L147 165H149V164H151V162H154V161H155V160L152 161V159H150L149 155H148ZM151 158H152V157H151ZM218 158H217L216 161H218V163H219V162L221 163V161H223V165H220V164H219V165L217 166V169L223 171V170H224V159H222V157H220L221 160L218 159ZM230 158L232 159L233 157H230ZM230 158H229V159H230ZM244 158H245V156H244ZM251 158H248V159H249V160H248L249 162H250V161L252 162ZM2 159H3V158H2ZM9 159H11V158L9 157ZM9 159H8V160L5 159V160H7V162H8V161H10ZM77 159H78V158H77ZM104 159H105V157H104ZM127 159H128V158H127ZM141 159H142V160H141ZM202 159H203V160H202ZM15 160L17 161V157H16ZM18 160H19V159H18ZM50 160H51V159H50ZM81 160H80V161H81ZM107 160H106V161H107ZM239 160L244 161L243 158H242V159H239ZM239 160H238V162L240 163ZM80 161H79V163H80V165H82V162H80ZM110 161H111V162H110ZM125 161H126V160H125ZM127 161H128V160H127ZM130 161H131V160H129L128 162H130ZM144 161H146V160H144ZM158 161H159V160H158ZM161 161H162V160H161ZM184 161H185V162H184ZM194 161H195V160H194ZM226 161L229 162V161H228V157H227V160L225 159V163H227ZM2 162H4L5 165L7 164L6 161H2ZM14 162H15V161H14ZM77 162H78V160H77ZM102 162H104V163H102ZM114 162H115V161H114ZM128 162H127L126 164H129ZM168 162H169V163H168ZM182 162H183L184 165L182 164ZM191 162L193 163V165H191V164H192ZM238 162H236V163L238 164ZM257 162H258V161H257ZM15 163H16V162H15ZM15 163H13V164L15 165ZM51 163H53V162H51ZM51 163H50V164H51ZM69 163H70V162H69ZM130 163H132V162H130ZM198 163H199V164H198ZM209 163H210V162H209ZM209 163L207 164L208 167H209V168H212V167L209 166L211 163H210V164H209ZM215 163L217 164V162L214 161V164H215ZM236 163H235V164H236ZM8 164H10V163H8ZM83 164H84V163H83ZM143 164H145V162H144ZM156 164H158V165L160 166L159 163H156ZM156 164H155L154 166H156ZM227 164H228V163H227ZM244 164H245V163H244ZM253 164H254V163H252V165H253ZM2 165H3V163H1V165H0V172H1V171L4 172V171H5V168L8 169V167H7L8 165L5 166L4 168H3ZM40 165H41V164H40ZM71 165H72V164H71ZM71 165H70V166H71ZM74 165H75V164H74ZM134 165H133V166H134ZM147 165L145 164V166H147ZM198 165H199V166H198ZM203 165H204V162H203ZM207 165H205V166H207ZM233 165H234V164H233ZM249 165H250V166H249L250 168L248 167V162H247V165L245 164V168H248V169L250 170L251 167H252V165H251V163H250ZM12 166H13V165H12ZM17 166L19 167V166H21V165L18 164ZM68 166H69V165H68ZM77 166H78V164H77ZM106 166H107V167H106ZM138 166H137V167H138ZM164 166H165V165H164ZM192 166H193V167H192ZM211 166H212V165H211ZM242 166H243V165H242ZM246 166H247V167H246ZM255 166H256V164H254V167H255ZM263 166H264V165H263ZM263 166H261V167H263ZM1 167H2L3 169H2ZM25 167H26V166H25ZM128 167H129L128 169H127V166L125 167L128 171H129V169H130V170L133 169L132 167H130V164H129ZM134 167H135V166H134ZM201 167H202V166H201ZM208 167H207V168H208ZM233 167H236V165L233 166ZM56 168H57V167H56ZM69 168H70V167H69ZM123 168H124V167H123ZM138 168H139V167H138ZM138 168H137V170H138ZM141 168H142V167H141ZM157 168H158V167H157ZM203 168H204V167H203ZM255 168H256V167H255ZM263 168H264V167H263ZM1 169H2V170H1ZM16 169H17L16 172H18V171H19L18 168H16ZM20 169H21V168H20ZM75 169H78V167H76ZM75 169H73L74 171L72 170V171H73V174H71V175H74V177L77 176V175H79L78 177L81 178V180H80L79 182H80V183H81V182L83 183L84 179L82 178L83 176L81 177L82 174L77 173V171H76ZM134 169L136 170V167H135ZM134 169H133L132 171H134ZM139 169H140V168H139ZM195 169H196V170H195ZM212 169H214V168H212ZM212 169H207L209 172L206 171V172H207V173H205L206 175L203 174L204 177L202 176L201 178H203V179H204L205 177L208 178V177L210 176L211 172L213 171ZM227 169H228V168H227ZM229 169H230V168H229ZM232 169H234V168H232ZM257 169H258V166H257ZM26 170H27V169H26ZM118 170H119V171H118ZM127 170H126V172H128ZM137 170H136V171H137ZM158 170H160V169H158ZM158 170H157V171H158ZM260 170H261L260 172H262V169H261V168H260ZM6 171H7V170H6ZM9 171H10V170H8V172H9ZM20 171H21V170H20ZM20 171H19V173H17V175H16L17 177H18V175H19V176L21 175V174H20V173H21ZM70 171H71V170H70ZM78 171L80 172V170H78ZM194 171L191 172V173H193V174L190 173V174H188V176H189V175H192V176H193L194 173H195ZM210 171H211V172H210ZM214 171H215V173H216V170H214ZM229 171H230V170H229ZM231 171L233 172L234 170H231ZM236 171H237V170H236ZM250 171H252V173H253L254 169H253V170L251 169ZM61 172H62V171H61ZM68 172H69V171H68ZM74 172H75V173H74ZM105 172H106V173H105ZM119 172H121V173L123 172V176H125L124 179H122L123 181L120 179V176L122 177V175H121V173H119ZM126 172H125V174H128V173H126ZM139 172H140V170H139ZM256 172H257V170H256ZM258 172H259V171H258ZM263 172H264V171H263ZM10 173H11V171H10ZM10 173H9V174H10ZM62 173H63V172H62ZM76 173H77V174H76ZM88 173H89V172H88ZM96 173H94V174L97 175ZM129 173L132 174V173H134V172H131V171H130ZM136 173H137V172H136ZM140 173H141V172H140ZM145 173H146V172H145ZM150 173H151V172H150ZM159 173H160V172H158L157 175H159ZM208 173H209V174H208ZM234 173H235V172H234ZM238 173H239V172H238ZM252 173H251V175H252ZM0 174H1V173H0ZM7 174H8V173H7ZM22 174H24V173L22 172ZM64 174H66V173H64ZM89 174L91 175V177H92V175H94V174H91V173H89ZM178 174H179V172H178ZM178 174H177V175H178ZM195 174H196V173H195ZM207 174H208V176H207ZM217 174H218V173H217ZM223 174H224V173H223ZM230 174H231V175H230ZM230 174H229V175H230L229 177L232 176V173H231V172H230ZM248 174H249V173H248ZM256 174H257V173H256ZM256 174H255V175H256ZM259 174H260V175L262 174V176H260ZM259 174H258V175L260 176L259 179H261V177H264V176H263V175H264L263 173H259ZM10 175L13 176V173L10 174ZM84 175H85V174H84ZM95 175H94V176H95ZM119 175H120V176H119ZM160 175H161V174H160ZM162 175H161V176H162ZM169 175H170V176H169ZM177 175H175L176 177L173 176V178H175V179L178 180V181L181 180V178H180L181 176L178 177V178H180V179H178V178H177ZM227 175H228V174H227ZM249 175H250V174H249ZM258 175H257V177H258ZM8 176H9V175H8ZM8 176H7V177H8ZM94 176H93V179H96ZM132 176H133V174H132ZM132 176H131L130 178H132ZM135 176H136V175H135ZM161 176H160V177H161ZM192 176H190L189 181L191 180ZM194 176H195V175H194ZM194 176H193V177H194ZM200 176H201V175H200ZM233 176H236V175L233 174ZM237 176H238V175H237ZM10 177H11V176H10ZM17 177H16V178H17ZM22 177L24 178V175H21V176H20V178H21V179L19 178L20 181H17V179L14 177V178L16 179V183H17V182H19V183L23 182V180H22L23 178H22ZM74 177L72 176V179H74ZM78 177H75V179L77 180ZM91 177H90V178H91ZM139 177H140V176H139ZM149 177H150V176H149ZM149 177H148V178H149ZM214 177L217 178V176H214ZM11 178L13 179V177H11ZM122 178H123V177H122ZM133 178L135 179V177H133ZM182 178H183V177H182ZM184 178H185V177H184ZM186 178H187V176H186ZM186 178L183 179L182 181H184V180L186 181V180L188 179V178H187V179H186ZM232 178H234V177H232ZM238 178H241V177L239 176ZM119 179H120V180H119ZM125 179L127 180L126 182H125ZM136 179H137V178H136ZM150 179H151V178H150ZM150 179H149V180H150ZM175 179H173V180L175 181ZM192 179H193V178H192ZM208 179H210V177H209ZM234 179H236V177H235ZM244 179H246V178H244ZM21 180H22V181H21ZM76 180H74L75 182H73V183L76 184V186H77V184H78L77 187L79 188V185H81V184H79V182H77ZM78 180H79V179H78ZM140 180H141V179H140ZM142 180H143V179H142ZM152 180H153V179H152ZM216 180L218 181V179H216ZM223 180H224V176H223ZM236 180H237V179H236ZM240 180H241V181H240ZM240 180H237V181L241 182V184H242L243 181H245V182L247 181V180H243V179H240ZM248 180H249V178H248ZM85 181H86V178H85ZM89 181H87V182L89 183ZM143 181H144V180H143ZM174 181H173V182H174ZM185 181H184V182H185ZM76 182H77V183H76ZM95 182H96V183H95ZM120 182L122 183L121 185H119ZM123 182H125V183H123ZM140 182H141V181H140ZM146 182H147V181H146ZM184 182H182V183H184ZM186 182L188 183V180H187ZM186 182H185V183H186ZM224 182H226V181H224ZM227 182H228V179H227ZM227 182H226V184H227ZM88 183H85V184L88 185ZM126 183H130V185H135V187H134V186H131V187H134V188L132 189V188L129 186V187L131 188V190H130V188H129V190H130V191H129L128 188H127V186H126V185H129V184H126ZM142 183H143V182H142ZM142 183H140L141 186L144 185V184H142ZM171 183H172V182H171ZM176 183H177V182H176ZM176 183H174V184H173V185H174L173 188H171V189H173V191L171 190V193H170V191L168 192V195H169V194L171 195L170 197H172V192H175V190L178 191V192L180 191V185L183 186V185L185 184V183L182 184L181 181H179V183H181V184L177 183V184L179 185V189L177 190L176 188H178V187H175V186H178V185H177ZM204 183H205V182H204ZM210 183H211V181L209 180V184H210ZM253 183H254V182H253ZM37 184L41 185V183H37ZM74 184H72L73 187H72V189H71L70 191H71V193H72L73 195H74V194L76 195V196L74 195V197H78V194H79L78 191H77L78 189H77V190H76V189L74 190V188H77L76 186L74 187ZM85 184L83 183V185H81V188H82V186H83L84 189H85L87 192H89V190L91 189L92 185H90V186H91L90 188L87 187V188H89V190H87ZM124 184H126V185H124ZM145 184H146V183H145ZM175 184H176V185H175ZM221 184H222V183H221ZM233 184H234V182H233ZM233 184H232V185H233ZM241 184H240V185H241ZM257 184H258V183H257ZM13 185H14V184H13ZM19 185H21V184H19ZM28 185H29V184H28ZM84 185H85V186H84ZM140 185H139V186H140ZM206 185H207V184H206ZM206 185H205V186H206ZM229 185H231V182H230V181H229ZM235 185H236V184H234V187H235ZM253 185H254V184H253ZM34 186H36V184L33 185V188H34L36 191H39V189L37 190V188H40L41 186H38V187H37V186L34 187ZM184 186H187V184L184 185ZM216 186H217V185H215V188H216ZM221 186H222V188H223V185H218V188L220 187L219 190L222 189ZM171 187H172V186H171ZM174 187H175V189H174ZM207 187H208V186H207ZM226 187H228V186H226ZM258 187H259V186H258ZM126 188H127V189H126ZM203 188H204V187H203ZM231 188H232V186H231ZM235 188H236V187H235ZM235 188H234V189H235ZM84 189H83V190H84ZM94 189H95V187H94ZM200 189H201V188H200ZM204 189H205V188H204ZM204 189H202L203 191H202L201 193H205V192H206V194H207V193H210V192H212V191H213V192H216V191H214L213 189H209L210 192H207V191H209V190H207V188H206L207 191H205ZM227 189H230V187H228ZM236 189H237V188H236ZM35 190L32 191V194H34V193L36 192ZM72 190H74V192H77V194L74 193ZM83 190H80V189H79V192L83 193V192H82ZM132 190H133V191H132ZM188 190H189V189H188ZM42 191H43V190H42ZM86 191H84V193H85ZM126 191H128L129 193L126 192ZM131 191H132V192H131ZM193 191H194V190H193ZM204 191H205V192H204ZM228 191H230V190H228ZM228 191H227V192H228ZM248 191H249V190H248ZM259 191H261V190H259ZM0 192H1V191H0ZM151 192H152V191H151ZM213 192H212V194H213ZM220 192H221V190L219 191V193H220ZM227 192H225V193H224V191L221 192L222 196L224 197V195H225ZM231 192L233 193L232 190H231ZM1 193H2V192H1ZM1 193H0V194H1ZM100 193H99V194H100ZM126 193H128V195H126ZM160 193H161V192H159L158 194H155V192H154V194H152V195H153L152 197H154L155 195H157V197H158V195H159ZM189 193H190V192H189ZM189 193H188V194H189ZM201 193L199 192L198 197H199V195H201V196L204 195V198H205L204 200H208V199H207L208 196L205 195V194H201ZM257 193L260 194V192H258V191H257ZM28 194H29V192H28V189H27V190H26V194H24V196H27ZM85 194H86V193H85ZM176 194H178V193H176ZM191 194H192V193H191ZM212 194H208V195L210 196V195H212ZM221 194H220V197H221ZM223 194H224V195H223ZM238 194H239V192H238ZM238 194H236L235 197H236ZM240 194H241V195H238L237 198H238L239 196L241 197L240 199H242V198L244 199V198L247 197L245 193L243 194V196H242V193H241V192H240ZM258 194H256V195H258ZM29 195H30V196L27 197L28 199H27L26 197H24V198H26V199L22 198V200L25 201V202L22 201L23 203H26V200H30L29 198L32 197V196H31V194H29ZM36 195H37V194H36ZM36 195H35V196H36ZM79 195H81V194H79ZM96 195H98V194H96ZM160 195H161V196L158 197L159 199H160L161 197H162V198L164 197L162 193H161ZM165 195H167V193H165ZM173 195H175V194H173ZM186 195H187V194H186ZM186 195H185L186 198L184 197V199L189 200V203L187 204V205H188L187 208H188L190 202H193V200H196L198 197H197V198H194L195 196H194V197H190V194H189V197H187ZM192 195H193V194H192ZM192 195H191V196H192ZM214 195H215V199L213 198L212 200H216V199H217L216 197H218V193H216V194H214ZM216 195H217V196H216ZM226 195H227V194H226ZM244 195H245V196H244ZM249 195H251V194H249ZM35 196H34V197H35ZM201 196H200L199 198H201ZM206 196H207V198H206ZM34 197H32L31 199L34 200V199H33ZM74 197H73V198H74ZM98 197H99V195H98ZM132 197H133V196H132ZM152 197L149 196V199H151ZM157 197H155V198H157ZM210 197L212 198V196H210ZM210 197H209V201H208V202H209V204L211 205V202H210V199H211V198H210ZM228 197H230V196H228ZM250 197H251V196H250ZM78 198H79V197H78ZM110 198H111L112 200H108V199H110ZM155 198H154V199H155ZM158 198L155 199L154 201H157ZM189 198H191L192 201H191ZM202 198H203V197H202ZM202 198H201V199H202ZM218 198H219V197H218ZM19 199L21 200V198H19ZM19 199H18V201H19ZM79 199H80V198H79ZM96 199H97V198H96ZM149 199L146 198L147 201H148ZM152 199H153V198H152ZM152 199H151V200H152ZM223 199H226V198L224 197ZM228 199H229V198H228ZM232 199L235 200L234 198L231 197L227 203H228V204L232 203V202L230 201V200H232ZM249 199H250V198H249ZM3 200H4V199H3ZM3 200H2V202H1V198H0V203H1V204L3 203ZM71 200H73V201L75 200V201H76L75 198H74V199L71 198ZM98 200H100V198H99ZM98 200H97V202L94 201L93 203L96 202V204L99 205V203L101 202V200H100V202H99ZM136 200H137V198H136ZM146 200H145V201L143 200L144 202L141 200V204H142V202H143V204H145V203H146ZM217 200H219V199H217ZM217 200H216V201H217ZM233 200H232V201H233ZM238 200H239V199H238ZM246 200H247V198H246ZM246 200H245V201H246ZM77 201H78V200H77ZM77 201H76V202H77ZM79 201H80V200H79ZM83 201H85V200L83 199ZM114 201H115V200H114ZM114 201H112V202L114 203ZM132 201H133V206H134L135 203H136V205H137L138 202L135 201V198H134V200L132 199ZM134 201H135V202H134ZM220 201H222L224 204L226 203V200H225V202H224L223 200H220ZM239 201H240V200H239ZM245 201H244V202H245ZM13 202H14V204L12 203L13 205H17V200H13ZM15 202H16V204H15ZM19 202H20V201H19ZM98 202H99V203H98ZM103 202L100 203V205L102 204L103 206H99L101 209H102V207L104 208V206H105V205L103 204ZM112 202H111V203H112ZM229 202H230V203H229ZM8 203H10V201H9ZM87 203H88V202H87ZM111 203L109 202V204H111ZM113 203H112V204H113ZM125 203H124V204H125ZM139 203H140V202H139ZM139 203H138V204H139ZM214 203H215V201H213L212 205H213ZM223 203H222V204H223ZM227 203H226V204H227ZM233 203H234V202H233ZM239 203H240V202H239ZM3 204H4V203H3ZM18 204H19V203H18ZM77 204H78V203H77ZM84 204H85V203H84ZM107 204H106V207L109 206V205H107ZM112 204H111V206H112ZM118 204H119V203H118ZM118 204H117V205H118ZM127 204H125V205L128 206ZM130 204L132 205V202H131V201H130ZM141 204H140V205H141ZM228 204L226 205V208H227V209H228L229 207H231V205H229V207H227ZM236 204H238V203H234V205H236ZM98 205H97V207H98ZM125 205H122V204H121L120 206H122V207L124 206L123 208H125V207H126ZM140 205H138V206H139V207L143 206V205H141V206H140ZM192 205H193V203L191 204V206H192ZM240 205H241V204H240ZM30 206H32V204H30ZM30 206H29L28 208H31ZM111 206H110V207H111ZM113 206H116V201H115V204H114ZM120 206H119V207H120ZM133 206H132V207H130V205L128 206V210H129V212L131 211L130 213H131L132 215L135 214V211H134L135 208L140 209L139 207H136V206H134V208H133ZM2 207H3V206H2ZM4 207H5V204H4ZM95 207H96V205H95ZM97 207H96V208H97ZM116 207H117V206H116ZM116 207H113V208L116 209ZM129 207H130V209L133 208L134 210H133V209H132L133 211L130 210ZM193 207H194V206H193ZM193 207L188 208L187 210H189V211H190V209H193V210H194L195 207H196V205H195L194 208H193ZM204 207H205V206H204ZM204 207H203V208H204ZM213 207H214V206H213ZM224 207H225V206H224ZM239 207H242V206H239ZM239 207H235V208H233V209H234V212H235V209H238ZM243 207H244V206H243ZM0 208H1V207H0ZM5 208H6V207H5ZM9 208H10V207H9ZM123 208H122V209H123ZM207 208H208V207H207ZM207 208H206V209H207ZM214 208H215V207H214ZM246 208H247V207H246ZM11 209H12V208H11ZM33 209H35V211H39V210H40L39 208H37L38 210H36V208H33ZM91 209H92V208H91ZM94 209H95V208H94ZM138 209H136L137 212L139 211ZM198 209H199L200 211L203 210L202 208H198V207H197V210H198ZM201 209H202V210H201ZM211 209H212V208H211ZM229 209L233 210L232 207L229 208ZM80 210H82V209H80ZM80 210L73 211L72 213L74 214V212H77V211H80ZM117 210H118V208H117ZM117 210H116V211L114 210V211H115L116 213H118V212L120 211V209H119L118 212H117ZM126 210H127V209H126ZM140 210L142 211L143 208L140 209ZM193 210H192L193 213H195L194 211L198 212L196 209H195L194 211H193ZM218 210H219V209H218ZM3 211H4V210H3ZM17 211H18V209H17ZM26 211H27V213H26L27 215L25 216V220L27 219V216H28V213H29V212H32V213H30V215H29L28 217H30L33 213H34L33 215H36V214L38 213V212H33L32 209H31V211H30V210H26ZM48 211H49V210H48ZM83 211H85V210H83ZM100 211H101V210H100ZM200 211H199V212H200ZM239 211H241V209H239ZM239 211L237 210V215H239V214H238ZM244 211H245V210H244ZM244 211L242 210V212H244ZM247 211H248V210H247ZM4 212H5V211H4ZM69 212H70V210H68L67 214H69ZM81 212H82V211H81ZM81 212H78V213H81ZM132 212H133V213H132ZM139 212H140V211H139ZM199 212H198V213H199ZM231 212H233V211H231ZM261 212H262V211H261ZM0 213H1V211H0ZM14 213H15V212H14ZM42 213H43V214H44V213L46 214V212H41V214H40V213H39V214L42 216ZM48 213H49V212H48ZM48 213H47V214H48ZM51 213H52V212H51ZM65 213H66V211H65ZM65 213H64V214H65ZM72 213H70V215H73ZM78 213H77V216L75 215L76 213L73 215V217L71 216L72 218H71V217H70V218L67 217L68 220H69V219H70V220H69V221L66 220V221L70 223L71 219H73V220H72V222H73V221H74V217H76L75 219H77V221L75 220L73 223H72V222H71V223H72V225H76L75 222H77V225H78V224H79L78 221H80V223H81V222L83 221L82 219H83L84 217H85V220H86L87 215H90V214H89L90 212H88V213H87V212H86V213H85V212H82V213H84V214H83V218H82V215H81V214H78ZM140 213H141V212H140ZM202 213H203V212H202ZM221 213H222V212H221ZM239 213H240V212H239ZM256 213H257V212H256ZM3 214H4V213H3ZM3 214H2V215H3ZM21 214L25 215L24 213H21ZM21 214H20V215H21ZM85 214H87V215H85ZM137 214H138V213H136L135 215H137ZM229 214H230V213H229ZM243 214H244V213H243ZM37 215H38V214H37ZM48 215H49V214H48ZM70 215H69V216H70ZM78 215H80L81 218L78 217ZM84 215H85V216H84ZM192 215H193V214H192ZM227 215H228V214H227ZM235 215H236V214H235ZM237 215H236V217H237ZM21 216H22V215H21ZM41 216H40V218H41ZM49 216H50V218L53 217L52 215H49ZM62 216H63V215H62ZM66 216H67V215H66ZM100 216H101V215H100ZM100 216H99V217H100ZM230 216H231V215H230ZM11 217L13 218V216H11ZM11 217H10V218H11ZM18 217H19V216H18ZM33 217H35V216H33ZM45 217H47V218H44V217L42 216V218H44V220H43L42 218H41V219H42L43 221L47 222V223H49L48 221H51V223H52V221H53V223H56V225H57V223L59 222V220H56V222H55V220H50V218H48L47 215H46ZM99 217H97V219H98ZM181 217H182V216H181ZM3 218H5V220L7 219V218L3 215V217H0V221L2 220L0 223H1V224L4 223L3 225H5V220L3 221ZM30 218H31V217H30ZM54 218H56V216H54ZM54 218H53V219H54ZM79 218H80L82 221H81ZM87 218H88V217H87ZM101 218H102V217H101ZM242 218H243V217H242ZM19 219H20V218H18V220H19ZM22 219H23V218H22ZM31 219H32V218H31ZM45 219H46V220H45ZM47 219H49V220H47ZM51 219H52V218H51ZM61 219H62V218H61ZM63 219H64V216H63ZM78 219H79V220H78ZM97 219L94 218V220H96L97 223H95V221L92 220V222L94 221V222H93V225H91V224H92V222H91V223L89 224V226H87V227L89 228V230H91L90 228L92 227V228L95 230V233H96V230H98V228H99V226H100V225H99L98 228H97V225L100 223V222L98 223L99 220H97ZM99 219H100V218H99ZM239 219H240V218H239ZM87 220H88V219H87ZM117 220H118V219H117ZM122 220H123V219H122ZM122 220H121V221H122ZM7 221H8V220H7ZM11 221H12V220H11ZM26 221H28V220H26ZM61 221H63V220H61ZM100 221H103V219H100ZM20 222H21V221H20ZM33 222H35V221H33ZM84 222H85V221H84ZM84 222H83V223H84ZM108 222H109V221H108ZM173 222H174V221H173ZM205 222H206V221H205ZM230 222H231V221H229V226L232 225V223L230 224ZM263 222H264V220H263ZM35 223L37 224V222H35ZM59 223H60V225H59L60 227H61V224H64V223H61V222H59ZM69 223H68V224H69ZM74 223H75V224H74ZM227 223H228V222H227ZM227 223H226V224H227ZM14 224H15V222H14ZM24 224L26 225L25 221H24ZM39 224H40V223H39ZM94 224H97V225H94ZM109 224H110V223H109ZM223 224H224V223H223ZM6 225H7V224H6ZM22 225H23V224H22ZM25 225H24V226H25ZM31 225H32V224H31ZM66 225H67V224H66ZM81 225H82V224H80V226H78V227L80 228ZM110 225H111V224H110ZM118 225H119V224H118ZM0 226H1V228H2V227L5 228V226H2V225H0ZM26 226H27V225H26ZM32 226H33V225H32ZM37 226L39 227L38 224H37ZM37 226L34 225L31 229H29V225H28V230L26 229L27 227L25 228L26 230L24 229L25 232H28L27 234H29V232H30V236L25 235V236H27L26 239L29 237L28 240H29V239L32 240V239H33L32 237H35V236H36V238H34V240L36 239L35 241H37V239H38L37 237L40 236V234H39V230H38ZM172 226H173V225H172ZM222 226H223V225H222ZM222 226H220V227H222ZM224 226H226V225L224 224ZM229 226H226V227H229ZM40 227H41V226H40ZM63 227H64V226H62V228H63ZM78 227H77V226L72 227V229H76V230H77L76 232H75V230H74V232L72 233V235L75 234V233H76V235L73 236L72 238H70V239H71L70 241L67 240L68 244L71 243L69 247H71V249H73L72 251H73V254H74V255L72 254L71 257H67L66 260H64V258L61 257V256L63 255V252L66 250V246H67V244H65V243H66V239H68V238L70 237V235H69V236L67 235V237L65 238V235L67 234V232H66L65 234L62 233V234H63V235H62V239H63V241L65 240V243H64V242H63V243L61 242L60 248H59V245H58L59 250H58L57 252H53V251H52L49 247H47L46 245H42V244H43V241H44V240H43L42 243L40 242L41 244H40V243H37V246L35 245L36 247H33V250L30 251L31 254H29V256H32L31 258H28V257H27L26 259L23 258L18 264H28L29 262H30V264H32V261L36 264V263H40V262H42V261H44V260H46V259H49V260L51 261V260H54L55 257H57V256L63 258V260L66 261V262L62 261L63 263H59V264H69V263L71 264V262H72V264H73V263L76 264L77 261L82 260V259L84 260V257H86V256H87L86 258H88V262H89V256H88V254L90 255V254L92 253V255H94L93 257H95V255H97V254L99 253V250H101L102 248L104 249L105 247H108V245H109V244H108L109 241H108V240L105 241V238H106L105 236H108L109 231H106V229H108V230L111 229V233H110V234H112V235H111L112 238H109L110 236H108L107 239H112V240H113V239H114V236H116V235L118 236V239H119V237H120V236H119L120 234L118 235V233H120V232H117L116 230H114L115 233L117 232L116 235H115V233L112 232V231H113L112 228H107V226H105V227H106V228H105V227H104V224H103V226H101V227H103L102 230H105V231L102 232V230H101V234H102V235H100V236L103 237L104 234H106V235L104 236V238L98 236V237L100 238V239L98 238V239L100 240V241H99V240L97 239V237H96L97 234H95L94 232H93V233L91 232V233H92V234H91V235H92L91 237H93V235H94L95 238L93 237L92 239L87 240V238H85V236L87 235V233H85V236L83 235L84 232L87 230V228H86V227L84 228V227L82 226V227H83V231H82V230H80ZM82 227H81V228H82ZM108 227H111V226H108ZM236 227H238V226H235L234 228L236 229ZM23 228H24V227H23ZM41 228H42V227H41ZM44 228H45V227H44ZM48 228L50 229V227H48ZM115 228H117V227H115ZM188 228H189V227H188ZM230 228H231V227H230ZM230 228H229V229H230ZM49 229H48V230H49ZM60 229H61V228H60ZM60 229H59V232H60ZM99 229H101V228H99ZM221 229H222V228H221ZM229 229H228V231L230 232L232 229H231V230H229ZM6 230H8V229H5L3 232H5ZM10 230H11V228H10ZM24 230H22V231H24ZM29 230H30V231H29ZM51 230H52V231H51ZM51 230L48 231V232H49V233L51 232L52 236L55 237V235H56V237H57V234H56V233H57V232H56L57 229H56V228H55V229L53 228V229H51ZM54 230H56V231H54ZM61 230H62V229H61ZM129 230H130V229H129ZM129 230H128V233H130V231H131V230H130V231H129ZM140 230H141V229H140ZM140 230H139V231H140ZM158 230H159V229H158ZM216 230H217V229H216ZM216 230H215V231H216ZM224 230L226 231L227 229L223 228V232H224V233H222V234H226V232L228 233V231L225 232ZM236 230H237V229H236ZM236 230H234V232H232V234H231V233H228V235H226V236H227V237L229 236V237L232 238L231 235H233V237H236L237 234L234 236V234L236 233V232H235ZM254 230H255V229H254ZM40 231H41V229H40ZM42 231H43V230H42ZM42 231H41V233H42ZM44 231H45V230H44ZM53 231H54V233H53ZM63 231H65V230L63 229ZM69 231L71 232V231H73V230H69ZM80 231H82L81 233H83L82 236H81L80 233H78V232H80ZM91 231H92V230H91ZM98 231H99V230H98ZM118 231H119V230H118ZM217 231H218V230H217ZM45 232H46V231H45ZM48 232H47V233H48ZM86 232H87V231H86ZM104 232H105V233H104ZM106 232H108V233H106ZM125 232H126V231L121 232L122 235H123V233L125 234ZM140 232H141V231H140ZM171 232H172V231H171ZM219 232H222V230H220ZM219 232H218V233H219ZM6 233H8V232L6 231ZM49 233H48V235H50ZM98 233H99V232H98ZM113 233H114V235H113ZM126 233H127V232H126ZM128 233H127V234H128ZM169 233H170V232H169ZM172 233H173V232H172ZM174 233H175V232H174ZM215 233H217V232H214L213 234H215ZM218 233H217V234H218ZM0 234H1V233H0ZM12 234H13V233H12ZM54 234H55V235H54ZM68 234H69V233H68ZM99 234H100V233H99ZM127 234H126V236L129 237L131 234H134V233L132 232L129 236H128ZM158 234H160V233H158ZM167 234H168V231H167ZM175 234H177V232H176ZM209 234H210V233H209ZM217 234H216V235H217ZM229 234H231V235H229ZM1 235H2V234H1ZM3 235H7V234H4V233H3ZM3 235H2V236H3ZM122 235H121V236H122ZM172 235H173V234H172ZM206 235H208V234H206ZM211 235H212V232H211V234L209 235L210 238L213 236V235H212V236H211ZM7 236H8V235H7ZM42 236H43V235H42ZM42 236H40L41 239H38V240H42L43 238H45V237L42 238ZM63 236H64V237H63ZM117 236L115 237V239H116L115 243H116V244H119L118 241H120V240L123 238V236L120 238V240L117 239ZM132 236H133V235H131V239H132ZM157 236H158V235H157ZM157 236H156V237H157ZM168 236H170V235H168ZM50 237H51V235L49 236V239L47 238L48 241H47V239H46L45 242H49V241H51V240L54 239V238H52V237H51V238H52V239H51ZM56 237H55V238H56ZM127 237H126V238H127ZM158 237H160V236H158ZM0 238H3V237H0ZM4 238H5V237H4ZM15 238H16V236H15ZM124 238H125V237H124ZM124 238H123L122 240L125 241ZM205 238H206V237H205ZM224 238H225V237H224ZM231 238H227V240H228V239H230L231 241L234 240V241H233L234 243L231 244V241H230V244H229V241H228L227 244H229L230 246H229V245H226V246L224 245V246H223V247H224V250H225L226 248L228 249L229 247L233 246V244H236V243H237V242H235V239L232 240ZM16 239H17V238H16ZM60 239H61V238H60ZM84 239L87 240V242L89 243L88 245L90 246V251H91V253H89V252H88V253H86V252L84 253V251H80V250H79L78 246H79V244H81V240L84 242ZM101 239H102V240H101ZM103 239H104V240H103ZM115 239H114V240H115ZM129 239H130V238H129ZM156 239H157V238H156ZM159 239H160V238H158V240H159ZM117 240H118V241H117ZM122 240H121V241H122ZM149 240H150V239H149ZM236 240H237V238H236ZM10 241H11V240H10ZM32 241H33V240H32ZM35 241H34V243H35ZM54 241H55V242H54V244H55V243H56V239H55ZM102 241H105V242H102ZM167 241H168V240H167ZM18 242H19V240L17 241V243H18ZM26 242H27V240H26ZM29 242H31V241L29 240ZM57 242H58V241H57ZM101 242H102V244L104 243V245H107V244H108V245H107V246H104V245L101 244ZM106 242H108V243L106 244ZM110 242L114 243V242L111 241V240H110ZM117 242H118V243H117ZM122 242H123V241H122ZM125 242L128 243V242H127V239H126ZM159 242H160V240H159ZM162 242H163V240H161V243H162ZM168 242H169V241H168ZM11 243H12V242H11ZM32 243H33V242H32ZM32 243H31V244H32ZM51 243H52V242H51ZM115 243H114V244H115ZM171 243H172V242L170 241V243H169V244H170V249L173 248L172 252L175 251V253H173V254H174L175 256H177V257H180L179 254H178L180 251H179V252L177 251L178 249L180 250V248H177L178 246H177L176 244H174V247H176V248L174 249L173 246L171 247ZM12 244H13V243H12ZM18 244H19V243H18ZM29 244H30V243H29ZM31 244H30V245H31ZM38 244H39L40 246H39ZM45 244H46V243H45ZM58 244H60V242H58ZM110 244H111V243H110ZM114 244H113V245L111 244L112 246H111V245H110V246H111V250H112V249H115L116 247H119V248H116V252H117L118 249L120 250V248L122 249V248H124V247L127 246V244H126V246H125V245H122V247H120V246H121L120 244H122L121 242H120V244H119L118 246H117L116 244H115V245H114ZM123 244H125V243H123ZM134 244H135V243H134ZM167 244H168V243H167ZM172 244H173V243H172ZM47 245H48V243H47ZM50 245H51V244H50ZM101 245H102V246H101ZM150 245H151V244H150ZM158 245H160V243H159ZM13 246H14V245H13ZM18 246H19V245H18ZM26 246H27V245H26ZM89 246L87 247V245H86L87 249L89 248ZM103 246H104V247H103ZM113 246H114V248H113ZM115 246H116V247H115ZM123 246H124V247H123ZM151 246H152V245H151ZM155 246H156V245H155ZM155 246H154V248H155ZM161 246H164V247L166 246L165 249H167V246H169V245H165V244H163V245H161ZM161 246H159V247H161ZM179 246H180V245H179ZM5 247H6V246H5ZM127 247L129 248L130 246H127ZM144 247H145V246H144ZM156 247H157V246H156ZM58 248H57V249H58ZM128 248H127V249H128ZM135 248H136V247H135ZM135 248H134V249H135ZM221 248H222V246H221ZM221 248H220V250H221ZM235 248H236V247H235ZM53 249H54V247H53ZM71 249H70V250H71ZM87 249H85V250L88 251ZM103 249H102V251H100V253H99L98 255H100V254H101L100 256L105 255V251H107L108 248H105V249H104V253H101V252H103ZM127 249H124V251L127 250ZM130 249H132V247L129 248V250H130ZM134 249H132V251H133ZM158 249H159V251H160L161 249H163V247H162V248H158ZM227 249H226V250H227ZM229 249L231 250L232 247L229 248ZM15 250H16V248H15ZM17 250H18V249H17ZM70 250H68V252H66V253L69 254ZM81 250H83V249H81ZM119 250H118V251H119ZM122 250H123V249H122ZM137 250H138V248L134 250V251H135V254H137ZM154 250H155V249H154ZM12 251H13V250H12ZM27 251H29V250L27 249ZM120 251H121V250H120ZM120 251H119V252H120ZM168 251H169V250H168ZM168 251H167V252H168ZM176 251H177V252H176ZM196 251H197V250L194 249V250L191 251V253H192V252H193V253H198V252H196ZM231 251H232L231 254L233 255L234 250H231ZM18 252H19V251H18ZM21 252H22V251H21ZM21 252H20V253H21ZM93 252H94L95 254H94ZM116 252H115V250H114V251H111V252H106V255H107V253L110 255V253H112V254L114 253V254H115ZM119 252H118V253H119ZM170 252H171V250H170ZM3 253H4V251H3ZM22 253H24V252H22ZM66 253H65V254H66ZM138 253H139V252H138ZM154 253H155V251H154ZM156 253H158V252H157V249H156ZM210 253H211V252H210ZM227 253H228V252H227ZM235 253H236V252H235ZM1 254H2V253H1ZM55 254H56L57 256H55ZM65 254H64V257L67 256V255H65ZM85 254H86V256H85ZM166 254H167V253H166ZM186 254H188V253H186ZM186 254L184 253L185 256H187ZM4 255H6V252H5ZM12 255H13V254H12ZM92 255H91V256H92ZM98 255H97V256H98ZM115 255H117V254H115ZM121 255H122V254H121ZM132 255L135 256L134 254H132ZM132 255H131V256H132ZM163 255H164V254H163ZM180 255H181V252H180ZM182 255H183V254H182ZM184 255H183V256H184ZM236 255H237V254H236ZM131 256H130V258H131ZM154 256L156 257V255H154ZM154 256H153V257H154ZM164 256H165V255H164ZM167 256H168V255H167ZM195 256H197V254L193 255L192 257H191V254H189V255L187 256V259H193V260H194ZM225 256H226V255H225ZM227 256H228V254H227ZM93 257H91L92 259H91L90 262H89V263H91V264H92ZM98 257H99V256H98ZM153 257H151V259H153ZM155 257H154V258H155ZM213 257H214V256H213ZM216 257H217V256H216ZM228 257H229V256H228ZM103 258H105V256H104ZM1 259L4 260L3 257H2ZM1 259H0V262H1ZM94 259H96V257H95ZM135 259H136V258H133V260H130V259H129V260H128V263H129V261H131L130 263L133 264ZM138 259H139V258H138ZM141 259H142V258H141ZM148 259H149V258H148ZM184 259H185V257H184ZM221 259H222V258H221ZM11 260H12V259H11ZM85 260H86V259H85ZM85 260H84V262H87V261H85ZM117 260H118V259H116V261H117ZM185 260H186V259H185ZM50 261H49L48 263H51ZM57 261H58V260H57ZM57 261H53V262L57 263ZM69 261H70V262H69ZM97 261H98V260H97ZM106 261H107V262H106ZM106 261H105V259H104V260L102 259L99 263H100V264H102L103 262H106L105 264H107V263H108V264H113V262H114V264L116 263V261H109V262H108V260H106ZM121 261H124V259H121ZM132 261H133V262H132ZM150 261H151V260H150ZM207 261H208V259H207ZM228 261H231V260H228ZM53 262H52V263H53ZM68 262H69V263H68ZM101 262H102V263H101ZM111 262H112V263H111ZM187 262H188V261H187ZM208 262H210V261H208ZM94 263H95V264H98V263H96V262H94ZM94 263H93V264H94ZM121 263H122V262H121ZM123 263H124V262H123ZM123 263H122V264H123ZM135 263H138V262L136 261ZM183 263H184V261H183ZM185 263H186V262H185ZM214 263H215V262H214ZM2 264H3V263H2ZM4 264H5V263H4ZM6 264H7V263H6ZM9 264H10V263H9ZM53 264H54V263H53ZM79 264H80V263H79ZM82 264H83V263H82ZM86 264H88V263H86ZM119 264H120V259H119ZM210 264H213V262L211 261Z\"/></svg>",
    "mask_w": 264,
    "mask_h": 264
}]
</instances>
